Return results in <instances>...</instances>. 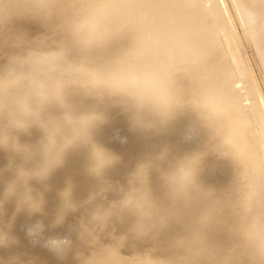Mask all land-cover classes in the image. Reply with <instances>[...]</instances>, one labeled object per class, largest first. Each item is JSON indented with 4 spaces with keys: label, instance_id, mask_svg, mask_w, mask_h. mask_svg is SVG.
Masks as SVG:
<instances>
[{
    "label": "rangeland",
    "instance_id": "obj_1",
    "mask_svg": "<svg viewBox=\"0 0 264 264\" xmlns=\"http://www.w3.org/2000/svg\"><path fill=\"white\" fill-rule=\"evenodd\" d=\"M9 0H7V1H0V17H2L3 16V14H4V9H5V7H4V5L2 6V3H4V2H8ZM11 1H13L14 3L13 4H15V2L16 1H14V0H10V2ZM36 0H34V2H35ZM63 1V2H62ZM91 1V0H90ZM108 1L109 0H103V1H101V0H97V6L95 5H93V4H91L90 2H89V0H77V1H72V0H59L58 1V3H60V2H62V4L60 3V4H58V6L57 5H54V7L52 8V6H45V8L46 9H44V8H33L30 12H29V10H27V11H25V12H23L22 14H13V15H10L9 16V18L7 19V21H4V22H0V64L2 65V67L0 66V101L3 99V100H8V102L9 103H7V102H4V101H2L1 102V104L4 102L5 103V105L3 104V105H1L0 104V109L2 108H4V107H7L6 109H8L9 107V109H11V110H6V111H4V109L2 110H0V118H1V116H2V118L0 119L1 121H2V119L4 118V116H11L10 118L12 119H10L9 117L8 118H4V120L2 121V122H4L3 124L2 123H0V128H2V126H3V128L2 129H0L2 132H0V133H2V134H0V137H2L3 138V140H5V141H9V143H10V141H11V139L10 138H12L13 139V141H14V144H12L13 143V141L11 142V144H9L10 146H8V142H5V144L4 143H2L3 142V140H1V138H0V172H1V174L2 175H4V173H9V174H5V177L7 176V177H9V175L11 174V173H13L15 176L13 177L12 176V174L10 175L11 177H9L10 179H12L11 181H9V180H7V179H9V178H4V176H2L1 174V179H0V185H1V183H2V185H4V187L1 185L0 186V217H2L3 215V217H5L6 218V216H8V215H10L11 214V210L12 209H16V208H18V207H16V206H18V205H16L17 203H16V201L19 199H22V197H24L23 199H22V201H24V205H25V200L27 199L28 200V198H27V196L26 195H24V196H18V194H20L21 193V195H23V194H28V195H30V193L32 194V192H33V189L35 190V191H38V192H40V194H41V192L43 193V194H41V195H44L45 193H48L49 194V196L48 197H50L51 199L49 200V198L47 197H44V196H41L40 194H38V192H33V195L34 194H38L37 196H35V197H37L36 199H38V198H44V200H43V202L44 201H46L47 199L49 200V201H51V202H49V204L47 203V201H46V203L48 204V205H46L45 203H43V205H44V207H46L45 208V210L43 209V207H41L40 208V206L39 205H37V206H35V204H37V202H38V200L39 201H41V199H38L37 201H35V199H32V203H33V207H31V208H29V206H30V204L32 205V203H30L31 202V200L30 201H28L27 203H30L29 204V206H28V208L31 210L32 208H37L36 210L38 211V208H39V211L41 210V211H43L44 213H41V214H44V216H41L40 215V217H45V214L47 213V215L46 216H48L47 218H46V220H44V218H43V220H41V218H39V216H37V215H34L33 216V213L32 212H34L33 211V209H32V211L30 212H28V210H25L24 211V209H26V206H27V204L25 205V206H23L22 208L23 209H20L21 211H19V209H17L20 213H18V211H16V212H14V213H16L17 214V217L19 218V220H17L16 221V217L15 218H13L14 217V215H13V212H12V215H10V216H8L10 219H7V220H4V221H7L8 222V220H10L9 221V223L7 224V222H6V224H1V225H5V228H4V226L2 227V228H4L5 230H11L12 228H14L15 229V231H16V233H15V231H14V229H12L13 231H14V233H15V235L17 236V239L18 238H20V239H18V241L19 240H23V238H24V240L25 239H27L28 240V238H29V236L28 235H30V233H29V229L31 228H36L37 229V226H36V224L38 225L40 222H41V224L42 225H38V228H41L42 227V230L44 231H38V232H40V234H43V233H45V235H41V236H44V238L43 237H41V238H43L45 241H46V243L43 241V240H41V242L43 241V243H45V245H46V250H48V251H46L45 250V255H43L42 256V258H44V256L45 257H47L46 255H49L48 257H47V259L46 258H44V259H46L45 261H43L42 259H41V262L43 263H45V264H47L46 263V261L49 259V257L50 256H53V254L55 253H57V252H59V247H61L62 246V244H60L61 243V240H63V237L62 236H64L65 238L68 236L69 237V239L73 242V244H74V247H72L73 246V244L71 245L69 242H71L69 239H67L66 238V240L64 239V242L66 241V243L65 244H63V246L64 245H66V250H65V247H63L62 246V248H64V250H65V255H67L68 257H70V261H69V258H64L65 256L63 255L64 253H62V255H61V251L62 252H64V250H61L59 253H60V255H59V253L58 254H56L55 256H53L54 257V260H55V262H58L59 263V261L61 260V258L63 259V260H61V262L63 263V264H66V261L67 262H69V263H72V261L74 262V259H72V261H71V258H73V257H75L76 256V258L78 259V261H79V258L77 257L78 256V254H75V253H77V252H80V254H81V252H83V250H85V252H83L86 256H88V255H91L92 254V250H93V248L92 247H95L96 248V245L95 244H92V243H89V241H91L92 240V238H93V236L95 235V238L97 239L96 240V244H98V242H99V238L101 237V241H100V243H102V242H106L107 240L106 239H108V244H109V239H111L110 241L113 243V245H117V243L116 242H118L119 243V245L122 243L121 241V243L117 240V239H113L114 238V235H112L113 236V238H112V236H111V234H118L117 236L119 237V239L121 240L122 239V241L123 240H125V237H124V239L122 238V237H120L121 235L123 236V234H124V232H123V230L125 231V228L127 227V225L125 226L124 225V223H126V224H129L128 225V228H127V231L129 232V228H131V227H133L134 225H136L135 223H138V220H136V218L139 216L138 215V212H137V210H136V208H135V204L137 203V199H136V195H138V194H140V192L141 191H143V192H145L144 193V196H146L147 195V193H148V196H149V199L153 202H155V200H157L156 202H157V205H156V202H155V205L157 206L156 208H157V211L158 210H160V211H158V213L156 212V210H155V212H154V215L153 216H156V215H158L157 216V218H159V215H161V214H163L164 215V213H162V211L161 210H163V211H166V210H164L167 206V208H169V209H167V211H166V215H168V216H172V213L173 212H171V210L173 211L174 209L175 210H181L182 211V209H183V211L182 212H184V210H185V214H186V216H184L185 218H188L190 215L188 214V213H190V212H188V210H186L187 209V204H185L184 206H183V204L185 203L184 202V200H185V198H186V195L187 194H185L184 195V193H185V188H188L189 189V186H190V184H189V186H184V189H183V192L182 193H180L179 195H178V197H177V195L175 196V194L177 193V191H180L179 189H181V179L182 178H186V177H189L190 176V174L192 173V177L194 176V178H203V177H205V174L207 175V176H209L210 174V172H212V171H215L216 169H218L217 167H219V168H223V170L221 171L220 169H218V170H220L221 172H222V174H221V172L219 173V171L217 170V173H216V175H215V173H211V174H214L215 176H219L220 174L221 175H223V176H225L224 178H223V176H221L220 175V177H222V179L221 178H219V180H221V181H223L224 183H225V181L227 182V180L229 179V178H232L233 177V175H235V177H236V175H237V177L236 178H238V179H240L241 178V176H243L242 175V173H240V170L242 171H246V169H247V171L246 172H244L245 173V175H244V177H243V179H244V182H245V179H250L249 181L248 180H246V182L244 183V184H246V185H244V188L246 189V190H248V191H246V190H244V191H240V190H243V189H241L242 187H243V183H240L238 186H240V187H237V188H234L236 191H237V196L235 195V193L234 192H236V191H234V192H232L231 190V188H232V183L231 182H233L232 181V179H229L231 182H230V185L228 184V182H227V184H228V189H227V187H225L226 189H227V193H228V190H229V192L231 191L232 193L231 194H233V198H234V196H236V200L235 199H233L232 198V202H235V203H228L227 205H223L225 202H223V201H226L225 200V198H223V201H222V199H221V196L222 195H224L225 193H226V190H225V193L223 194H221V192H224V190H221V192H219L220 194H221V196H220V194L216 191V185H218L219 183H221L222 184V182H219V180L217 181H215V180H213V179H215L216 177L215 176H213V177H211V179L213 180V184H212V186L214 185V189H212L211 188V186H209V185H211V184H209V182H212L211 181V179H207L206 177V180H208V181H204L205 180V178H204V180H202L203 182H208V187H207V183L205 184V183H202V181L200 180V181H198V184H199V186L202 184V188L205 190V187L207 188V189H209V187L211 188V189H209V191L210 190H212L211 191V194L213 193V190H215L216 192L215 193H217L218 195H219V197L217 196V197H215V196H213V194L211 195L212 197L211 198H214V199H216L217 198V200L218 199H220V202H223V203H220L219 204V200H218V205H220L221 206V204H222V207L223 208H218V210H221V212L225 209V207L226 208H228L229 206L228 205H231V207L232 208H236V204L238 203V201H239V204L242 206V208L244 209H240L241 207H240V205H238L237 204V210L239 209V210H243V211H245V214H246V212L247 213H249V212H251V210L254 208V207H257V206H259V207H261V208H263V205H264V63H261V61L258 59V58H260V57H258L259 55H261V51H262V49L264 48V3H262L261 5H258V4H256V5H254V3L253 2H251L250 1V4H248L247 5V3H248V1L247 0H227V2H226V4L227 5H225V3H224V1L223 0H219L220 2H219V4L216 2L217 0H198L196 3H194L193 4V2L192 3H189V2H185V1H183V0H122V1H120V3H117V2H114L113 4H110V3H108ZM2 2V3H1ZM37 2H38V0H37ZM75 2V3H74ZM83 2H85V4L83 3ZM99 2V3H98ZM102 2V4H105V5H100V3ZM103 2H105V3H103ZM207 2V3H206ZM229 2V3H228ZM81 3H82V6L84 5H86V4H89V6H86V7H81L80 5H81ZM8 4H9V2H8ZM7 4V5H8ZM12 4V2H11V4H9V6L10 5H13ZM63 4H69L68 6H67V8H66V10H62L61 9V7H62V5ZM99 4V5H98ZM208 4V5H207ZM232 4H233V6H232ZM90 5H92V6H90ZM210 5V6H209ZM78 6H80V7H77ZM213 6V7H212ZM225 6H227V7H230V9L228 8V10H227V8L225 7ZM56 7V8H55ZM88 7V8H87ZM96 7V8H95ZM185 7V8H184ZM4 8V9H3ZM58 8V9H57ZM77 8L78 9V11L77 10H75V9ZM83 9V10H81V9ZM85 8H86V10L87 11H85V12H83L84 10H85ZM97 8H99V10H97ZM182 8V9H181ZM184 8V9H183ZM205 8H210V9H208V10H206ZM60 9V10H59ZM13 9L10 7L9 8V11H12ZM73 10V16H72V14H71V11ZM96 10V11H95ZM169 10H171V12L169 13V14H167V11H169ZM36 11V12H35ZM39 11V12H38ZM76 12V14H75V12ZM92 11V12H91ZM231 11H233L232 12V14L235 16H233L232 14H231ZM253 11H255V14H256V16H257V20H258V27H253L252 26V23H251V20H250V13L251 12H253ZM61 12V13H60ZM67 12V13H66ZM87 12H89V14H86ZM229 12V13H228ZM63 13H65L66 15L68 14V16L66 17V15L64 14L63 15ZM79 13V14H78ZM81 13H83V14H81ZM38 14V15H37ZM75 14V15H74ZM78 14V15H77ZM81 14V16L83 15V17H79V15ZM230 14V15H229ZM32 15L33 16H40L44 21L46 20L47 21V19L49 18V23H53V24H56V25H54L55 27H50V28H30V26H29V18L30 17H32ZM49 15V16H48ZM70 15V16H69ZM77 15V17H75ZM84 15H86V16H84ZM94 15H95V17H94ZM24 16V17H23ZM89 16H91L90 18H89ZM230 16L232 17V18H230ZM64 17L68 20V21H66L65 19H64ZM75 17V18H74ZM62 18H63V21H62ZM68 18H70V19H68ZM77 18H79L78 20H77ZM82 18H84V19H82ZM115 18V19H114ZM31 19V18H30ZM82 19V20H81ZM66 22H65V21ZM80 20V21H79ZM86 20H88V21H86ZM90 20V21H89ZM214 21V22H213ZM232 21H234L233 23H232ZM120 22V23H119ZM238 23V24H237ZM217 24V25H216ZM52 26V25H51ZM219 28V29H218ZM250 28H252V29H250ZM253 28H256V29H253ZM258 28V29H257ZM218 29V30H217ZM242 30V31H241ZM216 32H218V33H216ZM254 32L256 33H259V34H261V36L260 37H258L257 39H255L254 37ZM221 33H222V35H221ZM237 33H241L242 35H241V37H242V39H245L244 40V43H246V48L245 49H242V46L241 45H239V39H238V35H237ZM256 33V34H257ZM126 34V35H125ZM132 34V35H131ZM224 35V36H223ZM226 35L228 36V37H230V39L232 40V43H227V40H226ZM5 36V37H4ZM15 37V38H14ZM131 38V39H130ZM220 38V39H219ZM13 41H12V40ZM127 40V41H126ZM258 40V42H259V44H257V41ZM139 42V43H138ZM16 44V45H15ZM20 44V45H19ZM227 44V45H226ZM19 45V46H18ZM139 45V46H138ZM256 45H259V46H256ZM227 46V47H226ZM46 50V51H45ZM234 50V51H233ZM240 50V51H239ZM247 50V51H246ZM45 51V52H44ZM259 51L261 52V53H259ZM245 52V53H244ZM250 54V55H248V56H246L248 53ZM46 53V54H45ZM52 53V54H51ZM54 53V54H53ZM241 53H243V54H241ZM247 53V54H246ZM9 54H11V55H9ZM8 55V56H7ZM15 55V56H14ZM30 55H32V56H30ZM39 56L41 57V58H39ZM228 56V57H227ZM232 56V57H231ZM13 57H18V58H25V57H27V60H28V63L29 64H27V63H20V62H17V63H13L12 62V58ZM36 57H38V58H36ZM244 59H243V58ZM248 57V58H247ZM252 57V58H251ZM47 58H48V60H47ZM251 60H253V61H251ZM233 59V60H232ZM247 59H249L250 61H248L247 62ZM40 60V61H39ZM235 60V61H234ZM35 61H36V63H35ZM100 61V62H99ZM1 62H3V64L1 63ZM34 62V63H33ZM39 64H38V63ZM85 62H86V64H85ZM99 62V63H98ZM230 62V63H229ZM234 62V63H233ZM245 62V63H244ZM250 62H251V64H250ZM254 62V63H253ZM13 63V64H12ZM32 63V64H31ZM43 63V64H42ZM235 63H236V67L234 66L235 65ZM11 64V66H9V65ZM15 64H16V66H15ZM25 64H26V66H25ZM36 64H37V66H36ZM83 64V65H82ZM99 64H101V65H99ZM231 64V65H230ZM234 64V65H233ZM238 64V65H237ZM89 65V66H88ZM241 65V68L239 67ZM246 65V66H245ZM253 65V68L251 67V66ZM25 66V67H24ZM28 66H29V70H28ZM32 66V68H30ZM92 66L94 67V68H92ZM99 66V67H98ZM102 66V67H101ZM11 67V68H10ZM12 67L14 68L13 70H12ZM18 67V68H17ZM24 68V69H22V68ZM87 67H89V68H87ZM239 67V68H238ZM35 69V71H34V69ZM39 68V69H38ZM251 68H252V70H254L255 72V74L257 75L256 76V79L258 80L259 79V87H258V90H263V91H259V95H261V97H262V99L260 98V97H258V95H257V93L255 92V90H254V86H253V83H251L252 82V80H251V78H252V71H251ZM8 69V70H7ZM18 69V74H17V72H16V70ZM20 69V70H19ZM44 69V70H43ZM92 69V70H91ZM236 69H239L238 70V72H237V70ZM242 69V70H241ZM257 69V70H256ZM21 70H23V71H21ZM39 70V71H38ZM9 71V72H8ZM21 71V72H20ZM85 71V72H84ZM89 71H90V73H89ZM96 71H97V73H96ZM5 72H7V73H5ZM15 74H14V73ZM38 72V73H37ZM76 72V73H75ZM92 72L94 73V75L92 74ZM237 72V73H236ZM240 72H242L241 74H240ZM21 73V74H20ZM24 73H26V74H24ZM37 73V74H36ZM96 73V74H95ZM259 73V74H258ZM9 74V75H8ZM91 74V75H90ZM98 74V75H97ZM6 75H8V77L6 76ZM18 75H20V76H18ZM34 75V76H33ZM97 75V76H96ZM136 75V76H135ZM3 76V77H2ZM13 76V77H12ZM37 76V77H36ZM50 76V77H49ZM93 76V77H92ZM95 76V77H94ZM129 76H131V77H129ZM239 76V78H237ZM254 76V75H253ZM2 77V78H1ZM30 77V78H29ZM43 77V78H42ZM81 77V78H80ZM96 77H97V79H96ZM107 78V80H106V78ZM133 77V80L131 79ZM134 77H135V79H134ZM56 78V79H55ZM57 78H58V80H57ZM92 78V79H91ZM118 79V80H115V79ZM122 78V79H121ZM125 80H124V79ZM128 78V79H127ZM171 78V79H170ZM236 78H237V80H236ZM254 78H255V76H254ZM3 79V80H2ZM14 79V80H13ZM83 79V80H82ZM90 81H89V80ZM121 79V80H120ZM137 79V80H136ZM141 79H142V81H141ZM147 79V80H146ZM37 80H38V82H37ZM82 80V81H81ZM85 80H87V81H85ZM98 80V81H97ZM104 80V81H103ZM109 80V81H108ZM110 80H111V82H110ZM120 80V81H119ZM124 82H123V81ZM129 80V81H128ZM132 80V81H131ZM146 81L147 82V84L148 85H144V84H146V82H144V81ZM235 80H236V82H235ZM240 80H242V81H240ZM68 81V83H66L65 84V82H67ZM84 81V82H83ZM106 81V82H105ZM115 83H114V82ZM140 81V82H139ZM163 81V82H162ZM246 81V82H245ZM36 82V83H35ZM134 82H136V85H135V83ZM149 82H150V84L152 85V87L150 86V84H149ZM232 82H234L233 84H232ZM18 83V84H17ZM62 83H63V85H62ZM74 83H76V84H74ZM79 83V85H77ZM99 83V84H98ZM105 83V84H104ZM111 83V84H110ZM134 85H133V84ZM144 83V84H143ZM237 83V84H236ZM29 84V85H28ZM83 84H86V86H87V88H86V86L84 85L83 86ZM89 85V87H88V85ZM113 84V85H112ZM120 84V85H119ZM123 84H125V85H123ZM138 84H140V85H138ZM141 84L143 85V87L141 86ZM24 85V86H23ZM91 85H92V88H91ZM105 85V87L103 88V86ZM110 85V87L111 88H113V90L110 88V87H108ZM243 85V86H242ZM85 88V89H83V87ZM100 86V87H99ZM117 86H119V87H117ZM124 86V87H123ZM126 86V87H125ZM147 86V87H146ZM149 86V87H148ZM231 86V87H230ZM237 86V87H236ZM238 86L240 87V88H238ZM260 86H262V89L260 88ZM31 87V88H30ZM63 87V88H62ZM65 87V88H64ZM94 87V88H93ZM95 87H97V88H95ZM99 87V88H98ZM108 87V88H107ZM115 87H116V89H115ZM155 87V88H154ZM163 87V88H162ZM49 88H50V90H49ZM54 88V89H53ZM76 88V89H75ZM91 90H90V89ZM119 88H120V90H121V88H122V92H120V90H119ZM126 88H129L128 90L126 89ZM145 90H144V89ZM147 88V89H146ZM152 88V90H150ZM158 88V89H157ZM232 88V89H231ZM260 88V89H259ZM38 89V90H37ZM42 89H43V91H42ZM48 89V90H47ZM53 89V90H52ZM60 89V90H59ZM92 89H94V90H99L98 92L97 91H94V90H92ZM101 89V90H100ZM106 89V90H105ZM108 89V90H107ZM125 89L127 90L126 92H124L123 93V90L125 91ZM136 90V92L135 91H133L132 92V90ZM231 89V90H230ZM236 89V90H235ZM239 89H241V91L239 90ZM104 90V91H103ZM111 90V91H110ZM153 90H155V91H153ZM156 90H158V91H161L162 92V94L163 95H161V92L159 93L158 91H156ZM232 90H235V91H232ZM245 90V91H244ZM38 91V92H37ZM92 91V92H91ZM94 91V92H93ZM108 92L107 94H106V92ZM110 91V92H109ZM112 91H113V93H112ZM115 91V92H114ZM128 91H131V92H128ZM143 91V92H142ZM140 92V93H139ZM159 93V95L158 94H156V93ZM110 93H112L111 95H110ZM119 93H121V94H124L125 95V93L126 94H133V97H135L134 99H135V102L133 101H131V100H134L132 97H129V96H124V95H122V96H124V97H122L121 96V94L119 95ZM146 93V94H145ZM150 93V94H149ZM152 93V94H151ZM239 93V94H238ZM256 93V94H255ZM8 94V95H7ZM83 94V95H82ZM106 94V95H105ZM116 94H117V96H116ZM136 94H138L139 96H140V94L142 95V96H140L139 98L143 101L142 103H141V101L139 100V98L137 99V101L139 102H137L136 103V98L138 97ZM243 94H244V96H243ZM96 95V96H95ZM114 97H113V96ZM166 95V96H165ZM240 95H242V97H243V99H242V97L240 96ZM257 95V96H256ZM91 96L93 97V98H91ZM101 96H103V97H101ZM118 96H121V100L119 99V98H117ZM137 96V97H136ZM143 96L145 97V98H143ZM149 96V97H148ZM215 96V97H214ZM239 96V97H238ZM247 96V97H246ZM84 97V98H83ZM97 97V98H96ZM142 97V98H141ZM147 97V98H146ZM154 98V99H151V101L152 100H154L153 102H151L150 100H149V102H147V100L146 99H148V98ZM164 97H170L169 99H167V101H166V99L164 98ZM90 98V99H89ZM95 98H96V100H95ZM115 99L116 98V101L117 100H119L117 103H116V101L114 102V101H112L113 99ZM126 99L127 100V98H128V100L126 101V102H124V100L123 99ZM132 98V99H131ZM70 99V100H69ZM72 99H73V103H72ZM82 101H81V100ZM107 99V100H106ZM109 99H110V101L112 102H110L109 101ZM156 99H158L157 101L160 103V101H161V103L162 102H164V104H162V106H160V104L157 102V101H155ZM258 99V100H257ZM12 100H14V102L12 101ZM51 100V102L52 101H54V104H57L58 105V102H65L64 104L61 102V105L64 107L65 105V107H68L67 108V116H65V113H66V111H64V110H66V109H64L63 107L62 108H58L59 106H56V105H54L53 104V106L51 105V103L49 102V103H47V101H50ZM69 100V101H68ZM75 100V101H74ZM85 101V105L89 102V101H91V100H93V101H91V102H89L88 104H91V105H86L87 106V108H86V106L84 105V103L82 104V102H84ZM104 100V101H103ZM130 100V101H129ZM145 100H146V102H145ZM164 100V101H163ZM169 100H170V103H169ZM263 100V101H262ZM11 101H12V103L14 104H12L11 103ZM16 101V102H15ZM18 101V102H17ZM27 101H28V103L30 104V106H28L29 104L27 103ZM58 101V102H57ZM66 101H67V104H66ZM71 101V102H70ZM81 101V102H80ZM88 101V102H87ZM95 101H96V103H95ZM107 101H108V103H107ZM122 101V102H121ZM129 101V102H128ZM244 101V102H243ZM24 102L27 104V106H22V105H24ZM34 104H33V103ZM39 102V104L36 106L35 105V103L37 104ZM78 102V103H77ZM100 102V103H99ZM175 102V103H174ZM240 102H243V103H240ZM250 102V103H249ZM7 103V104H6ZM11 103V104H10ZM15 103H18V104H16L15 105ZM31 103L33 104V106H35V107H31ZM47 103V104H46ZM68 103H70V104H68ZM74 103H76V104H74ZM81 103V104H80ZM97 104V105H95V104ZM107 103V104H106ZM114 103H116V104H114ZM122 105H121V104ZM144 103V104H143ZM145 103L147 104V106L145 105ZM157 103V104H156ZM168 103V104H167ZM260 103V104H259ZM9 104L13 107V109L14 110H16V111H12V107L11 106H9ZM21 104V105H20ZM50 104V105H49ZM79 106H78V105ZM99 104V105H98ZM101 104V105H100ZM111 104H113V105H111ZM132 104V105H131ZM152 104H154V105H152ZM175 104H176V106H175ZM242 104V105H241ZM244 104V105H243ZM18 105V106H17ZM39 105H40V107H39ZM46 106V107H44V106ZM50 107H49V106ZM60 105V106H61ZM77 105V106H76ZM80 105H83V106H80ZM95 105V106H94ZM108 105H109V108H108ZM126 105H131L132 107H134V108H137V111L139 110V109H141L140 110V112L141 113H137L136 112V110H134V109H132V107L130 108V106H126ZM142 105V106H141ZM144 105V106H143ZM149 105V106H148ZM163 105H164V107H163ZM166 105H168L167 107H166ZM170 105H172L170 108H169V106ZM180 107H179V106ZM181 105H182V107H181ZM240 105V106H239ZM2 106H4V107H2ZM16 106L17 107H19L20 109L19 110H17L16 109ZM51 106H52V108H51ZM55 106L57 107V108H55ZM71 106H73V107H71ZM75 106V107H74ZM84 106H85V108L86 109H90L91 107H93L94 109H90L89 111L90 112H88V110L86 111V109L84 108ZM89 106H91V107H89ZM98 106V109H96L95 107H97ZM146 106V109L145 108H143V107H145ZM154 106V108H153V110H154V113H156V111L157 110H159L160 109V113H162L161 112V110L163 109H165L164 111H165V115L164 116H166L165 118H163L164 116H163V114H164V112H163V114H162V116H161V114H158L159 112L157 111V113L156 114H152L153 115V117H151L150 119L148 118L149 116H150V110H149V114L148 113H146V116H147V114H148V117L147 118H145L146 116H144V118H145V120L143 119V112L145 111V110H148V107H150V108H152ZM251 106H253V108L251 107ZM28 107H30V109L29 110H31L32 111V109L31 108H33V112L34 113H31V114H29L28 115V112H31V111H29L27 108ZM42 107V108H41ZM49 107V108H48ZM81 107H82V109H81ZM163 107V108H162ZM178 109H177V108ZM184 107V108H183ZM21 108H22V110H21ZM24 108V109H23ZM39 109V110H37L38 111V113L37 112H35V110L34 109ZM73 108H74V111L76 110V113H77V110H78V115L80 116L79 118H78V115H76V113H74V111H72L73 110ZM75 108H77V109H75ZM139 108V109H138ZM149 108V109H150ZM155 108H156V110H155ZM172 108V109H171ZM179 108L181 109V108H183V109H181V110H179ZM210 108V109H209ZM50 109V110H49ZM80 109V110H79ZM83 109H84V111H83ZM102 109V110H101ZM124 109H125V111H124ZM129 109V110H128ZM171 109V111H172V113H171V111H169V110ZM174 109V110H173ZM249 109V110H248ZM23 110H26V113H23ZM62 111V112H58V111ZM69 110H71L75 115H76V118L79 120V119H83L82 120V122L84 123V125L83 124H81V125H83V127L84 128H86V126L88 127L89 125H90V123L91 124H93L94 126H89L90 127V129H91V127H93L91 130L90 129H82V130H80L81 128H83L81 125H78V127H79V130L78 129H76V127H77V125L75 126L74 125V120H75V116L73 117L72 116V112H71V116H69ZM82 110V111H81ZM95 110L97 111L96 113H94L95 112ZM106 110V111H105ZM120 110V111H119ZM133 111V114H139V115H142V117L140 116V117H138V116H136L135 115V117L134 118H139L138 119V121H135L134 119H133V116H132V114H130V113H128V111ZM142 110H143V112H142ZM248 110V111H247ZM253 110H254V113H253ZM8 111V112H7ZM10 111H12L11 113H13V115H14V113H16L15 114V116H13V115H10L11 113H10ZM21 111H22V114H21ZM45 112V113H40V112ZM51 111V112H50ZM54 111V112H53ZM56 111V112H55ZM85 115V117H86V119H84L85 117H84V115L81 113V112ZM132 111H131V113H132ZM169 111V112H168ZM177 113H176V112ZM193 111V115H195V116H192L191 115V112ZM201 111V112H200ZM256 111H257V113H256ZM4 112V113H3ZM25 112V111H24ZM49 112V113H48ZM89 113V115L91 116V118L90 117H88V113ZM100 112V113H99ZM116 112V113H115ZM118 112H119V114H118ZM146 112V111H145ZM151 112L153 113V111L151 110ZM166 112H167V114H166ZM195 112V113H194ZM198 112V113H197ZM202 112H204V113H202ZM214 112V113H213ZM229 112H232V113H235L236 114V117H235V119H233V121L232 122H230V123H228V124H226L224 121H222V116L223 117H227V116H225V115H229L230 113ZM3 113V114H2ZM37 113V114H36ZM55 113V114H54ZM57 113V114H56ZM58 113L62 116L61 118H64V116H65V119L62 121V119L59 117L60 115H58ZM94 113V114H93ZM124 113V114H123ZM181 113H182V116H181ZM207 113H210L209 115L207 114ZM226 113H229V114H226ZM253 113V114H252ZM6 114H8V115H6ZM19 114V115H18ZM26 116H25V115ZM33 114V115H32ZM34 114L36 115V117L34 118ZM50 114V115H49ZM53 114V115H52ZM80 114H82L83 115V117L84 118H82V115H80ZM99 116H98V115ZM120 114H123L122 116L120 115ZM129 114V115H128ZM160 115L161 116V121H163V123H159V131H157V127H155V126H153V122H154V124L156 125L157 124V121L159 120L158 118H159V116L158 115ZM169 114H170V116H172L171 117V119L173 118V120H171L170 119V116H169ZM173 114H177V116L175 117ZM208 115V117H206L205 115ZM216 114V115H215ZM225 114V115H224ZM31 115H32V117H33V120L32 119H30L31 118ZM42 115H44V116H42ZM48 115H49V117L50 118H52V122L49 120V118H48ZM57 116V122L55 121V119H56V117L55 116ZM103 115V116H102ZM110 115L112 116V117H110ZM116 115H117V117H116ZM179 115L181 116V117H179ZM190 115V116H189ZM199 115V116H198ZM204 115V116H203ZM211 115V116H210ZM218 115V116H217ZM247 116L248 117V121H247V124L246 125H243V123H242V119H241V117L242 116ZM251 115V116H250ZM12 116H13V118H12ZM17 116H18V119H17ZM21 116V117H20ZM30 116V118H28ZM52 116V117H51ZM55 118H54V117ZM98 118H97V117ZM106 116V117H105ZM123 116H125V117H123ZM130 116H132V117H130ZM156 116H158V117H156ZM169 116V117H168ZM193 118H192V117ZM200 116H203V117H201L200 118ZM215 116H216V119H218L219 121H218V123L220 124L221 122H222V124H218V125H216L217 124V121L214 119L215 118ZM23 117H25V118H27V119H23V120H21ZM39 117H42L41 119L43 120V117H44V121H42L44 124H46V126L44 125V124H42V122L41 121H39L40 119H39ZM67 117V118H66ZM68 117H70V120H69V123L68 122H66L67 120L66 119H68ZM93 117H95L94 118V120H93ZM102 117H104V118H102ZM167 117H168V119H167ZM174 117L176 118L175 120H174ZM178 117V118H177ZM189 117H190V119L192 118V119H194V120H200V121H204L205 120V122H203V124H202V122H200L201 123V125L203 126L204 125V123H207V124H205V125H207V126H210L209 128H210V130L204 125L203 127H206L207 129H208V131H210V132H212V131H214L213 133H209L207 130H206V128H203V127H201V128H199L198 126V130H203V131H201V132H199V131H197V129L195 130V129H193V126H191V125H193L194 123L193 122H191V121H189ZM200 119H199V118ZM210 117V118H209ZM218 117V118H217ZM15 118V119H14ZM37 118V119H36ZM48 118V119H47ZM54 118V119H53ZM58 118H60V119H58ZM74 118V120H72L71 121V119H73ZM101 118V119H100ZM114 118H115V120H114ZM127 118V119H126ZM130 118V119H129ZM132 118V119H131ZM136 118V119H137ZM157 118V119H156ZM163 118V119H162ZM185 121V119H187L186 121L188 122L189 121V124H191V123H193V124H191V125H189V128H188V130L190 131V132H192L193 130L194 131H197V132H199V134L198 135H200V137H196L197 139L198 138H200V139H202V142H203V139L204 138H206V139H204L205 141V144H204V142L202 143V142H200V139H199V142L198 143H200V144H195V146L196 147H194V144L193 145H191V143H190V141L189 140H191L190 138L188 139H185L184 141H182L184 138H180V139H178V135L180 134V133H178L179 131H182L183 132V130H182V128H183V126L181 127L180 126V124L182 123V119ZM206 118H207V120H209V121H207L206 120ZM213 118V119H212ZM255 118V119H254ZM16 119H17V121H16ZM20 119V121L22 122V123H20V122H18V120ZM77 119H76V121H77ZM91 119L93 120V121H91ZM98 120V122H96V124H95V120ZM103 119V120H102ZM111 119V120H110ZM124 121H123V120ZM149 121H148V120ZM168 120V121H166V120ZM169 119H170V121H169ZM10 120V121H9ZM32 120V121H31ZM36 120V121H35ZM58 120H61L62 122H66V123H64V126H65V124H67L65 127H62L61 125H63V123L62 124H60L61 123V121L59 122ZM80 120V121H81ZM88 120H90V121H88ZM96 120V121H97ZM102 120V121H101ZM114 120V121H113ZM128 120H129V122H128ZM133 120V121H132ZM141 120H144V121H142V124H143V122L145 123V125H142L141 123L140 124H138ZM150 120H156V121H151L150 122ZM177 120L179 121L180 120V122H177ZM182 120V121H181ZM0 121V122H1ZM8 121V122H7ZM14 121V122H13ZM24 121V122H23ZM26 121V122H25ZM35 121V122H34ZM71 121V122H70ZM80 121L78 122H76L75 124H78V123H80ZM86 121H87V124H86ZM117 121H118V123H117ZM122 121V122H121ZM127 121V122H126ZM137 122V123H135V122ZM148 121V122H147ZM160 121V120H159ZM164 121H166V123H164ZM175 122V124H172V123H174ZM207 121V122H206ZM214 121V122H213ZM6 122V123H5ZM11 122V123H10ZM16 122V123H15ZM17 122H18V124L20 125V124H23V125H20V127H19V125L17 124ZM30 122H31V124H30ZM38 122V123H37ZM41 122V123H40ZM46 122V123H45ZM49 122H51V123H53V124H51V125H55L56 126V128L55 129H53V127H55V126H53L52 128L50 127L51 125H50V123ZM81 122V123H82ZM90 122V123H89ZM93 122V123H92ZM101 122V123H100ZM116 122V124H114ZM124 122V123H123ZM132 122V123H131ZM168 122V123H167ZM191 122V123H190ZM197 122V121H196ZM195 122V123H196ZM215 122H216V124H215ZM254 123V125H253V123ZM7 123H8V125L10 126H8L7 125ZM28 123V124H27ZM35 123L37 124V125H35ZM97 123H98V125H97ZM99 123H100V125H99ZM106 123H108V125H106ZM110 123V124H109ZM129 123V124H128ZM172 125V126H170V124ZM177 123H180L179 125L177 124ZM186 123V122H185ZM198 123V122H197ZM196 123V124H197ZM199 123V124H200ZM210 123H212V125L210 124ZM256 123H257V125H256ZM2 124V125H1ZM47 124H49L48 126L50 127V129L52 130H50V129H48L49 127L47 126ZM70 124H72V125H70ZM150 124V125H149ZM161 124V125H160ZM168 124H169V127L171 128L172 127V129L171 130H173L174 131V129L176 130L177 128L176 127H178V128H180V129H178L175 133H177L176 135L175 134H173L174 132L173 131H171L170 130V128L168 127ZM196 124H194V125H196ZM199 124H197V125H199ZM210 124V125H209ZM214 124V125H213ZM27 125H28V127H27ZM71 126V127H69V126ZM75 127H74V126ZM136 125V126H135ZM152 125V126H151ZM173 125H175V126H173ZM177 125V126H176ZM182 125H185V127H186V124H182ZM201 125H199V126H201ZM229 126V128L228 129H230V130H232V131H227V127L226 126ZM232 125V126H231ZM235 125V126H234ZM9 128H8V127ZM16 126V127H15ZM18 126V127H17ZM42 126V127H41ZM68 126V127H67ZM74 128H73V127ZM80 126H81V128H80ZM96 126V127H95ZM98 126H100V127H102V128H100V127H98ZM108 126V127H107ZM110 126H112V127H110ZM125 126V127H124ZM161 126L163 127L164 126V128H161ZM188 126V125H187ZM231 126V127H230ZM5 127V128H4ZM14 127V128H13ZM39 127V128H38ZM110 127V128H109ZM116 127V128H115ZM118 127V128H117ZM143 129H142V128ZM155 127V128H154ZM168 129H166V128ZM197 127H195L194 126V128H197ZM212 127V128H211ZM235 127V128H234ZM13 130V132H12V130ZM16 128V129H15ZM33 128V129H32ZM37 130H36V129ZM74 129V131L73 130H69V129ZM96 128H99L100 129V131H99V129H96ZM111 129V130H109V129ZM146 128V129H145ZM147 128H149V129H151V130H147ZM154 128V129H153ZM203 128V129H202ZM232 128V129H231ZM254 128H255V130H254ZM4 129H7L9 132H7L8 134H9V136H7L6 134L7 133H3V131H7V130H4ZM10 129V130H9ZM22 129H24L25 130V132L22 130ZM31 129V130H30ZM41 129H42V131H41ZM56 129H57V131H56ZM60 131H59V130ZM117 129V130H116ZM164 129H166L167 131H165ZM184 129V128H183ZM191 129H192V131H191ZM212 129V130H211ZM46 131V132H48V134L46 133V132H44V131ZM48 130V131H47ZM77 132H76V131ZM93 130H95V133L93 132ZM101 130H102V133H100L101 132ZM103 130H105V131H103ZM116 130V131H115ZM122 130L124 131V133L122 134ZM143 130H144V132H143ZM156 130V131H155ZM160 130H161V133H163V132H165V134L163 133V134H161V133H159L160 132ZM170 130V131H169ZM208 132V135L209 134H213V135H211L212 136V138L210 137V135H209V137H210V139H209V137L207 138V136L208 135H205V132L206 131ZM215 130H217V134H218V132L219 131H221L220 133L221 134H216V131ZM225 130H226V132H225ZM242 131V133H241V131ZM15 131H17V132H15ZM19 131V132H18ZM28 131L30 132V133H28ZM55 131H56V133H55ZM62 131L64 132V135H65V133H70V135L73 137V136H76V134H74V133H80V135H79V133L77 134V136H83L82 135V131H84V132H86L87 133V135L89 134V132L90 131H92V133L90 132V136L88 137V139L90 138V139H92L94 142L93 143H91V145H87V144H90V142H92L91 140H88V142H86V140H80V141H78L81 145H83V146H81L80 144H78V142H74V140L71 142V144L73 145V147L72 146H70L71 144H70V142H65V138H64V136H63V133H62ZM81 131V132H80ZM111 131V133H109ZM121 133H120V132ZM155 131V132H154ZM185 131H186V129L184 130V133H185ZM222 131H224V132H222ZM23 132L25 133V134H23ZM41 132H44L45 134H47V135H45L46 136V138H44L45 136H44V134L42 135V134H40ZM51 132V133H50ZM61 132V133H60ZM83 132V133H84ZM97 132V133H96ZM120 133V135L118 136V134ZM129 132V133H128ZM160 134V135H158V133ZM172 133L173 134V138H171L172 136V134L170 133V136H169V134L168 133ZM190 132H188L187 133V131H186V135H187V137H188V135L190 134ZM227 132H230L229 134H230V139H231V142L230 141H228V140H230L228 137V133ZM11 133V134H10ZM15 133H17V134H15ZM19 133H21V134H19ZM38 133V134H37ZM49 133H50V135H49ZM59 135H58V134ZM67 133V134H68ZM86 133H84V135H86ZM94 133V135H92ZM113 133V134H112ZM200 133H204V135H205V137L204 138H201V136H202V134H200ZM14 136H13V135ZM30 134V136H28ZM108 134V135H107ZM132 134V135H131ZM143 134V135H142ZM155 134V135H154ZM156 134H157V136H156ZM168 134V135H167ZM192 134H194L193 132H192ZM197 134V133H196ZM207 134V133H206ZM225 134V135H224ZM226 134H227V136H226ZM7 136V138L8 137H10V138H8V139H5V137L4 136ZM12 137H11V136ZM52 135H57L55 138H54V136H52ZM62 135V136H61ZM93 137H92V136ZM105 135H107L108 137H106ZM126 136V137H123V136ZM141 135V136H140ZM164 137H163V136ZM183 135V137H184V134L183 133H181V135H179V137L180 136H182ZM195 135V134H194ZM214 135H215V137H214ZM224 135V137H227V138H225L227 141H228V143H226L227 145L229 144H232L233 145V143L235 142H237L236 143V145L237 144H239V145H233V147H236L237 149H235V152H232L233 150H234V148L232 147V145H230L231 146V148H233V150L231 151V150H229V149H225V148H223L222 146H226V148H227V145H223L222 144V142H221V140L224 138V137H220V138H217V137H219V136H223ZM231 135H232V137L233 138H231ZM18 138H17V137ZM32 136V137H31ZM50 136V137H49ZM105 136V137H104ZM117 137V139H116V137ZM138 136V137H137ZM146 136V137H145ZM159 136H162L161 137V139L159 138ZM190 136V135H189ZM193 136V135H192ZM191 136V137H192ZM195 136H197V135H195ZM194 136V137H195ZM217 136V137H216ZM14 137H16V138H14ZM21 137V138H20ZM40 137V138H39ZM43 137V138H42ZM52 137V138H51ZM63 137V138H62ZM92 137V138H91ZM95 137H97L96 138V140H95ZM104 137V138H103ZM110 137V138H109ZM119 137V138H118ZM128 137V138H127ZM134 137H136V138H134ZM152 137H154V139L152 138ZM165 137H170V139L168 140V147H170L169 149H170V155L171 156H173V154H174V156L173 157H171V156H168V159L171 161V158H172V160L174 159V158H178V160L180 161V163H179V161H176V162H178V164H180V167H179V165H176L177 167L175 168V169H172L171 168V170L168 168V169H166V167H162V164L160 165V164H156L155 163V161H156V157H154L155 156V150H156V147H157V145L156 144H158V142H160V140H163ZM175 137H176V140L174 141V143H173V140L175 139ZM20 138V139H19ZM106 138V139H105ZM129 138H131V139H129ZM146 138V139H145ZM147 138H148V140H150V141H148L147 140ZM186 138V137H185ZM216 138V142H217V144H218V142H220V144H222V148L224 149V150H226L227 152L228 151H230V152H232V153H228L227 154V152L226 151H224V154H223V152L222 151H220V152H222V154L220 155V152L217 150L216 151V153H215V148H216V146H218V145H215V141L212 143L211 141L212 140H214ZM14 139H16V140H14ZM31 139V140H30ZM36 139V140H35ZM53 139V140H52ZM61 139V140H60ZM101 139V140H100ZM151 139L153 140L152 141V144H149L150 142H151ZM166 139V138H165ZM195 139V138H194ZM194 139H192V140H194ZM209 141H208V140ZM219 139H220V141H219ZM223 140L224 142H227L226 140ZM232 139H233V142H232ZM17 140H18V142H17ZM20 140V141H19ZM21 140H23L22 142H21ZM30 140V141H29ZM39 140V141H38ZM43 142H42V141ZM47 140V141H46ZM52 140V141H51ZM99 140V141H98ZM140 140V141H139ZM155 140V141H154ZM191 140V141H192ZM207 140V141H206ZM2 141V142H1ZM27 142V143H29V144H27L26 143V145H25V142ZM33 143H32V142ZM58 141V142H57ZM61 141L63 142V144H61ZM82 141H84V142H86V144H83L84 142H82ZM100 141H101V143H105L104 145H102L101 143H100ZM111 141V142H110ZM132 141V142H131ZM138 141V142H137ZM172 141V142H171ZM180 141H182V142H187L188 141V147H187V144H185L186 146V149H184V150H182V148H184V146H181V149H180V146H179V148H178V150H176L177 149V146H178V142H180ZM195 141H197V140H195ZM194 141V142H195ZM16 142H17V144L18 143H21V145H17L16 144ZM39 142V143H38ZM49 142V143H48ZM56 142V143H55ZM73 142L75 143V144H73ZM82 142V143H81ZM118 142V143H117ZM134 142V143H133ZM182 142H180V143H182ZM193 142V141H192ZM210 142V143H209ZM261 142V143H260ZM22 143H23V147H22ZM30 143H32V144H30ZM43 145H42V144ZM46 143H47V145H46ZM55 143V144H54ZM102 145V146H100V144ZM109 143H111V144H109ZM141 143V144H140ZM175 143H178V144H175ZM201 143L203 144V147H202V145H201ZM207 143V144H206ZM16 144V146L14 147V149L12 148V146H14ZM36 144V145H35ZM40 144V145H39ZM60 144V145H59ZM96 144L98 145V146H96ZM125 144V145H124ZM136 144V145H135ZM138 144V145H137ZM143 144V145H142ZM169 144H171V145H169ZM213 146H212V145ZM220 144H219V146H220ZM12 145V146H11ZM28 145H29V148H28ZM77 145V146H76ZM79 145V146H78ZM120 145V146H119ZM130 145V146H129ZM143 146V147H141V146ZM149 145V146H148ZM182 145H184V144H182ZM205 145V146H204ZM7 146V147H6ZM25 146H27V149L25 150ZM36 146V147H35ZM58 146H61V147H58ZM74 146H76V147H74ZM103 146H105V147H103ZM119 146V147H118ZM134 146H136V147H134ZM172 146H173V149H171L172 148ZM174 146H176V147H174ZM200 146V147H199ZM208 146V147H207ZM215 146V147H214ZM230 146L228 147V148H230ZM241 147V148H239L238 149V147ZM16 147H19L20 148V150H18L19 148H16ZM21 147H22V149H21ZM25 147V148H24ZM30 147H31V149H30ZM32 147H34V149L35 148H38V150L37 149H35V151H34V149L32 148ZM68 147V148H67ZM96 148L97 147V149H102V151L100 152V154L101 155H99V158L101 157V156H103V158H104V161H102L103 160V158L101 157L100 159L98 158V160L96 159V161H93L94 163L95 162H97L96 164H98L99 163V166L98 165H96V164H93L92 166L90 165V163H89V161H91V160H89L88 161V159H91L89 156L90 155H92V153H91V148ZM107 147V148H106ZM109 147V148H108ZM149 147V148H148ZM152 147V148H151ZM2 148V149H1ZM16 148V149H15ZM59 148V149H58ZM64 148V149H63ZM118 148V149H117ZM143 148V149H142ZM145 148V149H144ZM154 148H155V150H154ZM192 149V151H191V149ZM198 148V149H197ZM212 148H214L213 149V151H214V155L213 154H209L210 152L209 151H211V153H213L212 152ZM219 149H220V147H218ZM221 148V149H222ZM230 148V149H231ZM263 148V149H262ZM11 150V152L13 153H10L9 151ZM61 149H63V150H61ZM74 149H76V150H74ZM113 149V150H112ZM124 149V150H123ZM131 149V150H130ZM150 149H152L151 151H150ZM174 149H175V151H174ZM187 149H188V151L190 152H188L187 151ZM196 149V150H195ZM222 149V150H223ZM243 149V151H245V152H247V153H244V152H240L241 150ZM4 150H5V152H4ZM9 150V151H8ZM33 150V151H32ZM54 150H56L55 152L57 153L58 152V154H57V156L59 155V151L60 152H62V155L63 156H65L66 154V156L64 157V159H63V157H62V155H59L60 157H61V159L60 160H56V162H55V159L53 160V161H51L52 160V155H51V159H49V158H47L48 157V155H46V154H48L49 152H50V154L51 153H53V151ZM67 150H69V151H67ZM127 150V151H126ZM141 150V151H140ZM149 150V151H148ZM180 150V151H179ZM186 150V152H184ZM200 150V151H199ZM236 150H238V152L236 151ZM240 150V151H239ZM27 151V152H26ZM30 151V152H29ZM46 151H47V153H46ZM52 151V152H51ZM66 151V152H65ZM74 151V152H73ZM81 151V152H80ZM105 151V152H104ZM114 151H116V152H114ZM125 151V152H124ZM131 151V152H130ZM147 151V152H146ZM184 153H183V152ZM195 151V152H194ZM19 152V153H18ZM79 152V153H78ZM114 152V153H113ZM139 152V153H138ZM144 152V153H143ZM148 152H149V154H148ZM172 152H174L173 154H172ZM176 152V153H175ZM180 152V153H179ZM191 152H192V156H190V154H191ZM194 152V153H193ZM197 152V153H196ZM217 152H219L218 154H217ZM36 153V154H35ZM56 153L54 154L55 155V158L57 157L56 156ZM65 155H64V154ZM109 153V154H108ZM119 153V154H118ZM146 153H147V155H146ZM184 155H183V154ZM201 153V154H200ZM244 153V155H242V154ZM4 154H5V156H4ZM11 154V155H10ZM21 154V155H20ZM27 154V156H25ZM33 154V155H32ZM36 156H35V155ZM41 154V155H40ZM61 154V153H60ZM72 154V155H71ZM128 154V155H127ZM180 154H181V156H180ZM193 154H195V156L193 155ZM225 154H227V157H226V155ZM232 154V155H231ZM233 154H237V155H240L241 154V156H240V158L241 157H243V156H245V154H246V157L244 158V159H246L245 160V162L244 161H242V160H244V159H242L241 158V161H240V164H241V162L242 163H244L242 166H243V168H242V166L241 165H239V160L237 161L238 163L236 164V162L233 160ZM3 155V156H2ZM19 157H18V156ZM40 155V156H39ZM53 155V156H54ZM70 155V156H69ZM76 155V156H75ZM84 155V156H83ZM146 155V156H145ZM152 155V156H151ZM154 155V156H153ZM178 155V156H177ZM187 155V156H186ZM216 156L217 155V157L218 156H220V157H218V159L217 158H214V160H212L211 161V159H209L211 162H212V166L211 165H209L208 166V164L206 163L207 161H208V159H207V161L205 162V164H207L206 166H208V167H204V166H202V168L204 167V168H208L209 169V167H211L210 168V170L214 167L215 169H213L212 171H210V170H206V169H204V171L206 170V173L205 172H202V175H203V173H204V176H202V175H200L201 174V172H196L197 171V169L199 168V166L200 165H202V163L204 162L203 160L207 157V156ZM231 155V157H232V163H233V161L235 162V163H233L234 164V166H232L233 164L232 163H230L231 161H228V160H231V157H228V156H230ZM261 155V156H260ZM14 156V157H13ZM17 156V157H16ZM43 156H47L46 158H45V160L46 159H48V162H49V164H48V162H46V161H44L42 164L43 165H45V164H48V165H50L49 167H48V165H46V166H43L42 164L40 165L41 166V168H45V167H48V168H46L45 170H44V168L43 169H40V166H39V168H38V165L41 163L39 160H41V159H43ZM68 156V157H67ZM130 156V157H129ZM139 156V157H138ZM144 156V157H143ZM149 156L151 157V158H149ZM184 156V157H183ZM189 156V157H188ZM212 156V157H213ZM224 156H225V158H226V160H225V158H224ZM260 156V157H259ZM20 157H23L22 159L20 158ZM29 157V158H28ZM35 157V159H33ZM42 157V158H41ZM79 157V159L81 158L82 159V157H85L84 159H86V157L88 158L87 159V161L86 160H84V162L86 161V164L85 165H83V163L84 162H80V165L78 166V164L76 165V166H78L77 168H75L76 166H75V164H76V162L77 163H79L78 161H81V159L80 160H78L77 158ZM110 157V158H109ZM112 157V158H111ZM143 157V158H142ZM169 157H171V158H169ZM192 159H191V158ZM9 158V159H8ZM19 158V159H18ZM32 158V160H30ZM54 158V157H53ZM58 158V157H57ZM67 158V159H66ZM105 158H107V160L105 159ZM109 158V159H108ZM129 158V159H128ZM145 158V159H144ZM152 158H154V159H152ZM184 158H189V159H185L184 160ZM209 158V157H208ZM222 158V163L224 164L225 162H224V160L225 161H228V164H231V166L230 165H228L227 164V162L225 163L227 166H229V169L231 170V174H230V172H229V169L228 168H224L226 165L224 164H222L219 160ZM224 158V159H223ZM228 158H230V159H228ZM261 158V159H260ZM17 159V160H16ZM20 159H21V161H22V163L20 164ZM72 159L75 161L74 162V166H73V164H71L72 165V167H71V165L70 164H68L69 163V160L70 161H72ZM76 159L78 160V161H76ZM113 159V160H112ZM137 159V160H136ZM141 159L143 160L142 161V163L140 164V161H141ZM147 159V160H146ZM148 159H150L149 160V162H148ZM190 159H191V161H190ZM201 159V160H200ZM219 161H217V160ZM19 160V161H18ZM35 160V161H34ZM68 160V161H67ZM93 160V159H92ZM100 160V161H99ZM117 160V161H116ZM119 160V161H118ZM126 160V161H125ZM129 160V161H128ZM132 160V161H131ZM135 160V161H134ZM139 160V161H138ZM147 161V164H146V161ZM215 160H216V162H215ZM16 161H18V162H16ZM41 161H43V160H41ZM82 161H83V159H82ZM107 161V162H106ZM109 161V162H108ZM137 161H138V163H137ZM145 161V162H144ZM203 161V162H202ZM262 163H261V162ZM28 162V163H27ZM33 162V163H32ZM35 162H39V163H35ZM46 162V163H45ZM55 162V163H54ZM66 162V163H65ZM101 162V163H100ZM130 162V163H129ZM131 162L133 163H136V164H131ZM152 162H154V163H152ZM202 162V163H201ZM209 162V161H208ZM210 162V163H211ZM32 163V164H31ZM35 163V164H34ZM45 163V164H44ZM51 163H52V165H51ZM60 163V164H59ZM61 163H64L65 165L66 164H68V165H66V166H64L63 167V165L61 164ZM71 163H73V161L71 162ZM89 163V164H88ZM92 163V162H91ZM105 164V167H102L104 164ZM107 163V164H106ZM109 163H110V165H109ZM118 163H120V164H118ZM184 163H187L186 165L184 164ZM209 163V164H210ZM214 163V164H213ZM216 163V164H215ZM220 163H221V165H223V166H220ZM249 163V165H250V167H249V165H248V167H247V164ZM18 164V165H17ZM28 164H29V166H28ZM38 164V165H37ZM102 164V165H101ZM114 164V165H113ZM116 164V165H115ZM118 164V165H117ZM139 164V165H138ZM145 164H146V166H145ZM183 164V165H182ZM204 163H203V165H205ZM218 164V165H217ZM238 166V168H240V169H238L237 167H235L236 165ZM31 165H34V166H36L37 165V168L39 169L38 171H43L42 173L41 172H36V170H34V166H31ZM87 165V166H86ZM91 167H93L91 170L89 169V167L90 166ZM106 165H108L109 167H107L106 168ZM245 165H246V169H245ZM18 166V167H17ZM20 166V167H19ZM26 166H28L27 168H25ZM54 166V167H53ZM63 168H61V167ZM101 166V168H100V170H98L99 169V167ZM137 166H142V168L144 167H146L145 168V170H142V171H139V173H138V180H139V183H137V184H133V186H132V184H129L128 185V183H129V181H130V179L132 178V176L134 175V169L137 167ZM149 166H153V167H149ZM156 168H155V167ZM159 166V167H158ZM182 166H184V167H182ZM215 166H217V167H215ZM226 166V167H227ZM240 166V167H239ZM31 167H32V169H31ZM59 167H60V169H59ZM65 167H67V168H65ZM79 167H80V169H79ZM83 167H84V169H83ZM85 167H86V170H85ZM90 167V168H91ZM97 169H96V168ZM115 167V168H114ZM150 169H149V168ZM230 167H235L236 169H238V170H235L234 171V173L236 172V173H240L239 174V176H238V174H234L233 172H232V169H234V168H230ZM16 168V169H15ZM18 168V169H17ZM30 168V169H29ZM69 168V169H68ZM75 168V169H74ZM94 168L96 169L95 171L97 172H95V173H93L94 172ZM103 168L106 170H103ZM158 168H159V170H158ZM190 168V169H189ZM23 169V170H22ZM26 169H28L27 170V172H29V170L30 171H34L33 172V176H31L29 173H27L26 172V174L24 173V170H26ZM51 169V170H50ZM60 171L59 173H58V171ZM88 169V170H87ZM101 169L103 170V171H101ZM155 169V170H154ZM199 169H201V168H199ZM226 169V170H225ZM250 169H252V170H250ZM68 170V171H67ZM77 170H79V171H77ZM81 170V171H80ZM98 170V171H97ZM107 170H108V173H109V175H108V173L106 174V172H107ZM110 170V171H109ZM150 170V171H149ZM164 170H166V171H164ZM188 170V171H187ZM16 171V172H15ZM57 171V172H56ZM70 171V172H69ZM72 171H73V173H75V174H73L72 173ZM88 172V173H83V174H81V172ZM152 171V172H151ZM160 171V172H159ZM199 171H202V170H199ZM209 171V173L207 174V172ZM228 173H227V172ZM239 171V172H238ZM17 172H19L17 175H18V177H20L19 179H22L23 178V176H25L27 179H24L23 178V181L22 182H24L23 184H22V182L20 181V186H19V184H17L16 183V181L19 183V179L18 178H16V181H15V179H14V181H13V178H15V177H17V175H16V173ZM23 173V174H21V173ZM32 172H30V173H32ZM69 173V174H67V173ZM101 172H102V174H104V175H102L101 174ZM118 172V173H117ZM147 172V173H146ZM154 172V173H153ZM170 172H171V175H170ZM174 172V173H173ZM194 172H196L195 174H199L198 175V177H195L196 175L194 174ZM225 172H226V174H230V175H224L225 174ZM38 173V174H37ZM44 173H45V175H44ZM53 175V173H54V176H55V173H56V176H55V178H54V176L52 177V175ZM60 173H62V175L60 174ZM66 173V174H65ZM150 173V174H149ZM162 173H164V174H162ZM224 173V174H223ZM233 173V174H232ZM252 173V174H251ZM27 174H29V176L27 175ZM40 174V175H39ZM71 174V175H70ZM78 174V175H77ZM80 174H81V178H80ZM96 174L98 175V177L96 176ZM106 174V175H105ZM112 174V175H111ZM156 174V175H155ZM168 174V175H167ZM181 174H183V177H182V175ZM248 174H250V175H247ZM254 174V175H253ZM46 177L47 175V177L45 178L44 176ZM73 175H75V177L73 176ZM83 175V176H82ZM86 175V176H85ZM154 175V176H153ZM60 176V177H59ZM74 178H73V177ZM76 176H77V178H76ZM91 176V177H90ZM102 176V177H101ZM106 176V177H105ZM108 176V177H107ZM110 176V177H109ZM140 176V177H139ZM167 176V177H166ZM212 176V175H211ZM226 176H227V178H226ZM228 176H229V178H228ZM230 176H232V177H230ZM245 176H246V178H245ZM250 176H251V178L252 179H254V180H252L251 178H250ZM22 177V178H21ZM58 177V178H57ZM62 177H63V179H64V181H66L67 183H68V181H69V183L71 184V183H73L72 185H70V186H65V182H62L63 180H60V179H62ZM71 177V178H70ZM78 177L80 178L79 180H78ZM215 177V178H214ZM3 178H4V180H6V181H8V182H12V183H8L7 182V185H5L6 184V181H2L3 180ZM45 178V179H44ZM49 178V179H48ZM67 178V179H66ZM73 178V179H72ZM75 178H76V180H75ZM88 178H90V179H88ZM141 178V179H140ZM143 178V179H142ZM148 178V179H147ZM155 180H154V179ZM194 178H192V180L194 179ZM210 178V177H209ZM44 179V180H43ZM48 179V180H47ZM51 179V180H50ZM73 180V181H75V182H70L71 180ZM84 179H85V181H84ZM92 179H94V180H92ZM99 179V180H98ZM168 179V180H167ZM223 179H226L225 181L223 180ZM237 179V180H238ZM243 179L241 180V181H243ZM256 179V180H255ZM27 180V184L25 183V181ZM37 180V181H36ZM43 180V181H42ZM45 180L47 181L46 182V184H44L45 183ZM53 180V181H52ZM58 180V181H57ZM68 180V181H67ZM89 180V181H88ZM95 180H97V181H95ZM124 180V181H123ZM150 180H152V181H150ZM236 180V181H237ZM40 181L41 182H43V185H41V183H40ZM51 181V185L49 184V186H48V184L47 183H49ZM54 181H55V183H54ZM93 181H95V182H93ZM123 181V182H122ZM148 181V182H147ZM152 182V183H150V182ZM254 181V182H253ZM5 182V183H4ZM15 183V185L17 186V187H19L20 189H18V188H16L15 187V191L17 190V191H19V192H14V188L12 189L11 188V184H14ZM52 182H53V184H52ZM60 182H62V183H64L63 185H62V183L61 184H59ZM77 182V183H76ZM86 182V183H85ZM92 182V183H91ZM97 182V183H96ZM99 182V183H98ZM101 182H102V184H101ZM106 184H105V183ZM159 182V183H158ZM214 182H217L216 184H214ZM219 182V183H218ZM235 182V181H234ZM233 182V183H234ZM239 182V180L237 181V183ZM247 182H248V184H247ZM82 183V184H81ZM91 183V184H90ZM117 183V184H116ZM123 183H125V184H123ZM147 185H146V184ZM236 183V182H235ZM237 183L236 184H234L233 186H235V185H237ZM252 183V184H251ZM8 184H10V185H8ZM26 184V186L24 187V189H23V186ZM30 184H31V186H30ZM40 184V185H39ZM98 184V185H97ZM116 184V185H115ZM138 184H139V186H138ZM163 184V185H162ZM204 184L206 185V186H204ZM221 184H219V185H221ZM227 184H224L225 186H227ZM53 185V186H52ZM61 185V186H60ZM90 185V186H89ZM108 185H109V187H108ZM120 185V186H119ZM125 185V186H124ZM127 185V186H126ZM141 185H142V187H141ZM219 185L217 186V187H219ZM250 185V186H249ZM7 186H10V188L9 187H7ZM13 186V185H12ZM43 186H45V187H43ZM54 187V189H55V191H57V192H52V190H54V189H52L51 190V192L53 193V195H59V196H53L51 193H50V191H48V190H46V189H50V187ZM60 186V187H59ZM76 186V187H75ZM79 186V187H78ZM95 186V187H94ZM105 186V187H104ZM131 186V187H130ZM137 186V187H136ZM146 187V190L144 189L145 187ZM198 186V188L200 189L201 187H199ZM249 186V187H248ZM2 187V188H1ZM6 187L8 188V190L6 189ZM49 187V188H48ZM63 187H64V190L67 192L66 194H65V192H64V194H63V190H61V192H62V194H61V192L59 191L60 190V188L61 189H63ZM68 187V188H67ZM75 187V188H74ZM107 187V188H106ZM115 189H114V188ZM119 187V188H118ZM139 187V188H138ZM144 187V188H143ZM164 189H163V188ZM221 187V186H220ZM220 187L219 188H217V189H219V191H220ZM231 187V188H230ZM28 188V189H27ZM31 188H32V190H31ZM39 188V189H38ZM41 188H43L42 190H41ZM44 188H45V190H44ZM57 188V189H56ZM59 188V189H58ZM127 188V189H126ZM134 188V189H133ZM149 188V189H148ZM155 188V189H154ZM197 188V190H199ZM201 188V190L203 191V189ZM222 188V187H221ZM224 188V187H223ZM222 188V189H223ZM250 188V189H249ZM12 190V192H10L11 190ZM25 189L27 190V191H29V190H31V192L30 193H24V191H25ZM38 189V190H37ZM73 189V190H72ZM76 189V190H75ZM108 190L109 191V189H111V190H117V191H115L114 193H112V194H114V195H110V196H107L106 195V199H105V197H103L104 199V202L106 203H102L103 201L101 200V194H102V192L104 191V190ZM163 189V190H162ZM165 189H167L166 191H165ZM231 189V190H230ZM103 190V191H102ZM135 190V191H134ZM200 190V192H202ZM47 191V192H46ZM102 191V192H101ZM120 191V192H119ZM124 191V192H123ZM140 191V192H139ZM154 191V192H153ZM159 191H161L160 192V194L161 193H163V191H165V193H163L164 195H163V197L161 196V195H159L158 194V192ZM241 193H240V192ZM246 191V192H245ZM45 192V193H44ZM147 192V193H146ZM175 192V193H174ZM187 192H189V191H187L186 190V193ZM198 192V191H197ZM200 192H198V193H196V194H198L197 196L199 197V196H201L202 195V193L201 194H199ZM242 192H243V194H242ZM244 192H245V194H244ZM55 193V194H54ZM94 193V194H93ZM100 195H99V194ZM121 193V194H120ZM134 193V194H133ZM167 193V194H166ZM168 193L170 194V201H168V199H169V197L167 198L166 196H168ZM174 193V194H173ZM240 193V194H239ZM251 193V194H250ZM51 194V195H50ZM117 194H119V195H117ZM133 194V195H132ZM171 194H173L175 197L173 198V195H171ZM178 194V193H177ZM217 194H215V195H217ZM63 195H65V196H63L64 198H62V196ZM94 195V196H93ZM131 195V196H130ZM158 195V198H159V200H160V204L162 205L163 204V200H164V204L163 205H165V208L163 207V205L162 206H160V204L158 203V198L156 197ZM166 195V196H165ZM183 195L185 196V198L183 197ZM226 195H230V193L229 194H226ZM226 195H224V196H226ZM239 195H241V196H239ZM244 195V196H243ZM26 196V197H25ZM39 196V197H38ZM41 196V197H40ZM47 196V195H46ZM69 196V197H68ZM120 196V197H119ZM125 196V197H124ZM162 197V199H160L161 197ZM164 196H165V198H164ZM180 196H181V198L183 197L184 198V200L182 201V199L180 198ZM188 196V195H187ZM196 196V195H195ZM196 196V197H197ZM208 196L209 195H207L206 196V199L208 198ZM28 197H33V196H28ZM61 197V198H60ZM93 197V198H92ZM98 197H101V198H98ZM151 197V198H150ZM195 197V198H196ZM228 197V196H227ZM229 197H232V196H229ZM228 197V198H229ZM237 197H243V198H237ZM45 198H46V200H45ZM54 198V199H53ZM57 198V199H56ZM60 198V199H59ZM70 198V199H69ZM154 198H155V200H154ZM164 198V199H163ZM171 198H172V201L174 200V199H177L178 198V200H180L181 201V203H179V205H176V203L178 204V200H174V205H173V203H172V206L170 205L171 203H168V202H172L171 201ZM180 198V199H179ZM211 198L209 197L208 199H210L211 200ZM17 199V200H16ZM30 199V198H29ZM88 199H89V201L91 202H87L88 201ZM96 199L98 200L97 202L98 203H96ZM99 199L101 200V202L99 201ZM206 199H204V204L203 205H205V201H207V206H205L206 207V210L208 209V213L210 212V213H212L213 212V210L215 211L217 208L216 207H220V206H214V205H217V203H216V201H215V204L213 203L212 205L214 206H210L209 205V201H208V199L206 200ZM238 199V200H237ZM243 199V200H242ZM6 200V201H5ZM65 200V201H64ZM66 200H68V201H66ZM95 200V201H94ZM122 200V201H121ZM190 200V199H189ZM188 200V201H189ZM195 200H197V198L195 199ZM195 200H191L190 201V203L191 204H189L188 205V207L189 208H193L195 205V203L196 202H194ZM199 200V199H198ZM234 200V201H233ZM9 201H10V203H11V201H14L13 203L14 204H12L11 203V205L9 204ZM54 201H55V208H56V206L58 205L57 203H61L62 205H60L61 207L59 208V205L57 206L58 207V210L52 215V211H54V207H53V203H54ZM57 201V202H56ZM58 201H60V202H58ZM92 201H93V203H92ZM179 201V202H180ZM186 201V200H185ZM187 201V203H189ZM211 201H214L213 199L211 200ZM230 201H231V199H230ZM230 201H228V202H230ZM236 201H237V203H236ZM17 202H19V201H17ZM34 202H36L35 204H34ZM65 202V203H64ZM182 202H184V203H182ZM6 203H8V204H6ZM39 204H41L42 203V201L41 202H38ZM51 203V204H50ZM66 203H68V204H66ZM70 203V204H69ZM86 203H89V204H86ZM96 203V205L98 204V205H101L100 203H102V209H100L99 210V208L98 209H95L93 206H94V204ZM226 203H227V201H226ZM242 203H243V205H242ZM4 204H5V206L6 207H9V206H12L9 210L4 206ZM19 205L20 204H22V202L20 203H18ZM131 204V205H130ZM181 204H182V206H183V208H181L180 209V207H178V206H181ZM193 204V205H192ZM210 204H211V202H210ZM52 205V206H51ZM68 205V206H67ZM86 205H88V206H86ZM120 205H122V206H120ZM193 207H192V206ZM203 205H201L202 207H203ZM235 207H234V206ZM21 206V205H20ZM39 206V207H38ZM84 206H85V209H84ZM101 206H99L100 208H101ZM119 206V207H118ZM170 206V207H169ZM175 206H177V207H175ZM181 206V207H182ZM185 206H186V208H185ZM201 206L199 207V211L200 212H202L203 213V210L201 211ZM3 207H5V208H3ZM14 207V208H13ZM16 207V208H15ZM91 207V208H90ZM107 207V208H106ZM126 207V208H125ZM159 207H161V208H159ZM175 207V208H174ZM239 207V208H238ZM19 208H21V207H19ZM27 208V209H28ZM50 208V209H49ZM88 208H89V210H88ZM164 208V209H163ZM172 208V209H171ZM185 208V209H184ZM204 208V207H203ZM211 208H213L212 209V212H211ZM215 208V209H214ZM5 209H6V211H5ZM43 209V210H42ZM52 209V210H51ZM57 209V208H56ZM65 211H64V210ZM86 209H87V211H89V212H87L86 211ZM120 209H121V211H120ZM128 209V210H127ZM223 209V210H222ZM4 210V211H3ZM13 210V211H14ZM49 210V212H47ZM84 210V211H83ZM96 210V211H95ZM102 210V211H101ZM125 210V211H124ZM175 210H174V212H175ZM205 210V209H204ZM229 210H231V208L229 207V209H228V211ZM234 212H235V209H232ZM230 211V212H233V211ZM9 211H11L10 213H8ZM39 211H38V213H39ZM64 212V213H62V212ZM114 211V213H112ZM128 211V212H127ZM135 211V212H134ZM170 212V215H169V212ZM176 211V212H177ZM178 211V212H179ZM189 211H192V209H189ZM226 211V210H225ZM225 211H223L225 214H226V216H225V214L223 213H221L223 216H225V220L226 221H224V223L225 224H229L228 226H230V227H226V225L223 223V219H224V217L223 216H220L219 215V213L217 212V211H215V213H216V217L215 218H217L218 216L217 215H219V217L220 218H222V220L220 219V224H218V226L220 225L221 226V224H224L225 225V227H226V229L224 228V225H222L221 227L219 226V230L221 231V229L222 228H224V230H222V232L223 231H225V230H227L228 228L229 229H231L232 231L231 232H233V229H236V228H234V227H236V225L234 226V225H232V223L230 222V221H232L233 219H234V221H232V222H238L237 221V219H239L240 217L242 218V216L243 215H245L244 213H242V215H239V213L238 212H240V211H236L235 213L236 214H238L239 216H238V218L237 219H235L236 218V215H235V217H234V212L233 213H230V214H232V217H234V218H232V217H230V216H228L227 217V211L225 212ZM6 212H7V215H6ZM21 212H24V213H21ZM28 212V213H27ZM58 212V213H57ZM107 212V213H106ZM112 213V215L114 214V216H112L111 214H108V213ZM121 212V213H120ZM160 212V213H159ZM175 212V213H176ZM200 212H198L199 214H201ZM206 212V211H205ZM205 212L203 213V215L205 214ZM29 213H31L32 215H30ZM94 213V214H93ZM99 213V214H98ZM115 213L117 214V215H115ZM168 213V214H167ZM207 213V212H206ZM209 213V214H210ZM241 213V212H240ZM19 214H20V216H19ZM27 214V215H26ZM36 214H37V212H36ZM106 214V215H105ZM191 214V213H190ZM199 214L197 215V213H195V214H193L192 216H194V215H197V217L199 216ZM6 215V216H5ZM29 215H30V217H29ZM39 215V214H38ZM84 215V216H83ZM98 215H101V217H103V220H102V222L100 223L99 222V220L100 219H94V217H100V216H98ZM103 215H105V216H103ZM112 217H111V216ZM163 215H161V216H163ZM178 214H176V216H177ZM179 215H180V212H179ZM179 215L177 216V219L178 218H180L179 217ZM183 215V213H181V217H183L182 216ZM189 215V216H188ZM202 215V214H201ZM200 215V216H201ZM210 215H212V214H210ZM12 216V217H11ZM16 216V215H15ZM23 218H22V217ZM27 216V217H26ZM33 216V217H32ZM35 216H36V219H35ZM137 216V217H136ZM174 216V215H173ZM188 216V217H187ZM200 216H199V218H200ZM214 216V215H213ZM213 216L211 217L212 219H214L213 218ZM2 217V218H3ZM7 217V218H8ZM30 219H29V218ZM108 217H111V219L110 218H108ZM132 217H134V218H132ZM180 218L181 219V221L184 219L185 221H186V219L185 218ZM218 217V218H219ZM4 218V219H5ZM11 218H12V220H11ZM28 220H27V219ZM37 218L38 219H40V221L38 220V222H36L37 221ZM113 218V219H112ZM130 218V220H131V218H132V220H136L134 223H133V221H132V223H130L131 221H128V219ZM140 218V217H139ZM138 218V219H139ZM154 218V220H155V217H153ZM152 218V219H153ZM156 218V219H157ZM164 218H165V215L163 216V220H164ZM216 219L218 222H219V219ZM226 218H228V220L230 219V218H232V219H230V223L227 221V219ZM240 218V221L242 220ZM243 218H244V216H243ZM21 219V220H20ZM31 219H32V221H31ZM127 221V222H125V220ZM211 219V220H212ZM1 220V219H0ZM24 220H25V222H24ZM33 220H36V221H34V222H36L35 223V226H34V224H30L29 225V222H32V223H34L33 222ZM48 220H49V222H48ZM55 220V221H54ZM93 220V221H92ZM107 220H108V223L111 221L112 222V220H114L113 221V223L112 224H107ZM162 220V224H164L166 221H163ZM183 220V221H184ZM236 220V221H235ZM19 221V222H18ZM27 221V222H26ZM42 221H44V222H42ZM59 221V222H58ZM118 221V222H117ZM156 221H158V219L156 220ZM156 221H152V225H154L153 223L155 222V224H157V223H159L160 222V220L158 221V222H156ZM182 221V222H183ZM187 221H189V219H187ZM187 221L185 222V224L187 225V226H190V227H187L185 224H184V222H183V224L180 222V220L178 219V220H176V222H180L181 224H179V225H177L176 226V224H178V223H176L175 225H173V226H175V228H176V231H177V229L179 230V228L184 232V235L186 236V231H187V229L189 228H194V227H191V225L189 224V223H191L190 221L187 223ZM1 222H3V220H1ZM0 222V223H1ZM22 222H23V224H22ZM51 222H52V224L53 225H50L51 224ZM96 222H97V224H96ZM110 222V223H111ZM124 222V223H123ZM149 222H151V221H149ZM164 222V223H163ZM228 222V223H227ZM20 223V224H19ZM28 223V224H27ZM62 223V224H61ZM63 223H65V224H63ZM100 223V224H99ZM167 223H169V222H167ZM216 223V222H215ZM235 223V224H236ZM239 223V222H238ZM237 223V224H238ZM26 224V225H25ZM96 226L97 225V227H100V232L98 231V234H97V230L98 229H96V230H92V228L94 227V225ZM99 224V225H98ZM160 224V223H159ZM162 224H160V226L161 227H163L162 226ZM232 226H231V225ZM1 225H0V227H1ZM10 225V226H9ZM23 225V226H22ZM28 225H29V227H28ZM50 225V226H49ZM61 225H63V226H61ZM80 225V228H77L78 226ZM87 225V226H86ZM111 225V227L109 228L108 226H110ZM151 225V224H150ZM151 225V226H152ZM183 226V225H185V226H183V227H186V228H184V229H186V231L183 229V228H181V227H178V226ZM208 225H209V227L208 228H206V227H204L203 229H205L206 230V232L208 231V229L210 228V225H211V221H210V224L208 223ZM215 226H213V224H212V226L214 227H211V228H213V231L215 230V227H216V225H217V223L216 224H214ZM6 226H8L7 228L8 229H6ZM12 226V227H11ZM22 226V227H21ZM40 226V227H39ZM49 226V227H48ZM86 226V227H85ZM90 228H89V227ZM91 226H92V228H91ZM130 226V227H129ZM159 226V227H160ZM168 227V229L170 228V233L172 232V235L174 234V231L175 230H173V229H171V227H172V225L171 226H169V225H167ZM195 226H197V225H195ZM10 227H11V229H10ZM21 227V228H20ZM56 227H59V228H56ZM76 227V228H75ZM155 227H157V228H159L158 227V225L157 226H155ZM22 228H24V230H22ZM51 228H52V230H53V232L54 231H56L57 233H58V236H59V233H61V236H59V237H61L60 239V242L58 241V243H57V246H56V243H54L55 241L54 240H51L52 239V235H53V232H52V234H50L51 233ZM85 228H87V229H91L90 230V232H92L91 233V235H89V234H87L86 232H85ZM118 228V229H117ZM152 230H154V229H156V230H158L157 228H154V226H152ZM167 228H165V232H164V234L166 233V229ZM209 229V230H211L212 231V229ZM30 229V230H31ZM35 229V230H36ZM188 229V230H189ZM218 229H217V232H215L214 233V237L218 234ZM2 231H3V229H1ZM5 230L3 231V232H5ZM25 230H26V232H25ZM39 230H41V229H39ZM58 230V231H57ZM62 232H61V231ZM64 230V231H63ZM75 230L76 231H78V232H76L75 233ZM113 231V230H115V231H117L118 233H114V232H109L110 233V235H109V233H108V231ZM132 230V229H131ZM156 230H154V232H156ZM160 230H162V229H160ZM164 230V229H163ZM172 230V231H171ZM179 231V233H177V235L179 236V234L181 235V236H183L182 234H181V232L182 231ZM190 230H192V229H190ZM205 230H203L204 232H205ZM13 231H12V233H13ZM49 231H50V233H49ZM96 231V233L94 234L93 232H95ZM122 231V232H121ZM126 231V232H127ZM211 231H209V232H211ZM213 231L211 232V233H213ZM33 232H36L37 234H35V235H37V237H35L36 239H35V241H38V232L37 231H33L32 230V233ZM46 232H47V234H46ZM56 232H54V235L56 236L55 237V240H56V238H57V233ZM83 232V233H82ZM104 232H106L107 234H108V236H107V234L105 233L104 234ZM133 232V231H132ZM153 231H152V234H151V232H149L150 233V235L148 234L147 236H149V238L147 237V241H145L146 242V245H144L145 244V242L143 241V238L141 239V241L144 243L143 245L144 246H146V252H148V253H150L152 256H153V254H154V256H156L155 258H159L161 255H162V258H163V255H164V257L165 258H167L168 256H167V252H166V255L165 254H162L163 252H164V248H162L161 250H163V252L162 251H160L159 250V244H161V240L160 239H157V240H160V243L159 244H157V241H156V243H154L153 242V240H155L156 238H154V239H152V236L153 235H155V237L157 236L158 238H160V237H164V235L163 236H161L160 235V232H161V234H162V231H159V235L158 234H156V233H154ZM167 232H169L168 230H167ZM189 234L191 233V231L189 232V231H187ZM230 231H228V233H229ZM0 233H1V231H0ZM6 233V232H5ZM10 233H11V231H10ZM10 233H6V235H9ZM24 233V234H23ZM122 233V234H121ZM169 233V234H170ZM187 233V234H188ZM217 233V234H216ZM225 233H226V231H225ZM27 234V235H26ZM49 234L51 235V238H50V236H49ZM84 234H85V236H84ZM97 234V235H96ZM101 234H104V235H102L101 236ZM119 234H120V236H119ZM133 234H134V232H133ZM169 234L167 233V235H166V238L168 237V239H169ZM207 233H205V235H206ZM216 234V235H215ZM234 234V233H233ZM26 235V236H25ZM34 235V233H33V236H35ZM53 235V236H54ZM128 235H129V233H128ZM127 234H124V236H126V239H127V236H128ZM211 235L212 234H209V237H211ZM221 235H222V233H221ZM224 235H226L227 236V234H224ZM224 235L222 236V237H220V233L217 235V236H219V238H220V241H222L221 239L222 238H224ZM0 236L2 237L3 235H1L0 234ZM32 236V235H31ZM30 236V237H31ZM33 236L31 237V239L34 241V238H33ZM46 236V237H45ZM100 236V237H99ZM105 236V237H104ZM116 236V235H115ZM134 236H135V234H134ZM216 236V237H217ZM228 236H229V234H228ZM233 236V235H232ZM234 236H235V234H234ZM0 237V238H1ZM4 237H5V234H4ZM4 237H3V239H4ZM14 237V236H13ZM13 237H12V239H13ZM27 237V238H26ZM76 237V238H75ZM81 237V238H80ZM89 237V238H88ZM98 237V238H97ZM103 237V238H102ZM129 237H130V235H129ZM128 237V238H129ZM154 237V236H153ZM171 237H173V236H171ZM176 237V236H175ZM175 237H173V238H175ZM214 237H213V235H212V238H213V240H214ZM230 238H231V240H232V237H231V235L229 236ZM228 237V238H229ZM236 237V236H235ZM7 240L9 239V237L8 236H6L5 237ZM74 238V239H73ZM86 238H88V239H86ZM91 238V239H90ZM105 238V239H104ZM135 237H133V239H134ZM141 238V237H140ZM145 238H146V236H145ZM227 238V237H226ZM229 238V239H230ZM234 238V237H233ZM10 239H11V237H10ZM10 239H9V242L11 243V241H10ZM11 239V240H12ZM30 239V240H31ZM53 239H54V237H53ZM163 239V238H162ZM171 239V238H170ZM207 239V238H206ZM211 239V238H210ZM210 239H209V241H210ZM218 239V238H217ZM217 239L215 238V242H217ZM236 239H237V237H236ZM236 239L234 240V241H236ZM27 240H25L26 242H27V244H25L24 245V243L22 244V242H21V245H22V248L23 249H25V247H27V245H28V241ZM58 240V239H57ZM56 240V241H57ZM114 240H116V241H114ZM129 240H130V238H129ZM137 240H139V237H138V239L136 238L134 241L135 242H138ZM208 240V239H207ZM6 241V240H5ZM35 241L33 242V243H35ZM49 241H51V243L53 244L54 243V246H56L57 247V250H56V247L54 248L55 249V251H54V249H52V246H50L49 244H51ZM53 241V242H52ZM69 241V242H68ZM79 243H78V242ZM98 241V242H97ZM125 241H126V244H133L132 245V250L131 249H129L128 247L130 246L131 247V245H125L124 243H125ZM122 244L124 245V246H126L125 247V249L123 248V250H122V252L124 253V252H126L125 253V256L127 255V254H129V252H130V254H131V252H133L134 253V250H133V248L134 249H136L137 247H138V250L139 251H142L143 249H145L144 247H143V245H142V247L141 248H139V246L138 245H140V244H138L137 245V243L135 244V242L132 240V241H129L128 242V240H125ZM140 241V240H139ZM164 241V239L162 240V242ZM171 241H172V239H171ZM174 241V240H173ZM225 241V240H224ZM224 241H222L223 242V245H224ZM240 241V240H239ZM231 242L230 241V244L231 243H233L231 246L232 247H234L233 245H234V243H235V245L236 244H240V242ZM2 242H4V240H2ZM13 242V241H12ZM17 242V240H16V238H15V240H14V246L13 247H15V246H17L18 244L16 243ZM38 242H40V241H38ZM63 242V243H64ZM166 242H167V240H166ZM222 242H219L218 241V243L219 244H221ZM228 242H229V240H228ZM8 244V241H7V243H5L6 245H4V246H2L3 245V243H1L0 244V253H2V255H0V259L2 260L3 259V261L2 262H5V263H2V264H8V262H7V259L6 258H12L13 260L15 259V253H16V251H17V253L19 252V251H21V254H22V252L23 251H25V250H23L22 248H20V246H17V248H19V249H17V248H15L16 249V251L14 252V249H13V247H12V249H11V247L10 248H7V250L6 251H4V249L3 248H6V246H7V244H8V246H11V245H13L12 243L11 244ZM82 243V244H81ZM98 244L99 246L101 245H103V243L102 244ZM163 243H165V242H163ZM209 244H210V242H208ZM213 243V242H212ZM226 243V245H227V242H225ZM31 244V245H30ZM38 244V246H36L35 247V244H33L34 246H32V241L29 243V247H27V248H30L31 249V251H33L32 252V254H31V256L33 255V253H35L36 251H34V250H36L37 248V252H38V254H39V256L41 257V254H42V249H44L43 247H45V245L43 246V244L41 243V245L43 246L42 248H41V245L39 244V243H37ZM58 244L60 245L59 247H58ZM106 244H107V242L105 243V245L104 246H106ZM153 244V245H152ZM155 244H157L158 246H157V248H158V250L156 249V251H160L159 253H158V257H157V254L155 255V252H154V250H155ZM167 244V243H166ZM166 244H164L165 246H166ZM216 244V243H215ZM219 244L217 245L218 247H219ZM230 244H228L229 246H230ZM24 245V246H23ZM110 245H112V244H110ZM134 245H137V247H135ZM164 245H161V246H164ZM169 247H165V251H166V249H168V248H170V250L172 251V253H173V255L174 254H179V252H181V249H179V251H177V249H175V248H173V247H171V245H172V242H170L169 244ZM167 245V246H168ZM212 245H214V244H212ZM226 245H224V248H223V246L221 245L220 246V248H218V250H220V251H223V250H227V248L228 247H226ZM227 245V246H228ZM40 246V247H39ZM122 246V245H121ZM121 246H120V248H121ZM211 246V245H210ZM51 247V248H50ZM71 247H72V251H74L73 252V254H74V256L72 257V252H71ZM123 247V246H122ZM231 247V248H232ZM33 248V249H32ZM75 250H74V249ZM92 248V249H91ZM127 248V249H126ZM221 248H223V250L221 249ZM239 248H240V254H241V249H242V247L239 245L238 246V248H237V246L235 247V249H234V253L237 251V250H239ZM2 249H3V251H2ZM8 249L9 250H12V251H8ZM41 249V251H38V250H40ZM97 250L99 249L98 247L96 248ZM96 249H94V251L96 250ZM128 249H129V251H128ZM213 249H214V246H213ZM23 250V251H22ZM28 250V249H27ZM26 250V251H27ZM80 250H82V251H80ZM131 250V251H130ZM169 250V251H170ZM217 249H216V251H215V256H216V254H217V260L215 259V261L217 262L218 261V259H219V262H221L222 264H226V263H228V260H227V262L225 261L226 259V257H225V255H224V257L222 256L223 254H226L227 253V256H229V253L228 252H222V255H219V257H218V254H221L219 251H218ZM230 250V249H229ZM31 251H29V252H25V253H23V257L22 258H24V256H25V262H27L28 260L27 259H31V256L30 255H28V253L30 254V252ZM52 253H51V252ZM70 251V252H69ZM170 251V252H171ZM177 251V252H176ZM6 252V253H5ZM7 252L8 253H10L9 255H7ZM67 252H68V254H67ZM87 252V253H86ZM120 252H121V249H120ZM219 252V253H218ZM231 254L233 255V251H232V249H231ZM244 251H243V249H242V253H243ZM3 253H5V255H3ZM17 253H16V255H17ZM44 253V252H43ZM48 253V254H47ZM122 253V254H123ZM133 253H132V255H133ZM135 253H140V252H136V250H135ZM157 253V252H156ZM182 253V252H181ZM237 253L238 254H236L235 253V257H239V251H237ZM19 254H20V252H19ZM17 255V256H19L20 257V255ZM38 254H35V256H33L34 258L36 257V255L38 256ZM51 254V255H50ZM83 254V256H85ZM177 254V255H178ZM244 254V253H243ZM243 254H241L240 255V257H241V259H239V260H241L242 261V259L244 260V262H238L239 264H241V263H243V264H250V262H249V260H248V257L247 256H245L246 257V259H247V261L248 262H246V259L245 258H242V256L244 257V255ZM6 255H7V257H6ZM57 255H59L58 256V259L56 258L57 257ZM139 255H143V254H139ZM169 255H170V253H169ZM180 255H182V254H180ZM5 258H4V257ZM9 256V257H8ZM26 256H29V257H26ZM133 256H135V254L133 255ZM153 256V257H154ZM174 256H176V255H174ZM221 256V257H220ZM53 257H50V258H53ZM128 257H129V255H128ZM171 257H173L172 255H171ZM230 257V256H229ZM229 257H228V259H229ZM233 257H234V255H233ZM22 258H21V260H19L18 261V257H16V259L17 260H15L14 261V263H17V264H19L20 263V261H21V263H22V261H24V260H22ZM76 258H75V260H76ZM130 258H131V255H130V257L129 258H125V259H129L130 260ZM135 258H137V257H132L131 258V260L129 261L130 262V264H131V261H136V260H138L139 258H137V259H135ZM223 258V259H222ZM236 258V260H238ZM40 259V258H39ZM225 259V260H224ZM35 261H34V263H36V259H34ZM37 260H38V257H37ZM54 260H52V262L54 261ZM58 260V261H57ZM65 260V261H64ZM230 260V259H229ZM235 259H234V261H236ZM9 261H10V259H9ZM31 261H32V263H33V260L31 259ZM31 261H30V263H31ZM49 261V264H51L50 262H51V260L49 259L48 260ZM65 263H64V262ZM224 261L226 262V263H224ZM233 258H232V260H230V264H234L233 262ZM12 262V261H11ZM10 262V263H11ZM24 262V263H25ZM38 262V261H37ZM60 262V264H62ZM76 262H77V260H76ZM1 263V262H0ZM13 263V262H12ZM20 263V264H21ZM23 263V264H24ZM43 263V264H44ZM79 263H81V261L79 262ZM79 263H77V264H79ZM218 263V262H217ZM26 264H28V263H26ZM37 264H40V263H37ZM52 264H56V263H52ZM76 264V263H75ZM133 264V263H132ZM149 264H163V261L160 263H158V262H154L153 263V261H149ZM214 264H216V263H214ZM235 264H236V262H235Z\"/></svg>",
    "mask_w": 264,
    "mask_h": 264
},
{
    "label": "bare ground",
    "instance_id": "obj_2",
    "mask_svg": "<svg viewBox=\"0 0 264 264\" xmlns=\"http://www.w3.org/2000/svg\"><path fill=\"white\" fill-rule=\"evenodd\" d=\"M0 1H1V0H0ZM2 1H4V0H2ZM5 1H7V0H5ZM14 1H16V0H14ZM58 1H59V0H38V2H37V0H36L35 3H39V4H38V7H39V8H44V9H46L45 6H48V7H49V6H52V8H53L54 5H57V6H58V4H60V3L62 4V2H63V1H62V2L58 3ZM72 1H77V0H72ZM86 1H87V0H86ZM98 1H99V0H98ZM101 1H103V0H101ZM120 1H122V0H109L108 3H110V4H113L114 2L120 3ZM183 1H185V2H189V3H192V2H193V4H194V3H196L198 0H183ZM223 1H224L225 5H227V4H226L227 0H223ZM225 1H226V2H225ZM247 1H248V0H247ZM250 1L253 2L254 5H256V4L261 5L262 3H264V0H249L248 3H247V5L250 4ZM8 2H9V4H11V2H12V4L14 3L13 1L10 2V0H9ZM8 2H7V3H6V2H4V3L1 2V3H2V6H3L4 4L7 5ZM33 2H34V0H33ZM89 2H90L91 4L94 5V4L97 2V0H91V1L89 0ZM216 2L219 4L220 1L217 0ZM74 3H75V2H74ZM83 3L85 4V2H83ZM98 3H99V2H98ZM103 3H105V2H103ZM206 3H207V2H206ZM228 3H229V2H228ZM9 4H8V5H9ZM101 4H102V2L100 3V5H101ZM0 5H1V4H0ZM5 5H4V7H5ZM68 5H69V4H63L62 7H61V9H62L63 11L66 10V8H67ZM95 5L97 6V3H96ZM95 5H94V6H95ZM98 5H99V4H98ZM102 5H105V4H102ZM207 5H208V4H207ZM10 6H11V5H10ZM80 6L83 7L84 5L82 6V3H81ZM80 6H78V7H80ZM86 6H89V4H86L84 7H86ZM90 6H92V5H90ZM209 6H210V5H209ZM232 6H233V4H232ZM76 7H77V6H76ZM78 7H77V8H78ZM212 7H213V6H212ZM225 7L227 8V10H228V8L230 9V7H227V6H225ZM55 8H56V7H55ZM77 8H76V9L74 8V9L78 11L79 8H78V9H77ZM87 8H88V7H87ZM95 8H96V7H95ZM184 8H185V7H184ZM184 8H183V9H184ZM3 9H4V8H3ZM32 9H33V8H32ZM32 9H29V12H30ZM57 9H58V8H57ZM80 9H81V8H80ZM181 9H182V8H181ZM205 9L208 10V9H210V8H205ZM59 10H60V9H59ZM81 10H83V9H81ZM97 10H99V8H97ZM230 10H231V9H230ZM79 11H80V10H79ZM79 11H78V12H79ZM85 11H87L86 8H85V10H84L83 12H85ZM95 11H96V10H95ZM35 12H36V11H35ZM38 12H39V11H38ZM74 12H75V11H74ZM91 12H92V11H91ZM170 12H171V10L167 11V14H169ZM232 12H233V11H231V14H232ZM60 13H61V12H60ZM66 13H67V12H66ZM228 13H229V12H228ZM64 14H65V13H63V15H64ZM71 14H72V16H73V10L71 11ZM75 14H76V12H75ZM75 14H74V15H75ZM78 14H79V13H78ZM78 14H77V15H78ZM81 14H83V13H81ZM81 14L79 15V17L81 16ZM86 14H89V12H87ZM233 14H234V13H233ZM233 14H232V15H233ZM37 15H38V14H37ZM65 15H66V14H65ZM77 15H76L75 17H77ZM229 15H230V14H229ZM249 15H250V17H251L250 20H251L252 26H253V27H258L259 24H258V20H257V16H256V14H255V11L251 12ZM48 16H49V15H48ZM67 16H68V14L66 15V17H67ZM69 16H70V15H69ZM84 16H86V15H84ZM233 16H234V15H233ZM23 17H24V16H23ZM75 17H74V18H75ZM81 17H83V15H82ZM81 17H80V18H81ZM86 17H87V16H86ZM90 17H91V16H89V18H90ZM94 17H95V15H94ZM234 17H235V16H234ZM30 18H31V19H30ZM30 18H29V26H30V28H50V27H55L54 25H56V24H53L52 22L49 23V21H48L49 18L47 19V21H46V20L44 21L40 16H39V17H38V16L36 17V16H33V15H32V17H30ZM87 18H88V17H87ZM230 18H232V17L230 16ZM64 19H65L66 21H68L65 17H64ZM68 19H70V18H68ZM78 19H79V18H77V20H78ZM82 19H84V18H82ZM82 19H81V20H82ZM114 19H115V18H114ZM65 20H64V21H65ZM62 21H63V18H62ZM66 21H65V22H66ZM79 21H80V20H79ZM86 21H88V20H86ZM89 21H90V20H89ZM213 22H214V21H213ZM233 22H234V21H232V23H233ZM119 23H120V22H119ZM237 24H238V23H237ZM51 25H52V26H51ZM216 25H217V24H216ZM218 29H219V28H218ZM218 29H217V30H218ZM250 29H252V28H250ZM253 29H256V28H253ZM257 29H258V28H257ZM263 29H264V28H263ZM241 31H242V30H241ZM216 33H218V32H216ZM256 33H257V32H256ZM256 33L254 32V34H255V35H254V36H255L254 38H255V39H257L258 37L261 36V34H259V33L256 34ZM218 34H219V33H218ZM125 35H126V34H125ZM131 35H132V34H131ZM221 35H222V33H221ZM237 35H238V39H239V41H240V42H239V45L242 46V49H245V48H246V43H244V40H245V39H242V37H241L242 34H241V33H237ZM223 36H224V35H223ZM4 37H5V36H4ZM14 38H15V37H14ZM130 39H131V38H130ZM219 39H220V38H219ZM11 40H12V39H11ZM226 40H227V43H229V44L232 43V40H231L230 37H228L227 35H226ZM12 41H13V40H12ZM126 41H127V40H126ZM256 42H257V44H259L258 40H257ZM138 43H139V42H138ZM15 45H16V44H15ZM19 45H20V44H19ZM19 45H18V46H19ZM226 45H227V44H226ZM138 46H139V45H138ZM256 46H259V45H256ZM226 47H227V46H226ZM246 49H247V48H246ZM45 51H46V50H45ZM45 51H44V52H45ZM233 51H234V50H233ZM239 51H240V50H239ZM246 51H247V50H246ZM261 52H262V53H261ZM261 52L259 51V53H261V55L258 56V57H260V58H258V59L261 61V63H264V48L262 49ZM244 53H245V52H244ZM247 53H248V52H247ZM247 53H246V54H247ZM249 53H250V52H249ZM249 53H248L246 56L250 55ZM45 54H46V53H45ZM51 54H52V53H51ZM53 54H54V53H53ZM241 54H243V53H241ZM9 55H11V54H9ZM7 56H8V55H7ZM11 56H12V55H11ZM14 56H15V55H14ZM30 56H32V55H30ZM227 57H228V56H227ZM231 57H232V56H231ZM248 57H249V56H248ZM248 57H247V58H248ZM25 58H26V57H25ZM36 58H38V57H36ZM39 58H41V57L39 56ZM39 58H38V59H39ZM242 58H243V57H242ZM251 58H252V57H251ZM243 59H244V58H243ZM249 59H250V58H249ZM249 59H247V62L251 60V59H250V60H249ZM47 60H48V58H47ZM232 60H233V59H232ZM39 61H40V60H39ZM234 61H235V60H234ZM251 61H253V60H251ZM27 62H28V60H27ZM99 62H100V61H99ZM99 62H98V63H99ZM1 63L3 64V62H1ZM33 63H34V62H33ZM35 63H36V61H35ZM37 63H38V62H37ZM229 63H230V62H229ZM233 63H234V62H233ZM244 63H245V62H244ZM253 63H254V62H253ZM12 64H13V63H12ZM27 64H29V63H27ZM31 64H32V63H31ZM38 64H39V63H38ZM42 64H43V63H42ZM85 64H86V62H85ZM250 64H251V62H250ZM8 65H9V64H8ZM82 65H83V64H82ZM99 65H101V64H99ZM230 65H231V64H230ZM233 65H234V64H233ZM237 65H238V64H237ZM0 66L2 67L1 64H0ZM9 66H11V64H10ZM15 66H16V64H15ZM25 66H26V64H25ZM25 66H24V67H25ZM36 66H37V64H36ZM88 66H89V65H88ZM234 66L236 67V63H235ZM245 66H246V65H245ZM250 66H251V65H250ZM98 67H99V66H98ZM101 67H102V66H101ZM239 67L241 68V65H240ZM239 67H238V68H239ZM251 67L253 68V65H252ZM10 68H11V67H10ZM17 68H18V67H17ZM21 68H22V67H21ZM30 68H32V66H31ZM87 68H89V67H87ZM92 68H94V67L92 66ZM252 68H251V71H252V74L255 76V78H254V76L252 75V78H251L252 82H251V83H253L254 90H255V92L257 93L258 97H260V98L262 99L261 95H259V91H263V90H258V87H259L258 85L260 84V83H259V79H258V80L256 79V76H257V75L254 73L255 71L252 70ZM0 69H1V68H0ZM13 69H14V68L12 67V70H13ZM22 69H24V68H22ZM33 69H34V68H33ZM38 69H39V68H38ZM7 70H8V69H7ZM19 70H20V69H19ZM28 70H29V66H28ZM43 70H44V69H43ZM91 70H92V69H91ZM236 70H237V72H238L239 69H236ZM241 70H242V69H241ZM256 70H257V69H256ZM17 71H18V69L16 70V72H17ZM21 71H23V70H21ZM21 71H20V72H21ZM34 71H35V69H34ZM38 71H39V70H38ZM8 72H9V71H8ZM84 72H85V71H84ZM237 72H236V73H237ZM5 73H7V72H5ZM13 73H14V72H13ZM37 73H38V72H37ZM37 73H36V74H37ZM75 73H76V72H75ZM89 73H90V71H89ZM96 73H97V71H96ZM96 73H95V74H96ZM241 73H242V72H240V74H241ZM14 74H15V73H14ZM17 74H18V72H17ZM20 74H21V73H20ZM24 74H26V73H24ZM92 74L94 75L93 72H92ZM242 74H243V73H242ZM258 74H259V73H258ZM8 75H9V74H8ZM8 75H6V76L8 77ZM90 75H91V74H90ZM97 75H98V74H97ZM97 75H96V76H97ZM18 76H20V75H18ZM33 76H34V75H33ZM135 76H136V75H135ZM2 77H3V76H2ZM2 77H1V78H2ZM12 77H13V76H12ZM36 77H37V76H36ZM49 77H50V76H49ZM92 77H93V76H92ZM94 77H95V76H94ZM129 77H131V76H129ZM29 78H30V77H29ZM42 78H43V77H42ZM80 78H81V77H80ZM105 78H106V77H105ZM237 78H239V76H238ZM237 78H236V80H237ZM55 79H56V78H55ZM91 79H92V78H91ZM96 79H97V77H96ZM121 79H122V78H121ZM121 79H120V80H121ZM123 79H124V78H123ZM127 79H128V78H127ZM131 79L133 80V77H132ZM134 79H135V77H134ZM170 79H171V78H170ZM239 79H240V78H239ZM2 80H3V79H2ZM13 80H14V79H13ZM57 80H58V78H57ZM82 80H83V79H82ZM82 80H81V81H82ZM88 80H89V79H88ZM106 80H107V78H106ZM115 80H118V79L116 78ZM120 80H119V81H120ZM124 80H125V79H124ZM132 80H131V81H132ZM136 80H137V79H136ZM146 80H147V79H146ZM236 80H235V82H236ZM85 81H87V80H85ZM89 81H90V80H89ZM97 81H98V80H97ZM103 81H104V80H103ZM108 81H109V80H108ZM122 81H123V80H122ZM128 81H129V80H128ZM141 81H142V79H141ZM143 81H144V80H143ZM240 81H242V80H240ZM37 82H38V80H37ZM83 82H84V81H83ZM87 82H88V81H87ZM105 82H106V81H105ZM110 82H111V80H110ZM113 82H114V81H113ZM115 82H116V81H115ZM115 82H114V83H115ZM123 82H124V81H123ZM139 82H140V81H139ZM144 82H146V81H144ZM162 82H163V81H162ZM242 82H243V81H242ZM245 82H246V81H245ZM35 83H36V82H35ZM66 83H68V81L65 82V84H66ZM134 83H135V85H136V82H134ZM233 83H234V82H232V84H233ZM243 83H244V82H243ZM258 83H259V84H258ZM17 84H18V83H17ZM74 84H76V83H74ZM98 84H99V83H98ZM104 84H105V83H104ZM110 84H111V83H110ZM132 84H133V83H132ZM143 84H144V83H143ZM149 84H150V82H149ZM236 84H237V83H236ZM28 85H29V84H28ZM62 85H63V83H62ZM77 85H79V83H78ZM84 85L86 86V84H83V86H84ZM87 85H88V84H87ZM112 85H113V84H112ZM119 85H120V84H119ZM123 85H125V84H123ZM133 85H134V84H133ZM138 85H140V84H138ZM144 85H148L147 82H146V84H144ZM23 86H24V85H23ZM83 86H82V87H83ZM141 86L143 87L142 84H141ZM150 86L152 87L151 84H150ZM242 86H243V85H242ZM88 87H89V85H88ZM99 87H100V86H99ZM99 87H98V88H99ZM104 87H105V85L103 86V88H104ZM108 87H110V85H109ZM108 87H107V88H108ZM117 87H119V86H117ZM123 87H124V86H123ZM125 87H126V86H125ZM146 87H147V86H146ZM148 87H149V86H148ZM230 87H231V86H230ZM236 87H237V86H236ZM30 88H31V87H30ZM62 88H63V87H62ZM64 88H65V87H64ZM86 88H87V86H86ZM91 88H92V85H91ZM93 88H94V87H93ZM95 88H97V87H95ZM110 88H111V87H110ZM154 88H155V87H154ZM162 88H163V87H162ZM238 88H240V87L238 86ZM260 88L262 89V86H260ZM260 88H259V89H260ZM53 89H54V88H53ZM53 89H52V90H53ZM75 89H76V88H75ZM83 89H85V88L83 87ZM89 89H90V88H89ZM111 89L113 90V88H111ZM115 89H116V87H115ZM126 89L128 90L129 88H126ZM126 89H125V91L123 90V93L127 91ZM143 89H144V88H143ZM146 89H147V88H146ZM157 89H158V88H157ZM231 89H232V88H231ZM231 89H230V90H231ZM37 90H38V89H37ZM47 90H48V89H47ZM49 90H50V88H49ZM59 90H60V89H59ZM90 90H91V89H90ZM92 90H94V89H92ZM100 90H101V89H100ZM105 90H106V89H105ZM107 90H108V89H107ZM119 90H120V88H119ZM144 90H145V89H144ZM150 90H152V88H151ZM235 90H236V89H235ZM235 90H232V91H235ZM239 90L241 91V89H239ZM42 91H43V89H42ZM94 91H97V90H94ZM94 91H93V92H94ZM98 91H99V90H98ZM98 91H97V92H98ZM103 91H104V90H103ZM110 91H111V90H110ZM110 91H109V92H110ZM133 91L136 92V90H134V89L132 90V92H133ZM153 91H155V90H153ZM156 91H158V90H156ZM244 91H245V90H244ZM37 92H38V91H37ZM91 92H92V91H91ZM105 92H106V91H105ZM114 92H115V91H114ZM120 92H122V88H121ZM128 92H131V91H128ZM132 92H131V93H132ZM142 92H143V91H142ZM158 92L160 93L161 91H158ZM158 92H157L156 94L159 95ZM263 92H264V91H263ZM107 93H108V92H106V94H107ZM112 93H113V91H112ZM112 93H110V95H111ZM126 93H127V92H126ZM126 93H125V95L119 93V95H120V94H121V96H122V95H124V96H126V95L129 96V95H130L129 97H132L133 99L135 98V97H133V94H134V93H133V94H129V95L126 94ZM139 93H140V92H139ZM256 93H255V94H256ZM106 94H105V95H106ZM145 94H146V93H145ZM149 94H150V93H149ZM151 94H152V93H151ZM238 94H239V93H238ZM263 94H264V93H263ZM7 95H8V94H7ZM82 95H83V94H82ZM134 95H135V94H134ZM136 95L138 96V97L136 96V97H137V98H136V103H137V102H138L137 99H138L140 96H142V95H141V94H140V96H139L138 94H136ZM161 95H163L162 92H161ZM257 95H256V96H257ZM95 96H96V95H95ZM112 96H113V95H112ZM116 96H117V94H116ZM121 96H118L117 98L120 97L119 99L121 100ZM124 96H122V97H124ZM165 96H166V95H165ZM240 96L242 97V95H240ZM243 96H244V94H243ZM101 97H103V96H101ZM113 97H114V96H113ZM148 97H149V96H148ZM214 97H215V96H214ZM238 97H239V96H238ZM246 97H247V96H246ZM83 98H84V97H83ZM91 98H93V97L91 96ZM96 98H97V97H96ZM96 98H95V100H96ZM124 98H125V97H124ZM132 98H131V99H132ZM141 98H142V97H141ZM143 98H145V97L143 96ZM146 98H147V97H146ZM164 98H165L166 101H167V99H169L170 97H168V98H167V97H164ZM89 99H90V98H89ZM112 99H113V98H112ZM122 99H123V98H122ZM151 99H154V98H153V97H152V98L150 97V98H148V99H146V100H147V102H149V100L151 101ZM242 99H243V97H242ZM69 100H70V99H69ZM69 100H68V101H69ZM80 100H81V99H80ZM106 100H107V99H106ZM114 100L116 101V98L113 99L112 101H114ZM123 100H124V102H126V101L128 100V98H127V100H126V99H123ZM139 100L141 101V103L144 101L143 99H142V100H143V101H142L140 98H139ZM146 100H145V102H146ZM157 100H158V99H156L155 101H157ZM257 100H258V99H257ZM2 101L7 102V103L10 102V101L8 102V100L5 101V100L2 99V100L0 101V104H1ZM12 101L14 102V100H12ZM12 101H11V103H12ZM74 101H75V100H74ZM81 101H82V100H81ZM81 101H80V102H81ZM83 101H84V100H83ZM91 101H93V100H91ZM91 101H89V102H91ZM103 101H104V100H103ZM109 101H110V99H109ZM115 101H114V102H115ZM118 101H119V100H117L116 103H117ZM129 101H130V100H129ZM129 101H128V102H129ZM131 101H132V102H133V101L135 102V99H134V100H131ZM140 101H139V102H140ZM153 101H154V100H152L151 102H153ZM163 101H164V100H163ZM262 101H263V100H262ZM4 102H3L1 105H3V104L5 105ZM15 102H16V101H15ZM17 102H18V101H17ZM49 102H50L51 105L53 106L54 101H52V102H51V100H50V101H47V103H49ZM57 102H58V101H57ZM61 102H62V101H61ZM61 102H58V105H57V104H54V105L59 106L58 108H62V107H63L62 105H63L65 102H64V103L62 102V103H63L62 105H61ZM70 102H71V101H70ZM87 102H88V101H87ZM89 102H88V103H89ZM110 102H111V101H110ZM121 102H122V101H121ZM139 102H138V103H139ZM157 102H158V101H157ZM243 102H244V101H243ZM243 102H240V103H243ZM7 103H6V104H7ZM11 103H10V104H11ZM27 103H28V101H27ZM29 103H30V102H29ZM29 103H28V104H29ZM32 103H33V102H32ZM32 103H31V107H32L33 104H34V103H33V104H32ZM47 103H46V104H47ZM72 103H73V99H72ZM77 103H78V102H77ZM83 103H84V105H85V101L82 102V104H83ZM88 103H87V104H88ZM95 103H96V101H95ZM95 103H94V104H95ZM99 103H100V102H99ZM107 103H108V101H107ZM107 103H106V104H107ZM111 103H112V102H111ZM116 103H114V104H116ZM138 103H137V104H138ZM158 103H159V102H158ZM169 103H170V100H169ZM174 103H175V102H174ZM249 103H250V102H249ZM10 104H9V106H11ZM12 104H13V103H12ZM16 104H18V103H15V105H16ZM38 104H39V102H38L37 104L35 103L36 106H37ZM66 104H67V101H66ZM68 104H70V103H68ZM74 104H76V103H74ZM80 104H81V103H80ZM87 104H86V105H87ZM108 104H109V103H108ZM120 104H121V103H120ZM143 104H144V103H143ZM156 104H157V103H156ZM159 104H160V106H162V104H164V102L161 103V101H160ZM167 104H168V103H167ZM259 104H260V103H259ZM13 105H14V104H13ZM20 105H21V104H20ZM49 105H50V104H49ZM49 105H48V106H49ZM60 105H61V106H60ZM77 105H78V104H77ZM77 105H76V106H77ZM86 105H85V106H86ZM88 105H91V104H88ZM95 105H97V104H95ZM95 105H94V106H95ZM98 105H99V104H98ZM100 105H101V104H100ZM111 105H113V104H111ZM121 105H122V104H121ZM131 105H132V104H131ZM131 105H126V106H130V108H131V107H132ZM145 105L147 106L146 103H145ZM152 105H154V104H152ZM164 105H165V104H164ZM164 105H163V107H164ZM241 105H242V104H241ZM243 105H244V104H243ZM17 106H18V105H17ZM17 106H16V109L19 110L20 108L17 107ZM22 106H27V104L24 102V105H22ZM28 106H30V104H29ZM43 106H44V105H43ZM52 106H51V108H52ZM56 106H55V108H57ZM65 106H66V105H65ZM65 106H64V107H65ZM78 106H79V105H78ZM80 106H83V105H80ZM85 106H84V108H85ZM141 106H142V105H141ZM143 106H144V105H143ZM146 106L143 107V108L146 109ZM148 106H149V105H148ZM167 106H168V105H166V107H167ZM171 106H172V105H170L169 108H170ZM175 106H176V104H175ZM178 106H179V105H178ZM239 106H240V105H239ZM2 107H4V106H2ZM7 107H8V106H7ZM7 107H4L5 109L3 108L4 111H6V110H11V109H9L10 107H9L8 109H6ZM11 107H12V106H11ZM33 107H35V106H33ZM39 107H40V105H39ZM44 107H46V106H44ZM49 107H50V106H49ZM49 107H48V108H49ZM64 107H63V108H64ZM68 107H69V106H68ZM68 107H65V108H64V109H66V110H64V111H66L65 116L68 115V114H67V108H68ZM71 107H73V106H71ZM74 107H75V106H74ZM89 107H91V106H89ZM163 107H162V108H163ZM179 107H180V106H179ZM181 107H182V105H181ZM251 107L253 108V106H251ZM26 108H27V107H26ZM41 108H42V107H41ZM69 108H70V107H69ZM86 108H87V106H86ZM86 108H85V109H86ZM91 108L94 109L93 107H91ZM91 108H90V109H91ZM95 108L98 109V106L95 107ZM108 108H109V105H108ZM149 108H150V107H148V110H145L146 112H145V111L143 112V110H142V112H143L142 115H143V119H144V120H145V118L148 117L149 110H150V116L148 117L149 119H150L151 117H153L152 114H156L157 111L159 112L158 114H161V116H162L163 112H164L163 116L165 115V111H164V110H165L166 108H165L164 110H163V109L161 110L162 113H160V109L157 110L156 113H154V110H153L154 106H153L152 108H150V109H149ZM176 108H177V107H176ZM183 108H184V107H183ZM183 108H181V109H183ZM1 109H2V108H1ZM1 109H0V110H1ZM3 109H2V110H3ZM14 109H15V108H14ZM14 109H13V107H12V111H13ZM23 109H24V108H23ZM27 109L29 110L30 107H28ZM31 109H32V111L29 110V111H31V112H28V115L31 114V113H34V112H33V108H31ZM75 109H77V108H75ZM81 109H82V107H81ZM90 109H86V111L88 110V112H90V111L92 110V109H91V110H90ZM132 109L136 110L137 113H141V112H140L141 109H139V108H138V109H139L138 111H137V108L132 107ZM171 109H172V108H171ZM171 109H170V110L168 109V110L171 111ZM177 109H178V108H177ZM181 109L179 108V110H181ZM209 109H210V108H209ZM21 110H22V108H21ZM34 110H35V112L38 113L37 110H39V109L36 108V109H34ZM49 110H50V109H49ZM79 110H80V109H79ZM89 110H90V111H89ZM101 110H102V109H101ZM128 110H129V109H128ZM134 110H133V111H134ZM151 110L153 111V113L151 112ZM155 110H156V108H155ZM166 110H167V109H166ZM173 110H174V109H173ZM248 110H249V109H248ZM248 110H247V111H248ZM12 111H10V113H11ZM14 111H16V110H14ZM24 111H25V112H24ZM39 111H40V110H39ZM57 111H58V110H57ZM70 111H71V110H69V116H71V112L74 111V108H73V110H72L71 112H70ZM81 111H82V110H81ZM81 111H80V112H81ZM83 111H84V109H83ZM105 111H106V110H105ZM119 111H120V110H119ZM124 111H125V109H124ZM131 111H132V110H131ZM131 111H128V113L132 114L133 119H134L135 121H138L139 118H137V117H136L137 119L134 118L135 115H136L137 113H136V114H133V111H132V113H131ZM169 111H168V112H169ZM181 111H182V110H181ZM7 112H8V111H7ZM50 112H51V111H50ZM53 112H54V111H53ZM55 112H56V111H55ZM58 112H62V111H58ZM88 112H87V113H88ZM96 112H97V111L95 110L94 113H96ZM175 112H176V111H175ZM177 112H178V111H177ZM177 112H176V113H177ZM182 112H183V111H182ZM200 112H201V111H200ZM3 113H4V112H3ZM3 113H2V114H3ZM23 113H26V110H23ZM37 113H36V114H37ZM40 113H45V112L42 111V112H40ZM48 113H49V112H48ZM72 113H73V112H72ZM74 113H76V110L74 111ZM74 113L72 114V116H73V117L75 116V120H74V118H73V119H71V121H72V120L75 121V122H74V125H75V126L77 125L76 129L79 130L78 125H81V124L84 125V123H83L84 121L82 122L83 119H82V120H81V119L78 120V119L76 118V115H78V113H79L78 110H77L76 115H75ZM81 113H82V112H81ZM94 113H93V114H94ZM99 113H100V112H99ZM115 113H116V112H115ZM146 113H148L147 116H146ZM171 113H172V111H171ZM192 113H193V111L191 112V115H192V116H195V115H193ZM194 113H195V112H194ZM197 113H198V112H197ZM202 113H204V112H202ZM213 113H214V112H213ZM229 113H230V114H229ZM229 113H226V114H229V115H225V114H224V115L227 116V117H223V116H222V121H224L226 124L232 122L233 119H235V117H236V114H235V113H232V112H229ZM253 113H254V110H253ZM253 113H252V114H253ZM256 113H257V111H256ZM15 114H16V113H14V115H13V113H11L10 115L15 116ZM21 114H22V111H21ZM54 114H55V113H54ZM56 114H57V113H56ZM66 114H67V115H66ZM82 114H83V113H82ZM82 114H80V115H82ZM118 114H119V112H118ZM123 114H124V113H123ZM123 114H120V115L122 116ZM158 114H157V115H158ZM166 114H167V112H166ZM204 114H205V113H204ZM207 114L209 115L210 113H207ZM207 114L205 115L206 117H208ZM6 115H8V114H6ZM16 115H17V114H16ZM18 115H19V114H18ZM24 115H25V114H24ZM32 115H33V114H32ZM32 115H31V118H30V116H29L28 118H30V119L33 120ZM49 115H50V114H49ZM49 115H48V118H49V120L51 119L50 121L52 122V118H50ZM52 115H53V114H52ZM58 115H60V114L58 113ZM83 115H84V114H83ZM83 115H82V118L85 117V115H84V117H83ZM97 115H98V114H97ZM128 115H129V114H128ZM138 115H139V114H137L136 116H138ZM142 115H139L138 117H140V116L142 117ZM167 115H168V114H167ZM173 115H174L175 117L177 116V114H173ZM215 115H216V114H215ZM13 116H12V118H13ZM25 116H26V115H25ZM42 116H44V115H42ZM54 116H55V115H54ZM54 116H53V117H54ZM65 116H64V118H61V117H62L61 115H60L59 117H60V118L62 119V121H63V120L65 119ZM91 116H92V115H91ZM91 116H90L89 113H88V117L91 118ZM98 116H99V115H98ZM102 116H103V115H102ZM132 116H130V117H132ZM144 116H146V117L144 118ZM158 116H159L158 119H159L160 121L158 120L156 125L154 124V122L152 123L153 126H155V127H157V126L159 125V123H163V121H161V116H160V115H158ZM158 116H156V117H158ZM169 116H170V114H169ZM169 116H168V117H169ZM181 116H182V113H181ZM181 116L179 115V117H181ZM189 116H190V115H189ZM192 116H191V117H192ZM198 116H199V115H198ZM203 116H204V115H203ZM203 116H200V118L203 117ZM210 116H211V115H210ZM217 116H218V115H217ZM250 116H251V115H250ZM8 117H9V116H7V117L4 116L5 119L8 118ZM10 117H11V116H10ZM10 117H9V118H10ZM20 117H21V116H20ZM35 117H36V115L34 114V118H35ZM51 117H52V116H51ZM55 117H56V119H55V121H56V120H57V116H55ZM55 117H54V118H55ZM79 117H80V116L78 115V118H79ZM86 117H87V116H86ZM86 117H85L84 119H86ZM96 117H97V116H96ZM105 117H106V116H105ZM110 117H112V116L110 115ZM116 117H117V115H116ZM123 117H125V116H123ZM154 117H155V116H154ZM154 117H153V118H154ZM165 117H166V116H164L163 118H165ZM168 117H167V119H168ZM171 117H172V116H170V119H171ZM175 117H174V120L176 119ZM195 117H196V116H195ZM1 118H2V116H1ZM1 118H0V119H1ZM4 118L2 119V121L4 120ZM24 118H25V117H23L21 120H23ZM41 118H42V117H39V119H40L39 121H41V122L44 121V117H43V120H42ZM48 118H47V119H48ZM54 118H53V119H54ZM60 118H58V119H60ZM66 118H67V117H66ZM94 118H95V117H93V120H94ZM97 118H98V117H97ZM102 118H104V117H102ZM163 118H162V119H163ZM177 118H178V117H177ZM192 118H193V117H192ZM192 118L190 119V117H189V121L193 122L194 124H196L197 122H198L197 124H199L200 122H202V124H203V122H205V120H204V121H200V120H197V119L194 120L195 118H194V119H192ZM196 118H197V117H196ZM198 118H199V117H198ZM200 118H199V119H200ZM209 118H210V117H209ZM217 118H218V117H217ZM10 119H11V118H10ZM14 119H15V118H14ZM17 119H18V116H17ZM17 119H16V121H17ZM25 119H27V118H25ZM36 119H37V118H36ZM76 119H77L78 122L81 120L80 123L75 124V123L77 122ZM100 119H101V118H100ZM104 119H105V118H104ZM126 119H127V118H126ZM129 119H130V118H129ZM131 119H132V118H131ZM151 119H152V118H151ZM156 119H157V118H156ZM170 119H169V121H170ZM181 119H182V118H181ZM187 119H188V118H187ZM187 119H185V121L182 119V120H183V121L181 120L182 123L180 122V120H179V121L177 120V122H180V123H181V124H180V123H177V124H178V125L180 124L181 127L183 126V128H184V129L182 128L183 132H182V131H179L178 129H180V128H178V127H176L177 129H176V130L174 129V131L176 132V131L178 130V131H179L178 133H180L179 135H181V133L184 134V137H183V135L180 136V137H179V135H178V139H180V138H181V139L184 138L182 141H184V140L187 139V138H188V139L190 138L191 140L195 138L194 140H192L193 142H192L191 140H189V141H190L191 145L194 144V147H196L195 144H200V143H198L200 138L197 139L196 137H200V135H198V134H199V132L203 131V130H201V129H200L201 131L198 130V129L201 128V127H203L205 124H207V123H208L207 121H209V120H207V118H206V120H207L206 122H207V123H204L203 126H202L201 123H200L199 125H201V126H199V125H197V124L194 125V124L191 123V122H190V123L193 124V125L189 124V121H188V122L186 121ZM201 119H202V118H201ZM203 119H204V118H203ZM203 119H202V120H203ZM212 119H213V118H212ZM214 119L217 121V124H216V122H215V124L218 125V124H219L218 121H219L220 119H219V118H218L219 120L216 119V116H215ZM241 119H242V123H243V125H246V124H247V121H248V120H247L248 117H247L246 115H245V116L243 115V116L241 117ZM254 119H255V118H254ZM11 120H12V119H11ZM32 120H31V121H32ZM66 120H67L66 122L69 123L70 117H68V119H66ZM93 120L91 119V121H93ZM96 120H97V119H96ZM96 120L94 121L95 124H96V122H98L99 119H98L97 121H96ZM102 120H103V119H102ZM102 120H101V121H102ZM110 120H111V119H110ZM114 120H115V118H114ZM114 120H113V121H114ZM122 120H123V119H122ZM144 120H141L138 124H140V123L142 124V121H144ZM147 120H148V119H147ZM165 120H166V119H165ZM171 120H173V118H172ZM0 121H1V120H0ZM2 121H1L0 123L3 124L4 122H2ZM9 121H10V120H9ZM35 121H36V120H35ZM35 121H34V122H35ZM58 121L60 122L61 120H58ZM62 121H61L60 124L63 123V125H61V126H62V127H65L67 124H65V126H64V123H66V122H65V121L62 122ZM71 121H70V122H71ZM88 121H90V120H88ZM99 121H100V120H99ZM123 121H124V120H123ZM132 121H133V120H132ZM135 121H134V122H135ZM145 121H146V120H145ZM145 121H144V122H145ZM148 121H149V120H148ZM148 121H147V122H148ZM151 121H156V120H150V122H151ZM166 121H168V120H166ZM166 121H164V123H166ZM196 121H197V122H196ZM220 121H221V120H220ZM7 122H8V121H7ZM13 122H14V121H13ZM18 122L22 123V122L20 121V119L18 120ZM18 122H17V124H18ZM23 122H24V121H23ZM25 122H26V121H25ZM41 122H40V123H41ZM51 122H49L50 125L53 124V123H51ZM56 122H57V121H56ZM81 122H82V123H81ZM121 122H122V121H121ZM126 122H127V121H126ZM128 122H129V120H128ZM144 122H143L142 125H145L146 122H145V123H144ZM173 122H174V121H173ZM175 122H176V121H175ZM175 122L172 123V124H175ZM185 122H186V123H185ZM195 122H196V123H195ZM213 122H214V121H213ZM5 123H6V122H5ZM10 123H11V122H10ZM15 123H16V122H15ZM37 123H38V122H37ZM45 123H46V122H45ZM89 123H90V122H89ZM92 123H93V122H92ZM100 123H101V122H100ZM100 123H99V125H100ZM117 123H118V121H117ZM123 123H124V122H123ZM131 123H132V122H131ZM135 123H137V122H135ZM167 123H168V122H167ZM183 123L186 124V127H185V125H182ZM252 123H253V122H252ZM2 124H1V125H2ZM27 124H28V123H27ZM30 124H31V122H30ZM42 124H44V123L42 122ZM86 124H87V121H86ZM109 124H110V123H109ZM114 124H116V122H115ZM128 124H129V123H128ZM169 124H170V123H169ZM169 124H168V127H169ZM210 124L212 125V123H210ZM210 124H209V125H210ZM220 124H222V122H221ZM220 124H219V125H220ZM7 125H8V123H7ZM18 125H19V124H18ZM20 125H23V124H20ZM20 125H19V127H20ZM35 125H37V124L35 123ZM44 125L46 126V124H44ZM48 125H49V124H47V126H48ZM50 125H49V126H50ZM70 125H72V124H70ZM74 125H73V126H74ZM83 125H81V126L83 127ZM87 125H88V124H87ZM91 125L94 126L93 124L90 123L89 126H91ZM97 125H98V123H97ZM106 125H108V123H106ZM149 125H150V124H149ZM160 125H161V124H160ZM187 125H188V126H187ZM189 125L193 126V129H195V130L197 129V131H199V132L194 131V130L192 131V129H191V131H192L195 135H197V136H195L194 134H192V132H190V131L188 130ZM213 125H214V124H213ZM253 125H254V123H253ZM256 125H257V123H256ZM8 126H9V125H8ZM8 126H7V127H8ZM10 126H11V125H10ZM10 126H9V127H10ZM49 126H48V127H49ZM53 126H55V125H51L50 127L52 128ZM68 126H69V125H68ZM68 126H67V127H68ZM73 126H72V127H73ZM75 126H74V127H75ZM81 126H80V128H81ZM89 126H88V127L86 126V128L83 127V128H81L80 130H82V129H85V130L87 129V130H88V129H90ZM100 126H101V125H100ZM100 126H98V127H100ZM135 126H136V125H135ZM151 126H152V125H151ZM170 126H172V125L170 124ZM173 126H175V125H173ZM176 126H177V125H176ZM194 126H195V127L198 126L199 128H198V127H197V128H194ZM205 126L210 130V128H209L210 126H207V125H205ZM225 126H226V125H225ZM231 126H232V125H231ZM231 126H230V127H231ZM234 126H235V125H234ZM9 127H8V128H9ZM15 127H16V126H15ZM17 127H18V126H17ZM27 127H28V125H27ZM41 127H42V126H41ZM50 127H49L48 129H50ZM69 127H71V126H69ZM74 127H73V128H74ZM95 127H96V126H95ZM107 127H108V126H107ZM110 127H112V126H110ZM110 127H109V128H110ZM124 127H125V126H124ZM155 127H154V128H155ZM158 127H159V126H158ZM158 127H157V131H159V130H158V129H159ZM206 127H203V128H206ZM226 127H227V128H226L227 131H232V130L228 129L229 126H226ZM2 128H3V126H2ZM2 128H0V129H2ZM4 128H5V127H4ZM13 128H14V127H13ZM38 128H39V127H38ZM55 128H56V126L53 127V129H55ZM92 128H93V127H91V129H92ZM100 128H102V127H100ZM109 128H108V129H109ZM115 128H116V127H115ZM117 128H118V127H117ZM141 128H142V127H141ZM154 128H153V129H154ZM161 128H164V126H163V127L161 126ZM165 128H166V127H165ZM169 128H170V127H169ZM203 128H202V129H203ZM207 128H206V130L208 131ZM211 128H212V127H211ZM234 128H235V127H234ZM10 129H11V128H10ZM10 129H9V130H10ZM15 129H16V128H15ZM32 129H33V128H32ZM35 129H36V128H35ZM91 129H90V130H91ZM96 129H99V128H96ZM102 129H103V128H102ZM142 129H143V128H142ZM145 129H146V128H145ZM148 129H149V128H147V130H148ZM151 129H152V128H151ZM151 129H149V130H151ZM166 129H167V128H166ZM166 129H164V130L167 131L168 129H167V130H166ZM171 129H172V127L170 128V130H171ZM185 129H186L187 133L190 132V134H189L190 136L188 135V137H187V135H186V134H187L186 131H185V133H184V130H185ZM231 129H232V128H231ZM4 130H7V129H4ZM11 130H12V129H11ZM22 130L25 132L24 129H22ZM30 130H31V129H30ZM36 130H37V129H36ZM50 130H51V129H50ZM58 130H59V129H58ZM69 130H73V131H74V129H72V128L69 129ZM109 130H111V129H109ZM116 130H117V129H116ZM116 130H115V131H116ZM170 130H169V131H170ZM180 130H181V129H180ZM206 130H205V131H206ZM211 130H212V129H211ZM254 130H255V128H254ZM41 131H42V129H41ZM43 131H44V130H43ZM47 131H48V130H47ZM51 131H52V130H51ZM56 131H57V129H56ZM56 131H55V133H56ZM59 131H60V130H59ZM75 131H76V130H75ZM99 131H100V129H99ZM103 131H105V130H103ZM151 131H152V130H151ZM155 131H156V130H155ZM155 131H154V132H155ZM171 131H173V130H171ZM174 131H173V132H174ZM207 131L205 132V135H208V132H209V133H213V132H214V131H212V132H210V131L207 132ZM215 131H216V134H217V130H215ZM240 131H241V130H240ZM0 132H2V131L0 130ZM7 132H9V131H8V130H7L6 132L3 131V133H7ZM12 132H13V130H12ZM15 132H17V131H15ZM18 132H19V131H18ZM24 132H23V134L26 133V132H25V133H24ZM44 132H46V131H44ZM44 132H41L40 134L43 133L44 136L48 134V132H46L47 134H45ZM76 132H77V131H76ZM80 132H81V131H80ZM83 132H84V131H82V135H83V136H77V134L79 133V132H78V133H74V134H76V136H73V137H72V136L70 135V133L67 132L68 134L65 133V135H64V132L62 131L66 143H67V142H70V144H71V142H72L73 140H74V142H75V141L78 142V141H80V140H86V142H88V140H91L92 142L89 141L90 144H87V145H91V143L94 142V141L92 140V139H93V138H92V137H93L92 135H94L95 130H93L94 133L91 135V136H92V137H91L92 139H90V138L88 139V137L90 136L89 134H90V132L92 133V131L89 132V134H88L89 136L87 135L86 132H84V133H86V135H84ZM119 132H120V131H119ZM119 132H118V133H119ZM143 132H144V130H143ZM175 132H174L173 134L176 135L177 133H175ZM220 132H221V131H219L218 134H221ZM222 132H224V131H222ZM225 132H226V130H225ZM225 132H224V133H225ZM28 133H30V132L28 131ZM50 133H51V132H50ZM50 133H49V135H50ZM60 133H61V132H60ZM96 133H97V132H96ZM100 133H102V130H101ZM109 133H111V131H110ZM120 133H121V132H120ZM120 133L118 134V136L120 135ZM123 133H124V131L122 130V134H123ZM128 133H129V132H128ZM157 133H158V132H157ZM159 133H161V130H160ZM159 133H158V135H160ZM163 133L165 134V132H163ZM163 133H161V134H163ZM167 133H168V132H167ZM170 133H171V132H170ZM170 133H168L169 136H170ZM196 133H197V134H196ZM206 133H207V134H206ZM227 133H228V136H229L228 138L230 139V134H231V133H230V132H227ZM229 133H230V134H229ZM241 133H242V131H241ZM0 134H2V133H0ZM10 134H11V133H10ZM15 134H17V133H15ZM15 134H14V135H15ZM19 134H21V133H19ZM37 134H38V133H37ZM43 134H42V135H43ZM57 134H58V133H57ZM102 134H103V133H102ZM112 134H113V133H112ZM168 134H167V135H168ZM171 134H172V133H171ZM173 134L171 135V136H172L171 138L174 137ZM200 134H202V133H200ZM213 134H214V133H213ZM213 134H209L211 138H212L211 135H213ZM218 134H217V135H218ZM2 135H3V134H2ZM6 135L9 136L8 133H7ZM6 135L4 136L5 139L10 138V137L7 138ZM12 135H13V134H12ZM14 135H13V136H14ZM21 135H22V134H21ZM58 135H59V134H58ZM79 135H80V133H79ZM107 135H108V134H107ZM107 135H105V136L108 137ZM131 135H132V134H131ZM142 135H143V134H142ZM154 135H155V134H154ZM192 135H193V136H192ZM205 135H204V133H203L202 136H201V138H204ZM209 135L207 136V138L209 137ZM224 135H225V134H224ZM224 135H223V136H219V137L216 136V137H217V138H220V137L222 138V137H224ZM10 136H11V135H10ZM22 136H23V135H22ZM28 136H30V134H29ZM52 136H54V138H55L57 135H52ZM61 136H62V135H61ZM105 136H104V137H105ZM140 136H141V135H140ZM156 136H157V134H156ZM162 136H163V135H162ZM162 136H159V138L161 139ZM164 136H165V135H164ZM164 136H163V137H164ZM176 136H177V135H176ZM191 136H192V137H191ZM194 136H195V137H194ZM226 136H227V134H226ZM11 137H12V136H11ZM16 137H17V136H16ZM16 137H14V138H16ZM31 137H32V136H31ZM49 137H50V136H49ZM104 137H103V138H104ZM115 137H116V136H115ZM123 137H126V136L124 135ZM137 137H138V136H137ZM145 137H146V136H145ZM185 137H186V138H185ZM210 137H209V139H210ZM214 137H215V135H214ZM0 138H1V140H3L2 137H0ZM17 138H18V137H17ZM17 138H16V139H17ZM20 138H21V137H20ZM20 138H19V139H20ZM39 138H40V137H39ZM42 138H43V137H42ZM44 138H46V136H45ZM51 138H52V137H51ZM62 138H63V137H62ZM96 138H97V137H95V140H96ZM109 138H110V137H109ZM118 138H119V137H118ZM127 138H128V137H127ZM134 138H136V137H134ZM152 138L154 139V137H152ZM165 138H166V139H165ZM165 138H164L163 140H160V142H158V144H156V145H157L156 150H155V148H154V150H155V152H154V153H155V156H154V155H153V156H154V157L157 156V157H156L157 159H156L155 163H156L157 165H158V164H160V165L162 164V167H166V169L169 168L170 170H171V168H172V169H175V168L177 167L176 165H179V167H180V164H181V163H180V161L178 160L179 157H178L177 159L174 158L173 160H172V158H171V157L174 156V154H173L174 152H172L173 156H171V155H170V154H171V153H170V149H169L170 147H168V140L170 139V137H165ZM168 138H169V139H168ZM221 138H220V139H221ZM225 138H227V137H224V138L221 140V142H222L223 145H224V144L227 145L226 143H228V141L231 142V139L227 141ZM231 138H233L232 135H231ZM10 139H11L10 143H9L8 140H7V141L3 140V142H2V141H1V142L4 143V144H5V142H8L7 144H8V146H10L9 144H11V142L13 141L12 138H10ZM16 139H14V140H16ZM79 139H80V140H79ZM87 139H88V140H87ZM97 139H98V138H97ZM105 139H106V138H105ZM116 139H117V137H116ZM129 139H131V138H129ZM136 139H137V138H136ZM145 139H146V138H145ZM204 139H206V138H204ZM204 139H203V142L205 141ZM220 139H219V141H220ZM224 139H225L227 142H224V141H223ZM30 140H31V139H30ZM30 140H29V141H30ZM35 140H36V139H35ZM52 140H53V139H52ZM52 140H51V141H52ZM60 140H61V139H60ZM100 140H101V139H100ZM147 140H148V138H147ZM175 140H176V137H175V139L173 140V143H174ZM195 140H197V141H195ZM207 140H208V139H207ZM207 140H206V141H207ZM4 141H5V142H4ZM19 141H20V140H19ZM22 141H23V140H21V142H22ZM38 141H39V140H38ZM41 141H42V140H41ZM46 141H47V140H46ZM98 141H99V140H98ZM139 141H140V140H139ZM148 141H150V140H148ZM152 141H153V140L151 139V142H150L149 144H152ZM154 141H155V140H154ZM182 141H180V142H182ZM194 141H195V142H194ZM208 141H209V140H208ZM214 141H215V145H218V146H216V148H215V149H216V150H215V153H216L217 150H218L219 152L222 151L223 154H224V151H226L227 149H229V150L232 151L233 148H234V150H233L232 152H235V149H237L236 147H233V145L235 146L237 142H236V143L234 142L233 145L230 144V145H232L233 148H231V146H230L229 144L227 145V148H226V146H225V147L222 146V144H220V142H218V144H217V142H216V138H215L214 140H212L211 142L213 143ZM17 142H18V140H17ZM17 142H16V144H17ZM24 142H25V141H24ZM27 142H28V141H27ZM27 142H25V145H26ZM31 142H32V141H31ZM42 142H43V141H42ZM57 142H58V141H57ZM74 142H73V144L76 143V142H75V143H74ZM82 142H84V141H82ZM82 142H81V143H82ZM86 142H84L83 144H86ZM89 142H88V143H89ZM110 142H111V141H110ZM131 142H132V141H131ZM137 142H138V141H137ZM171 142H172V141H171ZM180 142H178L179 144H178V143H175V144H178L176 150H178L179 146H180V149H181V146H184V148H182V150L186 149V147H185L186 145H185V144H187L188 141L185 142V143H184V142L180 143ZM200 142H202V139H200ZM203 142H202V143H203ZM232 142H233V139H232ZM32 143H33V142H32ZM32 143H30V144H32ZM38 143H39V142H38ZM48 143H49V142H48ZM55 143H56V142H55ZM55 143H54V144H55ZM100 143H101V141H100ZM100 143H99V144H100ZM117 143H118V142H117ZM133 143H134V142H133ZM192 143H193V144H192ZM202 143H201V145H202V147H203V144H202ZM209 143H210V142H209ZM260 143H261V142H260ZM12 144H14V141H13ZM16 144H15L14 146L11 145L13 149H14V147L16 146ZM18 144L21 145V143H18ZM18 144H17V145H18ZM27 144H29V143H27ZM41 144H42V143H41ZM61 144H63L62 141H61ZM76 144H77V143H76ZM78 144H80V143L78 142ZM101 144L104 145L105 143H104V144L101 143ZM101 144H100V146H102ZM109 144H111V143H109ZM140 144H141V143H140ZM182 144H184V145H182ZM204 144H205V142H204ZM206 144H207V143H206ZM219 144H220V146H219ZM35 145H36V144H35ZM39 145H40V144H39ZM42 145H43V144H42ZM46 145H47V143H46ZM59 145H60V144H59ZM80 145H81V144H80ZM124 145H125V144H124ZM135 145H136V144H135ZM137 145H138V144H137ZM142 145H143V144H142ZM169 145H171V144H169ZM211 145H212V144H211ZM237 145H239V144H237ZM237 145H236V146H237ZM70 146L73 147L72 144H71ZM76 146H77V145H76ZM76 146H74V147H76ZM78 146H79V145H78ZM81 146H83V145H81ZM96 146H98V145L96 144ZM119 146H120V145H119ZM119 146H118V147H119ZM129 146H130V145H129ZM140 146H141V145H140ZM148 146H149V145H148ZM204 146H205V145H204ZM212 146H213V145H212ZM221 146H222L223 148H225L226 150H224ZM229 146H230L231 149L228 148ZM6 147H7V146H6ZM22 147H23V143H22ZM22 147H21V149H22ZM25 147H26V148H25ZM25 147H24V148H25V150H26V149H27V146H25ZM35 147H36V146H35ZM58 147H61V146H58ZM103 147H105V146H103ZM134 147H136V146H134ZM141 147H143V146H141ZM174 147H176V146H174ZM187 147H188V144H187ZM199 147H200V146H199ZM207 147H208V146H207ZM214 147H215V146H214ZM218 147H220V149H219ZM16 148H19V147H16ZM16 148H15V149H16ZM28 148H29V145H28ZM32 148L34 149V147H32ZM67 148H68V147H67ZM106 148H107V147H106ZM108 148H109V147H108ZM136 148H137V147H136ZM148 148H149V147H148ZM151 148H152V147H151ZM221 148H222L223 150H222ZM239 148H241V147L239 146L238 149H239ZM1 149H2V148H1ZM30 149H31V147H30ZM35 149L38 150V148H35ZM35 149H34V151H35ZM58 149H59V148H58ZM63 149H64V148H63ZM63 149H61V150H63ZM117 149H118V148H117ZM142 149H143V148H142ZM144 149H145V148H144ZM171 149H173V146H172ZM190 149H191V148H190ZM197 149H198V148H197ZM213 149H214V148H212V152H213V153H211V151H209V152H210V153H209L210 155H211V154L214 155V151H213ZM262 149H263V148H262ZM9 150H10V149H9ZM9 150H8V151H9ZM18 150H20V148H19ZM22 150H23V149H22ZM74 150H76V149H74ZM112 150H113V149H112ZM123 150H124V149H123ZM130 150H131V149H130ZM151 150H152V149H150V151H151ZM195 150H196V149H195ZM32 151H33V150H32ZM52 151H53V150H52ZM52 151H51V152H52ZM55 151H56V150H54L53 153H51V154H50V152H49L48 154H46V155H48V157H47V156H46V157L49 158V159H51V155H52V154L54 155V154L56 153ZM67 151H69V150H67ZM76 151H77V150H76ZM101 151H102V149L100 150V149H97V147H96V148H93V147H92V148H91V153H92V155L89 156L91 159H88L87 157H86V159H84L85 157H82L83 161H82L81 158H80L81 161H78V160H80V159H79V157H78V158L76 157V158L78 159V160L76 159V161H78L79 163L76 162L75 166H76L77 164H78V166H79V165H80V162H84V160L87 161V159H88V161L91 160V161H89V163H90L91 166H92L93 164H96L97 162L94 163L93 161H96V159L98 160L99 155L102 154V153L100 154ZM126 151H127V150H126ZM140 151H141V150H140ZM148 151H149V150H148ZM152 151H153V150H152ZM174 151H175V149H174ZM179 151H180V150H179ZM187 151H188V149H187ZM191 151H192V149H191ZM199 151H200V150H199ZM236 151L238 152V150H236ZM239 151H240V150H239ZM4 152H5V150H4ZM9 152L12 153L11 150H10ZM26 152H27V151H26ZM29 152H30V151H29ZM65 152H66V151H65ZM73 152H74V151H73ZM80 152H81V151H80ZM104 152H105V151H104ZM114 152H116V151H114ZM114 152H113V153H114ZM124 152H125V151H124ZM130 152H131V151H130ZM146 152H147V151H146ZM182 152H183V151H182ZM184 152H186V150H185ZM184 152H183V153H184ZM188 152H189V151H188ZM194 152H195V151H194ZM194 152H193V153H194ZM219 152H217V154H218ZM222 152H220V155L222 154ZM226 152H227V151H226ZM232 152L228 151L227 154H228V153L230 154V153H232ZM240 152L247 153V152L243 151V149H242ZM18 153H19V152H18ZM46 153H47V151H46ZM60 153H61V154H60ZM78 153H79V152H78ZM138 153H139V152H138ZM143 153H144V152H143ZM175 153H176V152H175ZM179 153H180V152H179ZM183 153H182V154H183ZM186 153H187V152H186ZM189 153H190V152H189ZM196 153H197V152H196ZM244 153H243V154L241 153V154L244 155ZM12 154H13V153H12ZM35 154H36V153H35ZM35 154H34V155H35ZM57 154H58V152L56 153V156H57ZM63 154H64V153H63ZM108 154H109V153H108ZM118 154H119V153H118ZM148 154H149V152H148ZM200 154H201V153H200ZM227 154H225L226 157H227ZM241 154H240V155L233 154L232 157H233V160L236 162V164L238 163L237 161L239 160V165L242 166L244 163L241 162V164H240V161H241V158L244 159V158L246 157V154H245V156H243V157L240 158ZM10 155H11V154H10ZM20 155H21V154H20ZM32 155H33V154H32ZM40 155H41V154H40ZM40 155H39V156H40ZM53 155H52V160H51V161H53V160L55 159V162H56V160L58 161V160L61 159V157H60L59 155H62V152L59 151V155L57 156L58 158H57V157L55 158V155H54V156H53ZM64 155H65V154H64ZM66 155H67V154H66ZM66 155H65V156H66ZM71 155H72V154H71ZM127 155H128V154H127ZM146 155H147V153H146ZM146 155H145V156H146ZM149 155H150V154H149ZM183 155H184V154H183ZM193 155L195 156V154H193ZM210 155L207 156V157L203 160L204 162L202 161V162L205 164V162H206L207 159H208L209 162H208V161L206 162V163L208 164V166L212 164V162H213L212 160H214V158H217V159H218V157H220V156L217 157V155H216V156H213V155H212V156H213V157H212V156H210ZM231 155H232V154H231ZM231 155L228 156V157H231ZM2 156H3V155H2ZM4 156H5V154H4ZM17 156H18V155H17ZM17 156H16V157H17ZM25 156H27V154H26ZM35 156H36V155H35ZM65 156L62 155L63 159H64ZM69 156H70V155H69ZM75 156H76V155H75ZM83 156H84V155H83ZM151 156H152V155H151ZM168 156H171V157H169V158H171V161L168 159ZM177 156H178V155H177ZM180 156H181V154H180ZM186 156H187V155H186ZM190 156H192V152H191ZM260 156H261V155H260ZM260 156H259V157H260ZM13 157H14V156H13ZM18 157H19V156H18ZM44 157H45V156H43V159H41V160H43V161L39 160L41 163H40L39 165L37 164V165H38V168H39V166H40L44 161L48 162V159L45 160L46 157H45V158H44ZM53 157H54V158H53ZM67 157H68V156H67ZM97 157H98V158H97ZM101 157L103 158V156H101ZM101 157H100V158H101ZM129 157H130V156H129ZM138 157H139V156H138ZM143 157H144V156H143ZM143 157H142V158H143ZM174 157H175V156H174ZM183 157H184V156H183ZM188 157H189V156H188ZM192 157H193V156H192ZM208 157H209V158H208ZM232 157H231V160H228V161H231L230 163H232ZM20 158L22 159L23 157H20ZM28 158H29V157H28ZM41 158H42V157H41ZM100 158H99V159H100ZM109 158H110V157H109ZM109 158H108V159H109ZM111 158H112V157H111ZM149 158H151V157L149 156ZM190 158H191V157H190ZM211 158H212V159H211ZM224 158H225V156H224ZM224 158H223V159H224ZM8 159H9V158H8ZM18 159H19V158H18ZM21 159H20V161H21ZM33 159H35V157H34ZM66 159H67V158H66ZM92 159H93V160H92ZM105 159L107 160V158H105ZM128 159H129V158H128ZM144 159H145V158H144ZM144 159H143V160H144ZM152 159H154V158H152ZM185 159H189V158H184V160H185ZM191 159H192V158H191ZM191 159H190V161H191ZM209 159H211L212 162H211ZM217 159H216V160H217ZM228 159H230V158H228ZM260 159H261V158H260ZM1 160H2V159H1ZM1 160H0V161H1ZM16 160H17V159H16ZM30 160H32V158H31ZM112 160H113V159H112ZM136 160H137V159H136ZM143 160L141 159L140 164L142 163ZM146 160H147V159H146ZM146 160H145V161H146ZM149 160H150V159H148V162H149ZM200 160H201V159H200ZM205 160H206V161H205ZM216 160H215V162H216ZM225 160H226V158H225ZM225 160H224V162H225V163L227 162V164H228V161H225ZM245 160H246V159H244V160H242V161L245 162ZM18 161H19V160H18ZM18 161H16V162H18ZM32 161H33V160H32ZM34 161H35V160H34ZM67 161H68V160H67ZM72 161H73V163H71ZM72 161L69 160V163H68V164H70V165L73 164V166H74V162H75V161H74L73 159H72ZM86 161L83 163V165L86 164ZM88 161H87V162H88ZM99 161H100V160H99ZM102 161H104V158H103ZM116 161H117V160H116ZM118 161H119V160H118ZM125 161H126V160H125ZM128 161H129V160H128ZM131 161H132V160H131ZM134 161H135V160H134ZM138 161H139V160H138ZM138 161H137V163H138ZM145 161H144V162H145ZM150 161H151V160H150ZM176 161H179L180 164H178V162H176ZM217 161H218V160H217ZM219 161L221 162V161H222V158H221ZM219 161H218V162H219ZM234 161H233V163H235ZM46 162H45V163H46ZM55 162H54V163H55ZM91 162H92V163H91ZM106 162H107V161H106ZM108 162H109V161H108ZM202 162H201V163H202ZM210 162H211V163H210ZM222 162H223V161H222ZM222 162H221V163H222ZM260 162H261V161H260ZM262 162H263V161H262ZM262 162H261V163H262ZM18 163H19V162H18ZM21 163H22V161L20 162V164H21ZM27 163H28V162H27ZM32 163H33V162H32ZM32 163H31V164H32ZM35 163H39V162H35ZM35 163H34V164H35ZM45 163H44V164H45ZM65 163H66V162H65ZM89 163H88V164H89ZM100 163H101V162H100ZM129 163H130V162H129ZM152 163H154V162H152ZM203 163H202V165L199 166V168H201V169L198 168L197 171H196V172H198V173L201 172L200 175H202V172H205V173H206V170L208 169V168H204L207 164L203 165ZM209 163H210V164H209ZM216 163H217V162H216ZM216 163H215V164H216ZM221 163H220V166H223V165L225 164V163H224V164L222 163L223 165H221ZM233 163H232V164H233ZM48 164H49V162H48ZM48 164H45V165L42 164V165H43V166H46V165H48ZM59 164H60V163H59ZM61 164L63 165V167L66 166V165H68V164L65 165L64 163H61ZM103 164H104V163H103ZM106 164H107V163H106ZM118 164H120V163H118ZM118 164H117V165H118ZM131 164H136V163H134V162L132 163V162H131ZM146 164H147V161H146ZM146 164H145V166H146ZM184 164L186 165L187 163H184ZM213 164H214V163H213ZM236 164H235V165H236ZM246 164H247V163H246ZM17 165H18V164H17ZM37 165H36V166L31 165V166H34V167H35L34 170L37 169L36 172H41V173H42L43 171H38L39 169L37 168ZM51 165H52V163H51ZM90 165H89V166H90ZM96 165L99 166V163L96 164ZM101 165H102V164H101ZM109 165H110V163H109ZM113 165H114V164H113ZM115 165H116V164H115ZM138 165H139V164H138ZM182 165H183V164H182ZM217 165H218V164H217ZM225 165H226V164H225ZM228 165L231 166V164H228ZM248 165H249V163L247 164V167H248ZM28 166H29V164H28ZM28 166H26L25 168H27ZM49 166H50V165H48V167H49ZM68 166H69V165H68ZM78 166H76L75 168H77ZM80 166H81V165H80ZM86 166H87V165H86ZM91 166H90V167H91ZM202 166H204V167L202 168ZM208 166H206V167H208ZM211 166H212V165H211ZM226 166H227V165H226ZM226 166H225V167L223 166V167L229 169V166H227V167H226ZM232 166H234V164H233ZM17 167H18V166H17ZM19 167H20V166H19ZM48 167H45V168L43 167V168H44V170H45V169L48 168ZM53 167H54V166H53ZM60 167H61V166H60ZM60 167H59V169H60ZM71 167H72V165H71ZM90 167H89V169L91 170L93 167H91V168H90ZM102 167H105V164H104ZM107 167H109V166L106 165V168H107ZM149 167L151 168V167H153V166H149ZM149 167H148V168H149ZM154 167H155V166H154ZM158 167H159V166H158ZM182 167H184V166H182ZM215 167H217V166H215ZM235 167L238 168L237 165H236ZM235 167H230V168H234V169H232V172H233V173H234L235 170H238V169L241 168L240 166H239L240 168H238V169H236ZM249 167H250V165H249ZM43 168H41V166H40V169H43ZM61 168H62V167H61ZM65 168H67V167H65ZM75 168H74V169H75ZM95 168H96V167H95ZM95 168H94V172H93V173L96 172L95 170H96L98 167H97L96 169H95ZM100 168H101V166L99 167L98 170H100ZM114 168H115V167H114ZM145 168H146V167H145ZM145 168H144V167L142 168V166H137V167L134 169V175H133L132 178L130 179L128 185H129V184H132V186H133V184H137V183H139V180H138V173H139V171L145 170ZM150 168H149V169H150ZM155 168H156V167H155ZM210 168H211V167H209L208 170H210ZM217 168L220 169L221 171L223 170L222 167H221V168L217 167ZM242 168H243V166H242ZM242 168H241V169H242ZM15 169H16V168H15ZM17 169H18V168H17ZM29 169H30V168H29ZM31 169H32V167H31ZM62 169H63V168H62ZM68 169H69V168H68ZM77 169H78V168H77ZM79 169H80V167H79ZM83 169H84V167H83ZM189 169H190V168H189ZM204 169H206V170L204 171ZM213 169H215V168L213 167L210 171H212ZM218 169H216L215 171H212V172H210V173H209V171H208L207 174L209 173L210 175L207 176V175L205 174V177H206V178L208 177V178H207L208 180L211 179V177H213V176L216 175ZM245 169H246V165H245ZM22 170H23V169H22ZM27 170H28V169L24 170V173H25V174H26ZM50 170H51V169H50ZM56 170H57V169H56ZM85 170H86V167H85ZM87 170H88V169H87ZM98 170H97V171H98ZM103 170H105V169L103 168ZM103 170L101 169V171H103ZM138 170H139V171H138ZM154 170H155V169H154ZM158 170H159V168H158ZM199 170H202V171H199ZM220 170H218L219 173L221 172ZM225 170H226V169H225ZM250 170H252V169H250ZM57 171H58V170H57ZM57 171H56V172H57ZM60 171H61V170H60ZM60 171H58V173H59ZM67 171H68V170H67ZM77 171H79V170H77ZM80 171H81V170H80ZM105 171H106V170H105ZM109 171H110V170H109ZM149 171H150V170H149ZM164 171H166V170H164ZM187 171H188V170H187ZM223 171H224V170H223ZM246 171H247V169H246ZM246 171H243V170L241 171V170H240V173L243 172L242 175H243V174L245 175L244 172H246ZM248 171H249V170H248ZM248 171H247V172H248ZM15 172H16V171H15ZM30 172H32V171L29 170V172H27V173H29L31 176H33V175H34V174H33L34 171H33L32 173H30ZM69 172H70V171H69ZM88 172H89V171H88ZM88 172H86V171H85V172H81V174H83V173H88ZM151 172H152V171H151ZM159 172H160V171H159ZM196 172H194V174H195ZM215 172H216V173H215ZM226 172H227V171H226ZM226 172H225V174H224V173H223V174H224V175H230V174H231V170H230V169H229L230 174H226ZM238 172H239V171H238ZM18 173H19V172H17L16 175H17ZM20 173H21V172H20ZM66 173H67V172H66ZM66 173H65V174H66ZM72 173H73V171H72ZM96 173H97V172H96ZM107 173H108V170H107L106 174H107ZM109 173H110V172H109ZM109 173H108V175H109ZM117 173H118V172H117ZM146 173H147V172H146ZM153 173H154V172H153ZM173 173H174V172H173ZM211 173H215V175H214V174H211ZM227 173H228V172H227ZM233 173H232V174H233ZM240 173H236V172H235L234 174H238V176H239ZM0 174H1V172H0ZM5 174H9V173L6 172V173H4V175H2V174H1V175L4 176V178H6L8 175L5 177ZM11 174H12L13 177L15 176L13 173H11ZM11 174H10V175H11ZM21 174H23V173H21ZM29 174H27V175L29 176ZM37 174H38V173H37ZM50 174H51V173H50ZM60 174L62 175V173H60ZM67 174H69V173H67ZM73 174H75V173H73ZM81 174H80V178H81ZM101 174H102V172H101ZM106 174H105V175H106ZM149 174H150V173H149ZM162 174H164V173H162ZM221 174H222V172H221ZM221 174H220V175H221ZM251 174H252V173H251ZM1 175H0V179L2 178ZM10 175H9V177H11ZM39 175H40V174H39ZM44 175H45V173H44ZM44 175H43V176H44ZM51 175H52V174H51ZM70 175H71V174H70ZM77 175H78V174H77ZM102 175H104V174H102ZM111 175H112V174H111ZM155 175H156V174H155ZM167 175H168V174H167ZM170 175H171V172H170ZM195 175H196L195 177H198L199 174H195ZM200 175H199V176H200ZM211 175H212V176H211ZM220 175H219V176H218V175L215 176L216 178L214 177L215 179H213V180H215V181L217 180V181H218L219 178L222 179V177H220ZM244 175H243V176L240 175V176H241L240 179L236 178L237 175H236V177H235V175H233V177L230 176V177H232V178H229V176H228L229 179H232V181L234 180L236 183H237V181L239 180V182H238L237 185H235V186H233L234 184H236L234 181H233V182H234V183H233V182H231L229 179L227 180V182L229 181V182H228L229 185H230V182L232 183V184H231V185H232V188L230 187V188L232 189V190L230 189L232 192L236 191V190L238 189L237 187H240V186H241V185L238 186L240 183H243V184H242L243 187H242V188L240 187V188L243 189V190H240V191H244V190H246V189L244 188V185H246V184H244V183L246 182V180L249 181L250 179H245V182H244V179H243ZM246 175H247V174H246ZM248 175H250V174H248ZM248 175H247V176H248ZM253 175H254V174H253ZM47 176H48V175H47ZM47 176H46V177H47ZM53 176H54V173H53L52 177H53ZM55 176H56V173H55ZM55 176H54V178H55ZM73 176L75 177V175H73ZM73 176H72V177H73ZM82 176H83V175H82ZM85 176H86V175H85ZM96 176L98 177L97 174H96ZM153 176H154V175H153ZM202 176H204V173H203ZM221 176H223V175H221ZM240 176H239V177H240ZM9 177H7V178H9ZM24 177H25V176H23V178H24ZM44 177H45V176H44ZM46 177H45V178H46ZM59 177H60V176H59ZM74 177H73V178H74ZM90 177H91V176H90ZM101 177H102V176H101ZM105 177H106V176H105ZM107 177H108V176H107ZM109 177H110V176H109ZM139 177H140V176H139ZM166 177H167V176H166ZM200 177H201V176H200ZM205 177H203V178H202V177H201V178H199V177H198V178H194V176H193L194 179H193L192 182L190 183V186H189V184L186 185V187L189 186V189H188V188H185V189H186L187 191H189V192L186 193V190H185V193L183 192L184 195H185V194L188 195V196L186 195V198H185V196L183 195V197L185 198L186 201L184 200L183 197L181 198V196H180V198L182 199V201L184 200V202H185V203L182 202V203H184L183 206H184L185 204H187V205H186V206H187V209H186V210H188V212H190L191 214L188 213L190 216L188 215L189 217L187 216L188 218H185V217H184V216H186V214H185V210H184V212H182L183 209H182V211H181V210H180V211L178 210V211L180 212V215H181V213H183L182 216L186 219V221H187V219H189V221L191 222V223H189V224L191 225V227H196L195 225H197V221L203 216V213H204L205 211L208 213V209L206 210V207H205V206L208 205V204H207V201H205V205H203V204H204V199H206V196H207V193L209 192V189H211L212 187H213L212 189H214L215 187H214V185L212 186V184H213V180L211 179L212 182H209L208 180H206ZM209 177H210V178H209ZM218 177H219V178H218ZM224 177H225V176H223V178H224ZM4 178H3L2 181H6V180H4ZM7 178H6V179H7ZM11 178H12V177H11ZM16 178L19 179L20 177H18V175H17V177L13 178V181H14V179H15V181H16ZM21 178H22V177H21ZM23 178H22V179H19V183L16 181V183L19 184V186H20V181H21V180L23 181ZM45 178H44V179H45ZM57 178H58V177H57ZM70 178H71V177H70ZM73 178H72V179H73ZM76 178H77V176H76ZM76 178H75V180H76ZM80 178L78 177V180H79ZM186 178H187V177H186ZM204 178H205V180H204ZM226 178H227V176H226ZM245 178H246V176H245ZM250 178H251V176H250ZM24 179H27V178L25 177ZM44 179H43V180H44ZM48 179H49V178H48ZM48 179H47V180H48ZM55 179H56V178H55ZM64 179H65V178H64ZM64 179H63V177H62V179H60V180H63L62 182H65V183H66L65 186H66L67 184H68L67 186H70V185L73 184V183L70 184L68 180H67V181H68V183H67L66 181H64ZM66 179H67V178H66ZM88 179H90V178H88ZM140 179H141V178H140ZM142 179H143V178H142ZM147 179H148V178H147ZM153 179H154V178H153ZM201 179L204 180V181H208L209 184H211V185H209L208 182H206V183H207V187H208V185H209V186H211V188L209 187V189H207V188L205 187V190H204V189H203L204 187L202 188V184L199 186L200 183L198 184V181H200ZM237 179H238V180H237ZM242 179H243V181H241ZM251 179H252V178H251ZM7 180L11 181L12 179L9 178V179H7ZM27 180H28V179H27ZM27 180L25 181L26 184H27ZM43 180H42V181H43ZM50 180H51V179H50ZM70 180H71V179H70ZM92 180H94V179H92ZM98 180H99V179H98ZM154 180H155V179H154ZM167 180H168V179H167ZM202 180H201V181H202ZM223 180L225 181L226 179H223ZM236 180H237V181H236ZM252 180H254V179H252ZM255 180H256V179H255ZM22 181H21V182H22ZM36 181H37V180H36ZM52 181H53V180H52ZM57 181H58V180H57ZM72 181H73V180H71L70 182H72ZM84 181H85V179H84ZM88 181H89V180H88ZM95 181H97V180H95ZM95 181H93V182H95ZM123 181H124V180H123ZM123 181H122V182H123ZM150 181H152V180H150ZM150 181H149V182H150ZM250 181H251V180H250ZM250 181H249V182H250ZM7 182H8V181H6V184H5V185H7ZM46 182H47V181L45 180V183H44V184H46ZM62 182H60V183L58 182V183L61 184ZM73 182H75V181H73ZM147 182H148V181H147ZM219 182H222V184L219 183ZM219 182H218V183L221 184V185L218 184L219 187L221 186L222 188H223V187H224V188L222 189V188L220 187V191H219V189H217V188H219V187H217L218 185H216V188H215L216 191L218 190L217 192L219 193V192H221V190H224V189H225V190H226V193H225V190H224V192H221V194H222V193H223V194L225 193L224 195H226V194H229V193H230V195H226V196H224V195L221 196V194L219 193L220 196H221L222 201H223V198H225V197H226L225 200L227 199V200H226L227 203H226V201H223V202H225V203L223 204V205L225 206V205H227L228 203L230 204V203L232 202V198H233V194H234V193H235V195L237 196L236 193H237V191H238L239 189H238L236 192H234L233 194H231L232 192H231V191L229 192V190H228V193H227V189L229 188L227 182L225 181V183H224V182L221 181V180H219ZM251 182H252V181H251ZM253 182H254V181H253ZM4 183H5V182H4ZM8 183H12V182H8ZM13 183H14V182H13ZM23 183H24V182H22V184H23ZM40 183H41V185H43V182L40 181ZM50 183H51V181H50L49 183H47L48 186H49ZM54 183H55V181H54ZM76 183H77V182H76ZM85 183H86V182H85ZM91 183H92V182H91ZM91 183H90V184H91ZM96 183H97V182H96ZM98 183H99V182H98ZM104 183H105V182H104ZM150 183H152V182H150ZM158 183H159V182H158ZM202 183H205V182L202 181ZM206 183H205V184H206ZM216 183H217V182H214V184H216ZM26 184L23 186V189H24V187L26 186ZM52 184H53V182H52ZM63 184H64V183H62V185H63ZM81 184H82V183H81ZM101 184H102V182H101ZM105 184H106V183H105ZM116 184H117V183H116ZM116 184H115V185H116ZM123 184H125V183H123ZM145 184H146V183H145ZM205 184H204V186H206ZM224 184H227V186H225ZM247 184H248V182H247ZM251 184H252V183H251ZM1 185H2V183H1ZM1 185H0V186H1ZM8 185H10V184H8ZM12 185H13V186H12ZM39 185H40V184H39ZM50 185H51V184H50ZM97 185H98V184H97ZM146 185H147V184H146ZM162 185H163V184H162ZM231 185H230V186H231ZM2 186L4 187V185H2ZM17 186H18V185H17ZM17 186L15 185V183H14V184H11V188H12V187L14 188V192H16L18 189H20V188L17 187ZM30 186H31V184H30ZM52 186H53V185H52ZM52 186L50 187V189H46V190L50 191V193L53 195L52 192H53V191H54V192H57V191H55L54 187H52ZM60 186H61V185H60ZM60 186H59V187H60ZM89 186H90V185H89ZM119 186H120V185H119ZM124 186H125V185H124ZM126 186H127V185H126ZM138 186H139V184H138ZM198 186L201 187V188L203 189V191L201 190V188L199 189ZM249 186H250V185H249ZM249 186H248V187H249ZM7 187L10 188V186H7ZM7 187H6V189L8 190ZM15 187L18 188L16 191H15ZM43 187H45V186H43ZM75 187H76V186H75ZM75 187H74V188H75ZM78 187H79V186H78ZM94 187H95V186H94ZM104 187H105V186H104ZM108 187H109V185H108ZM130 187H131V186H130ZM136 187H137V186H136ZM141 187H142V185H141ZM144 187H145V186H144ZM144 187H143V188H144ZM225 187H227V189H226ZM1 188H2V187H1ZM13 188H12V189H13ZM48 188H49V187H48ZM67 188H68V187H67ZM106 188H107V187H106ZM113 188H114V187H113ZM118 188H119V187H118ZM138 188H139V187H138ZM162 188H163V187H162ZM164 188H165V187H164ZM164 188H163V189H164ZM197 188H198L199 190H197ZM234 188H237V189L235 190ZM27 189H28V188H27ZM38 189H39V188H38ZM38 189H37V190H38ZM42 189H43V188H41V190H42ZM52 189H54V190H52ZM56 189H57V188H56ZM58 189H59V188H58ZM114 189H115V188H114ZM126 189H127V188H126ZM133 189H134V188H133ZM144 189L146 190V187H145ZM148 189H149V188H148ZM154 189H155V188H154ZM163 189H162V190H163ZM249 189H250V188H249ZM10 190H11V189H10ZM31 190H32V188H31ZM31 190L27 191V190L25 189L24 193H26V192H27V193H30ZM44 190H45V188H44ZM51 190H52V192H51ZM61 190H63V191H62L63 194H64V192H65V194L67 193V192H66L67 190L65 191V190H64V187H63V189L60 188L59 191L61 192ZM72 190H73V189H72ZM75 190H76V189H75ZM117 190H118V189H117ZM117 190H111V189H109V191L106 190V189H105L104 191L102 190V191H103V192L101 191V192H102V194H101V197H102V198H101V197H98V198H101V200L103 201L102 203H105L106 201L104 202V200L106 199V195H107V196L114 195V194H112V193H114V192L117 191ZM166 190H167V189H165V191H166ZM179 190H180V189H179ZM200 190H201L202 192H200ZM233 190H234V191H233ZM134 191H135V190H134ZM146 191H147V190H146ZM165 191H163V193H165ZM197 191L200 192L199 194L202 193V195L198 197V196H197L198 194H196V193H198ZM210 191H212V190H210ZM216 191L213 190V193H214V194H213V193H212V194H213V196H215V197H217V196L219 197V195H218L217 193H215ZM240 191H239V192H240ZM246 191H248V190H246ZM246 191H245V192H246ZM10 192H12V190H11ZM17 192H19V191H17ZM33 192L36 193V192H38V191H35V190L33 189ZM33 192H32V194L30 193V195H28V194H23V195H21L20 192H19L20 194H18V196H24V195H26L27 198H28V200H27V199L25 200V205L27 204V206H26V209H24V211H25V210H28V212H29V211L31 212L32 209H33V211L35 210L34 212H32V213H33V216H34V215H37V216H39V218H41V220H43V218H44V220H46V218L48 217V216H46L47 213L45 214V217H40V215H41V216H44V214H41V213H44L43 211H44L45 208L47 207L46 205H48L49 202H51V201H49L51 198L48 197V196H49V194H48L49 192H48V193H45V192H44V193H45V194H44L45 196H44V195H41V194H43L42 192H41V194H40V192H38V194H40L41 196H44V197H46V198H47V197L49 198V200H48V199L46 200V198H45V200L47 201L48 204L46 203V201L43 202L44 198H42L41 196H40L41 198H38V199H41L42 203L39 204L38 202H41V201H39L38 199H36L37 197H35V196H37L38 194H34V195H35V196H34V195H33ZM46 192H47V191H46ZM62 192H61V194H62ZM119 192H120V191H119ZM123 192H124V191H123ZM139 192H140V191H139ZM141 192H143V191H141ZM141 192H140V193H141ZM153 192H154V191H153ZM160 192H161V191H159L158 194H159V195L162 194L161 196L163 197L164 194H163V193L160 194ZM166 192H167V191H166ZM195 192H196V193H195ZM245 192H244V194H245ZM57 193H58V192H57ZM174 193H175V192H174ZM174 193H173V194H174ZM177 193H178V194H177ZM177 193L175 194V196L177 195V197H178V195H179L181 192H180V191H177ZM240 193H241V192H240ZM240 193H239V194H240ZM51 194H50V195H51ZM54 194H55V193H54ZM93 194H94V193H93ZM98 194H99V193H98ZM120 194H121V193H120ZM133 194H134V193H133ZM133 194H132V195H133ZM166 194H167V193H166ZM173 194H171V195H173ZM212 194H211V195H212ZM215 194H217V195H215ZM242 194H243V192H242ZM250 194H251V193H250ZM46 195H47V196H46ZM56 195H57V194H56ZM56 195H53V196H56ZM99 195H100V194H99ZM117 195H119V194H117ZM138 195H139V194H138ZM195 195H196L197 197H196ZM211 195H209L208 198H209V197L211 198V197H212ZM26 196H25V197H26ZM28 196H33V197L31 198V197H28ZM57 196H59V195H57ZM61 196H62V195H61ZM63 196H65V195H63ZM63 196H62V198H64ZM93 196H94V195H93ZM130 196H131V195H130ZM161 196H160V197H161ZM165 196H166V195H165ZM165 196H164V198H165ZM169 196H170V194L168 193V196H166V197L168 198ZM175 196L173 195V198H174ZM227 196H228V197H229V196H232V197H229V198H228ZM236 196H234L233 199L236 200ZM239 196H241V195H239ZM243 196H244V195H243ZM38 197H39V196H38ZM68 197H69V196H68ZM103 197H105V199H104ZM110 197H111V196H110ZM119 197H120V196H119ZM124 197H125V196H124ZM156 197L158 198V195H157ZM162 197H161L160 199H162ZM195 197L197 198V200H195V199H196ZM215 197H214V198H215ZM222 197H223V198H222ZM23 198H24V197H22V199H23ZM29 198H30V199H29ZM60 198H61V197H60ZM60 198H59V199H60ZM92 198H93V197H92ZM150 198H151V197H150ZM164 198H163V199H164ZM180 198H179V199H180ZM208 198H207V199H208ZM214 198H211V200L213 199L214 201H211L210 199H208V201H209V205H210V206H213L212 204H213V203L215 204V201H216L217 205H214V206H220V205H218V200H219V204H220V203H223V202H220V199L217 200V198H216V199H214ZM219 198H220V197H219ZM237 198H240V197H237ZM241 198H243V197H241ZM241 198H240V199H241ZM22 199H20V200H19V199H18V200L16 199V200L19 201L20 203L22 202V204H20L21 206L18 204L19 202L16 201V203H17V204H16L14 201H11L12 204L15 203L16 205H18V206H16V207H18V208L15 207V208H16V209H15L16 211H18L17 209H19V211H21L20 209H23V208H24L23 206H25V205H24V201H22ZM24 199H25V198H24ZM32 199H35V201L38 200L37 204H35L36 202H34L35 206L39 205L40 208L43 207L44 210L42 209L43 211H41V210L39 211V208H38L39 213H38V211L36 210L37 208H36V209H35V208H32V209L30 210L29 208H31V207L34 206L33 203H32L34 200L32 201ZM53 199H54V198H53ZM56 199H57V198H56ZM64 199H65V198H64ZM69 199H70V198H69ZM103 199H104V200H103ZM189 199H190V200H189ZM198 199H199V200H198ZM207 199H206V200H207ZM230 199H231V201H230ZM30 200H31L30 203H32V205H31L30 203H27V202L30 201ZM101 200L99 199L100 202H101ZM106 200H107V199H106ZM154 200H155V198H154ZM174 200H178V198H177V199H174ZM174 200L172 201V198H171V201H172V202H168V203H171L170 205L172 206V203L174 202ZM188 200H189V201H188ZM191 200H192V201L195 200L194 202H196V203L194 204V205H195L194 207L192 206L193 204L191 205L193 208H189V207H188V205L191 204V203H190ZM237 200H238V199H237ZM242 200H243V199H242ZM5 201H6V200H5ZM48 201H49V202H48ZM64 201H65V200H64ZM66 201H68V200H66ZM94 201H95V200H94ZM97 201H98V200L96 199V203H98ZM121 201H122V200H121ZM156 201H157V200H155V202H156ZM168 201H170V197H169ZM179 201H180V200L177 201L178 204L176 203V205H179V203H181V201H180V202H179ZM187 201H188L189 203H187ZM192 201H191V202H192ZM228 201H230V202H228ZM233 201H234V200H233ZM13 202H14V203H13ZM56 202H57V201H56ZM58 202H60V201H58ZM68 202H69V201H68ZM87 202H90L89 199H88ZM155 202L153 201L154 204H155ZM159 202H160V200H159V198H158V203H159ZM210 202H211V204H210ZM212 202H213V203H212ZM11 203H10V201H9V204H10V205H11ZM43 203L46 204V205L44 204L46 207H44ZM61 203H62V202H61ZM61 203H57V204L59 205V208L61 207L60 205H62ZM64 203H65V202H64ZM90 203H91V202H90ZM92 203H93V201H92ZM96 203L94 204L93 207H94L95 209H98V208H99V210L102 209V206H101L102 203H100L101 205H98V204L96 205ZM106 203H107V202H106ZM106 203H105V204H106ZM174 203H175V202H174ZM174 203H173V205H174ZM192 203H193V202H192ZM232 203H235V202H232ZM236 203H237V201H236ZM6 204H8V203H6ZM29 204H30V206H29ZM50 204H51V203H50ZM54 204H55V201H54V203H53V207L55 206ZM66 204H68V203H66ZM69 204H70V203H69ZM86 204H89V203H86ZM159 204H160V203H159ZM163 204H164V200H163ZM163 204H162V205H163ZM206 204H207V205H206ZM237 204L240 205V204H239V201H238ZM237 204L235 205L236 208H232L231 205H228V206L231 208V210H232V209H235V212H236V211H240L241 213L238 212L239 215H242V213L245 214V211H246V210L243 211L244 209L242 208L241 205H240V207H241L240 209H243V210H242V211L239 210V209L237 210ZM58 205H57V206H58ZM130 205H131V204H130ZM156 205H157V202H156ZM162 205L160 204V206H162ZM201 205H203L204 208H203ZM242 205H243V203H242ZM4 206H5V204H4ZM28 206H29V208H28ZM39 206H38V207H39ZM51 206H52V205H51ZM57 206H56L57 209L54 207V211H52V212H53L52 215L58 210V207H57ZM67 206H68V205H67ZM86 206H88V205H86ZM99 206H101V208H100ZM120 206H122V205H120ZM181 206H182V204H181ZM181 206H178V207H180V209H181V208H183V206H182V207H181ZM186 206H185V208H186ZM189 206H190V205H189ZM200 206H201L200 209H201V211L203 210V213L200 212V211L198 210ZM214 206H213V207H214ZM233 206H234V205H233ZM235 206H234V207H235ZM5 207H6V206H5ZM5 207H3V208H5ZM9 207L11 208L12 206H9ZM9 207H6V208L9 210V209H10ZM19 207H21V208H19ZM22 207H23V208H22ZM118 207H119V206H118ZM156 207H157V206H156ZM156 207H155V210H156V212L158 213V211H160V210L157 211V208H156ZM163 207L165 208V205H163ZM167 207H168V206H167ZM167 207H166V208H167ZM169 207H170V206H169ZM172 207H173V206H172ZM175 207H177V206H175ZM175 207H174V208H175ZM178 207H177V208H178ZM229 207H228V208L225 207V209H224V210L222 209V210H223V211L226 210V211L228 212V213H227V214H228L227 217L230 216V215H231L230 217H232V214H230V213H233L234 211H233V210H232L233 212H230L231 210L228 211ZM13 208H14V207H13ZM27 208H28V209H27ZM90 208H91V207H90ZM106 208H107V207H106ZM125 208H126V207H125ZM159 208H161V207H159ZM164 208H163V209H164ZM166 208H165L164 210L167 211V209H169V208H167V209H166ZM185 208H184V209H185ZM216 208H217V209H216L215 211H217V212L219 213L220 216H223L222 214H223L224 212H223V211L221 212V210H218V208H219V209H220V208H223V207H222V204H221L220 207H216ZM238 208H239V207H238ZM263 208H264V205H263ZM49 209H50V208H49ZM84 209H85V206H84ZM171 209H172V208H171ZM189 209H192V211H189ZM204 209H205V210H204ZM212 209H213V208H211V212H212ZM214 209H215V208H214ZM10 210H11V209H10ZM13 210H14V209L11 210V211L13 212V215H14L13 218L16 217V221H17V220H19L20 217L18 218V217H17V214H16L17 212H16L15 210H14V211H13ZM51 210H52V209H51ZM63 210H64V209H63ZM65 210H66V209H65ZM65 210H64V211H65ZM88 210H89V208H88ZM102 210H103V209H102ZM102 210H101V211H102ZM127 210H128V209H127ZM155 210H154V212H155ZM169 210H170V209H169ZM174 210H175V209H174ZM174 210H173V211L171 210V212H173V213H172V216L170 215V212H169V211H168V212H169V215H170V216H168V215L165 214L166 211L161 210L162 213H164V215H165L164 220L162 219L164 215L161 214V215H163V216L159 215V218H157L158 215H156V216H152V218L155 217V220H154V218H153V219L151 218V220H150L151 222H149V223L152 225V221H156L157 219H158V221L160 220V222H159L160 224H162V223H161L162 220H163V221H166L165 223L163 222V223H164V224H162L163 227H161L159 223L155 224V222H154V223H153L154 225H152V226H154V228H157V227H155V226H157V225H158V227H159V226H160V227L157 228L158 230L154 229V230H156L157 233L154 232V230H152V229H153L152 227H151V231H150V232H151V234H152V231H153L154 233H156V234L159 235V231H162V234H161V232H160V235H161V236L164 235V237H160V238H158L157 236L155 237V235H153L154 237L152 236V239L156 238L155 240H153V242L156 243V241H157V244H159V243H160V240H161V244H159V245H160V246H159L160 248H159V247H158V248H159V250L162 251V252H163V250H164V252H163L162 254H165V255H166V252H167V256H168L167 258H170L171 255L174 257V255H177V254H178V253H177V254H174V255H173V253H172V251L170 250V248L166 249V251H165V247H169L168 244H169L170 242H173V240H175L177 237H181L180 234H179V236L177 235V233H179V231H180L181 229L179 228V230L177 229V231H176V228H177V227L175 228V226H173V225H175L176 223H178V222H176V220H178V219L180 220V222H181L182 224H183V222H184V224H185V222H186L184 219H183L184 221L182 220V221H183V222H182L180 218H183V217H181V216L179 215V212H178L177 210H175V212L177 211L176 213L174 212ZM3 211H4V210H3ZM5 211H6V209H5ZM11 211H9V212L7 211V212L10 213ZM19 211H18V213H20ZM83 211H84V210H83ZM86 211H87V209H86ZM95 211H96V210H95ZM120 211H121V209H120ZM124 211H125V210H124ZM215 211L213 210L212 213L209 212L210 214H212L211 217L214 215V216H213L214 219L211 218L212 220H210V221H211L210 228L213 227V226H215L214 224L217 223V225H216L214 231H213V228H214V227L211 228L212 231H213V233H211L212 231L209 230L210 228H209L208 231L206 232V230H207L206 228L209 227L208 224L205 226V227H206V228H205L206 230H205V229H202V230H205L204 233H207L205 236H206V238L208 239L207 242H210V244H209V243H208V244L211 245L212 248H213V246H214V250L216 251V249L218 250V248H220L221 245H222L223 248H224V245H226L225 242H227V245L230 244V241L236 243V242L239 241V238H238V236L236 235V231H235V229H233V232H231L232 230L228 228L227 230H225L226 233H225V231L222 232V230H224V228L226 229V227H230V226H228L229 224H228V225L225 224L226 222L224 223V221H226V220H225V216H226V214L224 213L225 216H223V217H224L223 220H222V218L219 217V215H217V216L219 217V218L217 217V218L219 219V222H218V221L216 220L217 218H215V217H216L215 215H216V213H217V212L215 213ZM226 211H225V212H226ZM7 212H6V215H7ZM12 212H11L10 215H12ZM14 212H16V213H14ZM28 212H27V213H28ZM36 212H37V214H36ZM47 212H49V210H48ZM61 212H62V211H61ZM87 212H89V211H87ZM127 212H128V211H127ZM134 212H135V211H134ZM198 212H200L202 215L199 214ZM206 212H205V213H206ZM220 212H221L222 214H221ZM229 212H230V213H229ZM235 212H234V217H235V215H236V218H235V219H237L239 215L236 214ZM21 213H24V212H21ZM49 213H50V212H49ZM57 213H58V212H57ZM62 213H64V212H62ZM106 213H107V212H106ZM112 213H114V211H113ZM112 213L110 212V213H108V214H111V215H112ZM120 213H121V212H120ZM159 213H160V212H159ZM195 213H197V215L199 214V216L201 215L200 218H199V216L197 217V215L192 216V215L195 214ZM218 213H217V214H218ZM29 214L32 215L31 213H29ZM38 214H39V215H38ZM93 214H94V213H93ZM98 214H99V213H98ZM167 214H168V213H167ZM176 214H178L180 218L177 219V216H178V215L176 216ZM229 214H230V215H229ZM246 214H247V212H246ZM6 215H5V216H6ZM10 215H8V216H10ZM13 215H12V216H13ZM15 215H16V216H15ZM26 215H27V214H26ZM30 215H29V217H30ZM105 215H106V214H105ZM105 215H103V216H105ZM111 215H110V216H111ZM115 215H117V214L115 213ZM153 215H154V214H153ZM173 215H174V216H173ZM3 216H4V215H3ZM3 216H2V217H3ZM8 216H6V218H5V217H3V218L0 217V219L3 220V222H1V220H0V222H1L0 225H1L2 223H3V224H6L7 221H4V220L10 219ZM12 216H11V217H12ZM19 216H20V214H19ZM33 216H32V217H33ZM83 216H84V215H83ZM98 216L101 217V215H98ZM112 216H114V214H113ZM112 216H111V217H112ZM243 216H244V215H243ZM243 216H242V218H241V217H240V218L243 219ZM7 217H8V218H7ZM21 217H22V216H21ZM23 217H24V216H23ZM23 217H22V218H23ZM26 217H27V216H26ZM29 217H28V218H29ZM105 217H106V216H105ZM111 217H108V218L111 219ZM136 217H137V216H136ZM234 217H232V218H234ZM4 218H5V219H4ZM30 218H31V217H30ZM30 218H29V219H30ZM48 218H49V217H48ZM132 218H134V217H132ZM132 218H131V220H130V218L128 219V221H131L130 223H132V221H133V223H134L136 220L139 221V219H140L139 216L136 218V220H135V219L132 220ZM138 218H139V219H138ZM156 218H157V219H156ZM232 218H230V219H232ZM240 218L237 219V221L239 220L238 222H240ZM26 219H27V218H26ZM35 219H36V216H35ZM112 219H113V218H112ZM220 219H221V220L223 221V223L226 225V227H225L224 224H221V226L224 225V228H222L221 231L219 230V229H220V228H219L220 225L218 226V224H220ZM226 219H227L228 222L230 221V219H229V220H228V218H226ZM11 220H12V218H11ZM20 220H21V219H20ZM27 220H28V219H27ZM38 220L40 221V219L37 218V221H36V220H33V222H34V221L38 222ZM97 220H98V219H97ZM124 220H125V219H124ZM126 220H127V219H126ZM126 220H125V222H127ZM9 221H10V220H8L7 224L9 223ZM31 221H32V219H31ZM54 221H55V220H54ZM92 221H93V220H92ZM113 221H114V220H112V222L110 221L111 223H110V222L108 223V220H107V224H108V225H109V224H112ZM158 221H156V222H158ZM189 221H187V223H188ZM232 221H234V219H233ZM232 221H230V222L232 223V225H234V226L236 225V227H237V225H238L239 223L237 222V223H238V224H237V223L235 222V223H236V224H235V223L232 222ZM235 221H236V220H235ZM18 222H19V221H18ZM24 222H25V220H24ZM26 222H27V221H26ZM36 222H34V223L29 222V225H30V224H34V226H35V223H36ZM42 222H44V221H42ZM48 222H49V220H48ZM58 222H59V221H58ZM99 222L101 223V220H99ZM114 222H115V221H114ZM117 222H118V221H117ZM167 222H169V223H167ZM180 222H179L178 224H176V226L179 225V224H181ZM215 222H216V223H215ZM228 222H227V223H228ZM230 222H229V223H230ZM100 223H99V224H100ZM123 223H124V222H123ZM19 224H20V223H19ZM22 224H23V222H22ZM27 224H28V223H27ZM61 224H62V223H61ZM63 224H65V223H63ZM96 224H97V222H96ZM99 224H98V225H99ZM113 224H114V223H113ZM135 224H137V223H135ZM182 224H181V225H182ZM209 224H210V222H209ZM212 224H213V226H212ZM25 225H26V224H25ZM29 225H28V227H29ZM38 225H42L41 222H40ZM38 225L36 224L37 229H36V228H32V229H31V228H30L31 230H30V229L28 230L29 233H30V235H28V236H29L28 240L25 239V240L28 241V245H29V243H30L31 241H32V246H34L33 244H35V247L38 246L37 243H39L40 245H41V243H42L43 246L45 245V243H46V241L44 240L45 238H44V236H41V235H45V233L40 234V232H38V231H43V230H42V227H41V228H38ZM50 225H53L52 222H51ZM50 225H49V226H50ZM93 225H94V224H93ZM124 225H125V226L127 225V227L125 228V231L123 230V232H124V234H127V235H128V233H129L130 237H129V235H128V236H127V239H126V236H124V234H123V236H122V235L120 236V234H119V236L122 237L123 239H124V237H125V240H128V242H129V241H132V240L134 241L136 238L138 239L139 236H137V234L135 233V231L131 230V229H133V227L129 228L130 230H129V232H128V231H127V228H128V225H129V224L124 223ZM167 225H169V226L172 225L171 229L175 230L173 235H172V232H173V231L171 230L172 232L170 233V228L168 229V228H167V227H168ZM181 225L178 226V227H181V228H183V229L186 228V227H183V226H185L186 224L183 225V226H181ZM187 225H188V224H187ZM187 225H186V226H187ZM230 225H231V224H230ZM232 225H231V226H232ZM3 226H4V228H5V225H1V227H0V231H1L0 234L3 235L2 237L0 236V237H1V238H0V244L3 243L2 246L6 245L5 243H7V241H8V244H9V243H10V242H9L10 237H11V239H12V237L14 236L12 240L10 239V241H11V243H12L13 245L8 246V244H7L6 248H3L4 251H6L7 248H10V247H11V249H12V247L14 246V240H15V238H16V240H17V242H16V243L18 244L17 246H20V248H22L21 242H22V244L24 243V245L27 244V242L24 240V238H23V240L21 239V240L18 241V239H20V238L17 239V236H18V235H17V234H16L17 236L15 235L16 231H15L14 228H12V229H14V231H15V233H14V231L11 229L12 226L10 227L11 230H9V229L7 228L8 226H6V229H8V230H5L4 228H2ZM9 226H10V225H9ZM22 226H23V225H22ZM22 226H21V227H22ZM49 226H48V227H49ZM61 226H63V225H61ZM86 226H87V225H86ZM86 226H85V227H86ZM207 226H208V227H207ZM221 226H220V227H221ZM21 227H20V228H21ZM39 227H40V226H39ZM88 227H89V226H88ZM108 227L110 228L111 225L108 226ZM129 227H130V226H129ZM187 227H190V226H187ZM222 227H223V226H222ZM236 227H234V228H236ZM56 228H59V227H56ZM75 228H76V227H75ZM77 228H80V225H79ZM89 228H90V227H89ZM91 228H92V226H91ZM165 228H167V229H166V233L164 234V232H165ZM218 228H219V229H218ZM230 228H231V227H230ZM1 229H3V231L5 230V232H6L7 234L10 233V231H11V233H10L9 235H6V233L3 232ZM35 229H36V230H35ZM39 229H41V230H39ZM96 229H98V230H97V234H98V231L100 230V227H97V225H96V226L94 225V227L92 228V230H96ZM117 229H118V228H117ZM160 229H162V230H160ZM163 229H164V230H163ZM186 229H187V228H186ZM186 229H184V230L186 231ZM188 229H189V228H188ZM188 229H187V231L190 232V231H192V230H190V229H193V228H190L189 230H188ZM217 229H218V234L220 233V237H222L224 234H227V236L224 235V238L221 239L222 241L225 240V241H224V245H223V242L220 241L219 236H217V235H218L217 233H216L217 235L215 234L217 237H216V236L214 237V233L217 232ZM22 230H24V228H22ZM32 230L38 232V234H39V235H38V236H39V237H38V238H39L38 241H40V242L35 241V239H36L35 237H37V235H35V234H37V233H36V232H33L34 235H35V236H33ZM90 230H91V229H90ZM92 230H91V231H92ZM167 230H168L169 232H167ZM12 231H13V233H12ZM57 231H58V230H57ZM60 231H61V230H60ZM63 231H64V230H63ZM100 231H101V230H100ZM100 231H99V232H100ZM126 231H127V232H126ZM132 231L134 232L135 236H134V234H133ZM163 231H164V232H163ZM181 231H182V230H181ZM187 231L185 232V233H186V236L189 235V233H188ZM209 231H211V232H209ZM228 231H230V232L228 233ZM25 232H26V230H25ZM43 232H44V231H43ZM52 232H53V230H52V228H51V233H50V231H49V233L52 234ZM54 232H56V231H54ZM54 232H53V235H54ZM61 232H62V231H61ZM76 232H78V231L75 230V233H76ZM109 232H110V233H111V232H114V233L116 232V233H118V232L115 231V230H113V231H110V230H109L108 233H109ZM121 232H122V231H121ZM56 233H57V232H56ZM82 233H83V232H82ZM91 233H92V232H91ZM93 233L95 234L96 231L93 232ZM105 233H106V232H104V234H105ZM110 233H109V235H110ZM167 233H168V234L170 233V234H169V239H168V237L166 238ZM182 233H183V234H182ZM187 233H188V234H187ZM221 233H222V235H221ZM233 233L235 234V236L237 237V239H236V237L234 236ZM4 234H5V237H6V236L9 237L8 240L4 237ZM23 234H24V233H23ZM46 234H47V232H46ZM50 234H49V236H50V238H51V235H50ZM76 234H77V233H76ZM97 234H96V235H97ZM104 234H101V236L104 235ZM106 234H107V233H106ZM121 234H122V233H121ZM181 234H182L183 236H185L183 231L181 232ZM209 234H212V235H213L214 240H213V238H212V235H211V237H209ZM228 234H229V236L231 235L232 240H231V238L228 236ZM26 235H27V234H26ZM26 235H25V236H26ZM31 235H32L33 238H34L35 243H33L34 241L31 239V237H32ZM47 235H48V234H47ZM53 235H52V239H51V240H54V241H55L54 243H56V242L58 243V241L60 242V240H61L60 238H61V237H59V236H61V233H59V236H58V233L56 234V235H57L56 240L58 239L57 241L55 240V237H56V236H55V235L53 236ZM112 235H114V238H113ZM115 235H116V236H115ZM117 235H118V234H111V236H112L113 239H117L119 242L121 241V242L123 243L125 240H123V241H122V239L120 240L119 237H118ZM149 235H150V233H149ZM160 235H159V236H160ZM232 235H233V236H232ZM30 236H31V237H30ZM84 236H85V234H84ZM94 236H95V235H94ZM107 236H108V234H107ZM171 236H173V237L176 236V237L173 238V237H171ZM3 237H4V239H3ZM41 237H43L44 239L41 238ZM45 237H46V236H45ZM53 237H54V239H53ZM62 237H63V240H61V243H60V244H62V246H63V244L66 243V241L64 242V239H65V240H66V238L69 239V237H68V236H67L66 238H65L64 236H62ZM99 237H100V236H99ZM104 237H105V236H104ZM128 237L130 238V240H129ZM133 237H135V238L133 239ZM147 237L149 238V236H146V238H145V236H144V238H143V237H141V238L139 237V240H140V241L137 240L138 242H135V241H134V242H135V244L137 243V245L140 244V245H138V246H139V248H141L142 245L144 244V243L141 241V239L143 238V241L145 242V241H147V240H146ZM226 237H227V238H226ZM228 237H229L230 239H229ZM233 237H234V238H233ZM26 238H27V237H26ZM75 238H76V237H75ZM80 238H81V237H80ZM88 238H89V237H88ZM88 238H86V239H88ZM97 238H98V237H97ZM102 238H103V237H102ZM162 238L164 239L163 242H165V243L162 242V240H163ZM170 238L172 239V241H171ZM210 238H211V239H210ZM215 238H216V239L218 238V239H217V242H215ZM30 239H31V240H30ZM40 239L43 240L45 243H43V241L41 242ZM73 239H74V238H73ZM90 239H91V238H90ZM100 239H101V237L99 238V242L97 241L98 244H99L100 241H101ZM104 239H105V238H104ZM157 239H160V240H157ZM209 239H210V241H209ZM235 239H236V241H234ZM2 240H4V242H2ZM5 240H6V241H5ZM69 240H70V239H69ZM96 240H97V239H96ZM106 240H107V241H106V242H107L106 245H110V244L113 245V243L110 241L111 239H109V244H108V239H106ZM166 240H167V242H166ZM228 240H229V242H228ZM12 241H13V242H12ZM20 241H21V242H20ZM70 241H71V240H70ZM114 241H116V240H114ZM218 241H219V242H222V243L219 244ZM49 242L51 243V241H49ZM52 242H53V241H52ZM63 242H64V243H63ZM68 242H69V241H68ZM77 242H78V241H77ZM106 242H102V243H103L102 246H104ZM121 242H120V243H121ZM212 242H213V243H212ZM239 242H240V244L238 243V244H236V245H235V243H234V245H233L234 247L231 246L233 243H231L230 246H229V245H228V246L226 245V247H228L227 250H223V248H221L223 251L218 250V251L221 253V254H218V257H219V255H222V252L225 251V252H228V253H229V256H231V257H233V255H234V257H233V261H232L234 264H235V262H236V264H239L238 262H244L243 259H242V261L239 260V259H241L240 255L244 253V252L242 253V249H243V247H242V245H241V241H239ZM11 243H10V244H11ZM54 243H53V244H52V243L49 244L50 246H52V249H54V248L57 246V243H56V246H54ZM69 243H70V244H71V243L73 244L72 241L69 242ZM78 243H79V242H78ZM102 243H100V244H102ZM116 243L119 244L118 242H116ZM122 243L120 244V246H121V245L123 246V247L121 246V248H120V249H121V254L123 253V252H122L123 248L125 249V247H126V246H124ZM166 243H167V244H166ZM215 243H216V244H215ZM72 244H71V245H72ZM81 244H82V243H81ZM98 244L95 243L96 248H97V247H98V248L102 247L101 245L99 246ZM124 244H125V245H128V246L131 245V247L129 246L128 248L132 250V245H133L134 243H133V244H130V243H129V244H126V241H125ZM141 244H142V245H141ZM157 244L154 245V246H155V250H154V252L156 251V249L158 250V248H157L158 245H157ZM164 244H166V246H165ZM212 244H214V245H212ZM218 244H219V247L217 246ZM24 245H23V246H24ZM28 245H27V247H29L31 244H30L29 246H28ZM137 245H134V246L137 247ZM144 245H146V242H145ZM144 245H143V247H144L145 249H143L142 251H139V250H138V247H137L136 249L133 248L134 253L131 252V254H130V252H129V254H127V255L125 256V253H126V252H124L122 255L125 256L126 258H129L130 255H131V258H132L134 254H135V255H139L140 253H141V254H145L147 250H146V246H144ZM152 245H153V244H152ZM161 245H164V246H161ZM167 245H168V246H167ZM239 245L242 247V249H241V254H240V248H239V250H237V251H239V257L237 258V257H235V253H236V254H238V253H237V251L234 253V249H235L236 246H237V248H238ZM17 246L13 247L14 252L16 251L15 248H17ZM25 246H26V245H25ZM43 246L41 245V248H42ZM59 246H60V245L58 244V247H59ZM62 246L59 247V252H60L61 250H64V248H62ZM27 247H25V249L22 248L23 250H25V251L22 250V251H23L22 254H21V251H19L21 255L19 254V252L17 253V251H16L17 255L19 254L20 257L17 256L16 253H15V256H14L15 259H14V260H13L12 258H6L8 264H17V263H14V261L17 260L16 257H18V261H19V260H21V258L23 257V256H22L23 253H25V252L27 253V252L31 251V249H30V248H27ZM39 247H40V246H39ZM63 247H65V250H66V245H64ZM72 247H74V244H73ZM72 247H71V252H72V257H73V256H74V254H73L74 251H72ZM231 247H232V248H231ZM43 248H44V249H42L41 257L39 256V254H38V252H37V249H38V248H37L36 250H34V251H36V252L33 253L32 256H31V254H32L33 251H31L30 254L28 253V255L31 256V259L33 260V263H32V261H31V259H27L28 261L25 262V256H24V258H22V260H24V261H22V263H21V261H20V263L23 264V263L25 262L24 264H26V263H28V264H37V263L43 264L44 262L42 263V262H41V259H42V260H43L44 258L47 259V257L49 256V255H46L47 257L44 256V258H42V256L45 255L46 245H45V247H43ZM50 248H51V247H50ZM61 248H62V249H61ZM92 248H93L92 251H94V249H96L95 247H92ZM92 248H91V249H92ZM162 248H164V249L161 250ZM3 249H2V251H3ZM5 249H6V250H5ZM17 249H19V248H17ZM27 249H28V250H27ZM32 249H33V248H32ZM60 249H61V250H60ZM73 249H74V248H73ZM75 249H76V248H75ZM75 249H74V250H75ZM126 249H127V248H126ZM129 249H128V251H129ZM229 249H230V250H229ZM231 249H232V251H233V255L231 254V253H232V252H231ZM26 250H27V251H26ZM56 250H57V247H56ZM65 250H64V252L61 251V255H62V253H64V254H63V255L65 256L64 258L67 257V258H69V261H70V257H71V256L68 257L67 255H65V253H66ZM96 250H97V249H96ZM96 250H95V251H96ZM131 250H130V251H131ZM135 250H136V252H140V253H139V254H138V253H135ZM145 250H146V251H145ZM169 250H170L171 252H170ZM235 250H236V249H235ZM8 251L10 252V251H12V250H9V249H8ZM38 251H41V249L38 250ZM46 251H48V250H46ZM54 251H55V249H54ZM57 251H58V250H57ZM80 251H82V250H80ZM160 251H156L157 253L155 252V255L157 254V257H158V253H159ZM177 251H179V249H177ZM177 251H176V252H177ZM43 252H44V253H43ZM50 252H51V251H50ZM59 252H57L56 254H58ZM69 252H70V251H69ZM83 252H85V250H83ZM83 252H81L82 255L84 254ZM181 252H182V253H181ZM181 252H179L178 255L183 254V250H181ZM219 252H218V253H219ZM5 253H6V252H5ZM5 253H3V255H5ZM51 253H52V252H51ZM78 253H79V254H78ZM86 253H87V252H86ZM132 253H133V255H132ZM147 253H148V252H147ZM169 253H170V255H169ZM9 254H10V253L7 252V255H9ZM35 254H38V256L36 255V257L34 258L33 256H35ZM47 254H48V253H47ZM56 254L54 253L53 256H55ZM67 254H68V252H67ZM75 254H78L77 257L79 258L80 252H77V253H75ZM0 255H2V253H0ZM7 255H6V257H7ZM50 255H51V254H50ZM59 255H60V253H59ZM59 255H57V257H56L57 259H58V256H59ZM84 255H85V254H84ZM128 255H129V257H128ZM224 255H225V257H226V258H225L226 260H225V259H224V260H225L226 262H227V260H228V263H226L225 261H224V263H226V264H230V260H232V259H230V260L228 259L229 256H227V253H226V254H223L222 256L224 257ZM243 255H244V254H243ZM21 256H22V257H21ZM53 256H50V257H53ZM85 256H86V255H85ZM88 256H89V255H88ZM153 256H154V254H153ZM245 256H247V255H244V257L242 256V258H245V259H246ZM3 257H4V256H3ZM8 257H9V256H8ZM26 257H29V256H26ZM37 257H38V260H37ZM50 257H49V259L51 260V262H50L51 264H52L53 262L56 263V264H60L61 260H63V259L61 258V260H60L59 263H58V262H55L54 257H53V258H50ZM59 257H60V256H59ZM155 257H156V256H154V258H155ZM220 257H221V256H220ZM0 258H1V257H0ZM4 258H5V257H4ZM39 258H40V259H39ZM75 258H76V256L73 257V258H71V261H72V259H74V262L72 261V263H69V262H67V261H68V260H67V261H66V264H75V263L77 264V263H79V262L81 261L80 258H79V261H78V259L76 258V260H77V262H76ZM131 258H130V260H131ZM137 258H138V257H137ZM137 258H135V259H137ZM159 258H162V255H161ZM163 258H165L164 255H163ZM167 258H166V259H167ZM236 258H237L238 260H236ZM9 259H10V261H9ZM34 259H36V263H34V261H35ZM46 259H44L43 261H45ZM49 259H48V260H49ZM146 259H148V258H146ZM215 259L217 260V254H216V256H215ZM222 259H223V258H222ZM234 259H235L236 261H234ZM48 260L46 261V263L48 262L47 264H49V261H48ZM52 260H54V261L52 262ZM126 260L130 261L129 259H126ZM2 261H3V259H2V260L0 259V262H1L0 264L5 263V262H2ZM11 261H12L13 263H12ZM30 261H31V263H30ZM37 261H38V262H37ZM57 261H58V260H57ZM64 261H65V260H64ZM64 261H63V262H64ZM149 261H151V260H149ZM10 262H11V263H10ZM133 262H135V261H134V260L131 261V264H132ZM155 262H158V263L160 262V263H161L162 261H155ZM217 262H218V263H217ZM217 262L214 261V263H216V264H222L221 262H219V259H218ZM246 262H248L247 259H246ZM20 263H19V264H20ZM61 263H62V262H61ZM64 263H65V262H64ZM153 263H154V261H153ZM244 263H245V262H244ZM6 264H7V263H6ZM44 264H45V263H44ZM62 264H63V263H62ZM79 264H81V263H79ZM163 264H164V262H163ZM241 264H243V263H241ZM246 264H247V263H246Z\"/></svg>",
    "mask_w": 264,
    "mask_h": 264
},
{
    "label": "clouds",
    "instance_id": "obj_3",
    "mask_svg": "<svg viewBox=\"0 0 264 264\" xmlns=\"http://www.w3.org/2000/svg\"><path fill=\"white\" fill-rule=\"evenodd\" d=\"M39 3L33 0H16L15 4L9 6L5 5L4 14L0 17V22L7 21L10 15L22 14L23 12L39 8ZM12 11H9V8ZM13 63H28L26 58H12ZM183 177V174H181ZM192 173L187 178L181 179V189L183 192L184 186L192 182ZM145 192L136 195L137 203L134 205L140 217L138 223L133 226V231L139 237H144L151 231V220L156 205L149 199L148 193ZM211 195V191L207 193ZM100 219L103 217H94ZM211 220V215L205 213L198 221L197 226L194 227L191 233L187 236L177 237L171 247L183 250L182 255H176L170 258H154L150 253L143 255H135L139 259L133 264H149L151 261H163L164 264H214L215 250L208 244L204 231L202 230ZM236 235L241 241L244 254L247 255L250 264H264V208L259 206L254 207L251 212L244 215V218L239 222L236 229ZM85 232L91 235L89 229L85 228ZM89 243L95 244L96 238L93 236ZM81 264H130L120 252V245H106L93 251L89 256L79 255ZM148 258V259H146ZM233 257H229L232 259Z\"/></svg>",
    "mask_w": 264,
    "mask_h": 264
}]
</instances>
